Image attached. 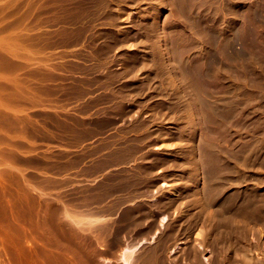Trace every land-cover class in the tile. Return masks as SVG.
I'll use <instances>...</instances> for the list:
<instances>
[{"label":"rangeland","instance_id":"obj_1","mask_svg":"<svg viewBox=\"0 0 264 264\" xmlns=\"http://www.w3.org/2000/svg\"><path fill=\"white\" fill-rule=\"evenodd\" d=\"M73 1H79L78 3H80V5L82 4H84L83 6L81 5H79L77 2H73ZM0 0V5H1V8L2 9H0V11L2 10L3 11V9L6 7V9H7V7H8V9H7V11H5V9H4V11L3 12H1L0 13V16H2V17H0L1 19H0V27H2V28H0V29H3L2 31H0V38H2V37H4V35H7V42L9 43V44H7V46L9 47V46H13V44H14V42H12V40L13 39H16V34L19 32V31H21L22 33H26V32H28L29 31V33H31V34H36V33H40L41 34V40H42V42L41 41H39L38 43H36V45H43V47L45 48V51L44 50H42V51H44V52H42L41 51V49L40 48H38L37 47V52L38 51H40L39 53L41 54H39L38 56H42V58H43V60H45V61H43L42 60V58H37V61H39V60H41V62L40 63H38V62H34L36 59H35V57H33V58H31L29 61H31L32 60V63H30L29 62V64L27 63L26 65L27 66H23L22 64L24 63V52H23V45H21V43L22 42H24V39L23 40H21V41H19V42H21L20 44H19V42H18V44L19 45H21V47L19 46V48H23L22 50L21 49H19V48H17L18 47V44L16 45V44H14V45H16L17 47V49L19 50V51H21L20 53L21 54H23V57H22V55H20L19 54V56H21V57H18L17 55H18V53H16L18 50H15V52L14 51H12V53L14 52V53H16V54H12V53H9V55H10V57L9 58H7L8 56V53H7V55H5V56H7V57H5L4 55H0L1 57H0V59H1V62H0V64H2L3 65V63L5 64V65H0V66H2V67H5L6 69H7V71L6 70H4L5 68H2V70H4V71H6V73H7V76L8 77H14L17 73H19L20 75H23L22 77H24V75H27L28 74V76H31V78H25L24 79V86H20V85H18V86H20V87H26V85H27V83H28V80H31V79H35L36 78V73H39L38 71H44L45 72V74H43L44 75V77H45V79L47 80V81H44V80H42V81H39V82H42L43 83V81H44V83L42 84V85H44V86H46L45 88L47 89V90H45L44 88H41V89H43V90H41V92L39 91V93L38 94H36V96H35V91H34V89H28V86H27V90H29V94L28 95H30V97L32 98V99H36L35 101H33L29 96V98H28V100H27V96H26V100H24L23 102L21 101V99L23 100L24 99V96H22L21 97V95H14L13 94V90L15 89V88H17L18 86H16L17 84H19V83H17L16 84V82L17 81H21V80H14V79H10V78H8L7 76H5L6 75V73H4V71H2L1 69H0V73L1 72H3L4 73V76L3 75H1V74H3V73H1L0 74V78H1V80L3 79V78H5V79H3L4 81H1L3 84V86H7L6 88L4 87L3 88V86L1 85V87L0 88H2V90H1V92L2 93H4V94H2L1 92H0V96H1V94H2V97H4V98H2V97H0V100L2 99V101H5L4 99H6L7 101L9 100H11V99H13L14 98V100L16 101H13V102H11V103H13V104H8L7 103V105H3V103H1V101H0V105L2 104L4 107H6V108H4L3 106H1L0 107V109L3 107L4 108V110L2 109V111L4 112H2V111H0V112H2V113H0L1 115H0V117L3 119V117H4V115H6L5 113L8 111L9 112V110H10V112L11 113H8V114H11V117H13L14 116V118H20V116H23V117H26L27 116V114L25 115V112H27L28 113V116L26 117V119H27V121L29 122V120H31L29 123H31L32 122V124H29V125H27L28 124V122H27V124H22V126L27 130L28 129V127L30 128V129H28L27 131L24 129V132H25V134L27 133V132H30V130L32 129V126L30 127V125H34L35 127H36V124L39 122V127L37 126L36 127V129H35V127H33V129H35L34 130V132H33V129H32V131H31V133L33 132V134L35 133L36 134V136H33L32 138H31V136H30V134L31 133H29L28 135H29V137L27 136V134L26 135H24V136H26L27 138L25 139L26 141V143H28V142H30V143H28V146L25 148L26 150L24 151V156H26V157H24V159H29V161L31 162V163H33V164H30V162L29 163H27V167L29 166L28 164H30V166L28 167L29 169V171H28V173H27V171H25V173H24V177L25 178H27L28 177V179L26 180V182L28 183L29 182V185L31 186V187H35L36 185L37 186H40V185H42L44 182H45V180H46V185L47 186H49L48 185V183L49 184H51V186H49V187H51V188H49V187H47L48 189H49V191H58V192H48V194H50L51 196H49V198L48 197H46L45 199H43V200H41V201H39V203H37L38 204V206H35V204L34 203H30L29 201H25L24 200V209H14L13 210V213L11 214V215H8L7 214V210H6V208L4 207V199H5V192H4V189H5V187H0V264H124V262H123V260H121V254L120 253H122V251L123 250H121V249H123L127 244H128V242H130L131 240V238L133 237V239H132V241L134 242H137V240H138V238H143L144 240H145V242H143L142 244H141V247L140 248H138L137 249V251L139 250L140 251V259H141V261H142V264H153V263H150V261L152 260V258L153 257H156V258H153V260L151 261V262H154V264H155V261L154 260H157V264H163V262L162 261H164V263H165V261H166V263L165 264H172L173 263V261H174V263L173 264H175L176 262H178L177 264H179V262L181 261V262H183L184 260L186 261V257H185V254H186V250H190V249H188V248H192V244H193V247H195L194 245H197L196 247H197V250L198 249H200L199 250V252H201L202 250V248H203V251L201 252L202 253V255L204 254V255H206L208 258L206 259V260H201L202 259V257L203 256H201V261H203L205 264H209L210 263V261H211V263L212 264H215V263H217V264H225L226 263V261H230V263L229 264H239L238 262H240V264H249L248 262H250V264H256L255 263V260H256V258H258L257 259V261H259V258H261L260 260H262L263 262H264V227L262 228L261 226H264V223H262V220H264V216H262V215H264V211L262 212V210L261 209H263L264 210V207H263V205H264V183L263 182H261V178L263 177V175H264V166L261 164V166H260V163L264 160L263 158H264V0H187V1H192V2H187V1H183V0H165L166 2H164V0H160V1H158L157 2V0H153V1H150L149 0V2H148V0H105V1H107L108 3H109V7L107 6V8H106V6L104 5V2L102 3V0H96V2H95V0L92 2V1H90V0H82V2H80L81 0ZM88 3H87V2ZM100 1H101V4H100ZM110 1V2H109ZM195 1V3H193ZM92 2V3H91ZM99 2V3H98ZM152 2V3H151ZM163 3V4H160V3ZM170 2V3H169ZM172 2V3H171ZM173 2L175 3V4H173ZM182 2H184L185 4H181ZM73 3H75L74 4V6H73ZM92 5H91V4ZM158 3V4H157ZM187 3H189V4H187ZM190 3L192 4V5H190ZM88 4V6H86ZM110 4L112 5V6H110ZM148 4V5H147ZM167 4H168V6H167ZM186 4L187 5H189V6H187L186 7ZM95 7V8H93V9H95V11L93 10V13H92V7ZM95 5V6H94ZM100 6V10L98 11V7ZM118 5V6H117ZM150 5V6H149ZM151 5H153V6H151ZM159 5V6H158ZM161 5V6H160ZM164 5V6H163ZM185 5V6H184ZM71 6H73V7H71ZM102 6H105V8L103 7V9L101 8ZM113 6H115V9H114V7ZM133 6H135V8L133 7ZM145 6V7H144ZM167 6V7H166ZM190 6H192L191 8H189ZM75 7V8H74ZM78 7H79V9H81V10H83V11H81V10H79L78 9ZM84 7H86V9L84 8ZM111 7H113V8H111ZM148 8V9H144V8ZM151 7V8H150ZM152 7H153V11H152ZM165 7V8H164ZM186 7V8H185ZM16 10H15V9ZM72 8V9H71ZM73 8L76 10V12H75V10H73ZM89 8H91L90 9V11H88V12H90V13H92V14H90V13H88L87 12V10ZM111 8V9H110ZM117 8H119V10H116ZM141 8H142V10H141ZM155 8V9H154ZM180 8V9H179ZM194 8V9H193ZM199 9V10H197V9ZM9 9H12V10H9ZM85 9V10H84ZM112 9H114V10H112ZM150 9V10H149ZM160 9V10H159ZM186 9V10H185ZM190 9V10H189ZM193 9V10H192ZM16 11V13L15 14H12L13 12H9V11ZM102 10V11H101ZM121 10V11H120ZM123 10V11H122ZM148 10V11H147ZM155 10H156V12H155ZM177 10V11H176ZM190 11V15L191 16H189V12L187 13L186 11ZM32 11V12H31ZM72 11H74V13H75V16H74V13H71ZM78 11V12H77ZM84 11H85V13H84ZM117 11H119V12H117ZM125 11V12H124ZM140 11V12H139ZM150 11H152V12H150ZM158 11V12H157ZM192 11V12H191ZM195 11H197L198 12V14H197V12H195ZM199 11H200V13H199ZM7 12V13H6ZM28 12H30V13H28ZM80 12H81V14H80ZM100 12H102V14L104 15H102ZM105 12V13H104ZM107 12V13H106ZM110 12H111V14H113L112 16L110 15ZM116 12H117V14L118 15H116ZM144 12V13H143ZM149 12V13H148ZM185 12V13H184ZM195 14H194V13ZM7 15V16H5V14ZM10 13L12 14L11 16H10ZM25 13V14H24ZM27 13V14H26ZM31 13H32V15H31ZM35 15H34V14ZM77 13V14H76ZM87 13H88V15H87ZM101 15H100V14ZM109 13V14H108ZM146 13H148V14H146ZM150 13H151V16H150ZM176 13V14H175ZM3 14V15H2ZM29 14V16H30V18H29V16H27ZM73 14V15H72ZM86 14V15H85ZM89 14H90V16H89ZM99 14V15H98ZM122 14V15H121ZM186 14H187V16H188V18H190V19H188L187 18V16H186ZM82 15H85V17L84 16H82ZM95 17V21H93L92 19H94V17ZM97 15H98V17H97ZM107 15V16H106ZM117 17H116V16ZM155 15V16H154ZM193 15H194V17H193ZM196 15V16H195ZM24 16H27V17H25L24 18ZM33 16V17H32ZM78 16H80V17H78ZM87 16V17H86ZM111 16V17H110ZM120 16V19H118V17ZM126 16L128 17V19L126 18ZM141 16H142V18H141ZM75 19H74V18ZM81 17H84V18H86V19H84V18H81ZM102 17V18H101ZM121 17H122V19H121ZM197 17H200V18H197ZM23 18H24V20H23ZM27 18V19H26ZM29 18V19H28ZM34 18V19H33ZM87 18H89V19H87ZM106 18L107 20H105L104 22H103V20ZM108 18H110L109 20L111 21V20H113V21H116V18H117V20L118 21H116V22H118V24L116 25V26H114V28L115 29H113V27H111L110 28V23H112V22H110L109 20H108ZM113 18V19H112ZM154 18V19H153ZM186 18V19H185ZM191 18H193V19H191ZM25 19H26V21H25ZM80 19H81V21H80ZM97 19H99V20H97ZM145 19V20H144ZM154 20L153 21V23L154 24H165L164 26H165V28L168 30V38H169V43L172 45V47L171 48H173L172 49V52H173V50H175L177 47V50L176 51H178V53H179V50L180 49H182V51H181V53H176V52H173V53H171L172 55V59H174L173 61L175 62L176 61V64L178 65L179 64V67H180V69L182 68V72H183V68H185V66L183 67V65H184V63H185V60H186V63H185V65H186V67H187V65L190 67H187V68H185V69H187L186 71H187V73H186V71H185V69H184V73L182 74L183 75V77L184 76H186L187 78V83H186V81L184 80V84H180V85H178V87L179 86H181V88H179V89H177L176 87H174L173 88V86H175V85H172V88H171V86L169 87L166 83H164V82H162L163 80H162V78H160L161 76H162V73H163V68H161V66H159V64H157V66L155 65V64H151V62L149 63V65H148V63H146L145 64V61L147 60V58L146 57H148L149 59L147 60V61H150L151 60V58H152V56L155 54L156 55V53H153V52H155L157 49H158V51H156L157 53H158V55L157 56H153V58L155 57V59L157 58L158 59V57H159V59H160V55H163V53H161V52H159V46H157L156 47V45H155V43L153 44L152 42H150L151 40H148V39H150L148 36L150 35V32L147 30L148 29V21L149 20ZM194 19H196L195 21H194ZM198 19H199V21L201 20L202 22H203V24H202V22H198ZM6 20H8L9 22H7ZM28 20H31L30 22H32V20H33V24L35 23V26L32 24V23H30ZM35 20V21H34ZM77 20V21H76ZM88 23V22H92V23H89V26H88V24L85 22V21ZM87 20H89V21H87ZM92 20V21H91ZM132 20H134V22H132ZM138 20V21H137ZM160 21V23H158L159 21ZM168 20H169V22H168ZM186 22H185V21ZM190 21V22H188V21ZM79 21L81 22L80 23V25H79V27H77L78 26V24H79ZM83 21V22H82ZM99 21V22H98ZM100 21H101V23L103 22V24H101L100 23ZM107 21V22H106ZM136 21V22H135ZM144 21H146L147 22V24H146V22L144 23ZM194 21V22H193ZM215 21V22H214ZM7 22V23H6ZM25 22L26 23H28V24H32V26L31 25H29V26H31L30 28H27V27H29L27 24H25ZM74 24H73V23ZM77 22V23H76ZM84 22L86 23V24H84ZM97 23V24H95V23ZM106 22V23H105ZM109 22V23H108ZM129 22V23H128ZM166 22H168L167 24H166ZM172 22V23H171ZM175 24H174V23ZM199 23V24H195V23ZM3 23V24H2ZM4 23H6V24H4ZM11 23V25L10 26H14L13 28L12 27H10V26H8L9 24ZM13 23V24H12ZM76 23V24H75ZM94 23V24H93ZM107 23L109 24V25H107ZM120 23H122V24H120ZM137 23V24H136ZM142 23V24H141ZM144 23V24H143ZM170 23V24H169ZM186 23H188V24H186ZM193 23L195 24V28H194V30L193 29H191V25H193ZM206 23H207V25H206ZM93 24V26H91ZM106 24V25H105ZM120 24V25H119ZM128 24V25H127ZM132 24H133V26H132ZM162 24V25H163ZM187 25V26H185V25ZM200 24H202V25H200ZM211 24H213V25H211ZM215 24V25H214ZM82 25H84L83 26V28L82 27H80V26H82ZM85 25L86 26H88V27H85ZM95 25V26H94ZM130 25V26H129ZM135 25H137V26H135ZM147 25V26H146ZM166 25H168V26H166ZM172 25H173V27H172ZM196 25L198 26V25H200V26H198V27H196ZM4 26V27H3ZM7 26V27H6ZM26 28H25V27ZM34 26V27H33ZM36 26H37V28H36ZM75 26L77 27V28H75ZM105 27V28H103V27ZM107 26H109V27H107ZM140 26V27H139ZM146 26V27H145ZM171 26V27H170ZM190 28H189V27ZM204 26H207V27H204ZM213 26L215 27V28H213ZM8 27H9V29H8ZM34 28V29H31V28ZM102 27V28H101ZM128 27H129V29H128ZM130 27H131V29H130ZM136 27H139V28H136ZM183 27V28H182ZM189 29H188V28ZM204 29V31H203V29ZM75 28V30H73ZM87 28H89V29H87ZM121 28V29H120ZM193 28V27H192ZM196 28H197V30H199L198 32H197V30H196ZM199 28V29H198ZM200 28L202 29L201 31H200ZM212 28V29H211ZM7 29V30H6ZM13 29V30H12ZM31 29V30H30ZM79 30V29H84V30H79V31H81V32H79L78 31V33H77V30ZM110 29V30H109ZM118 29V30H117ZM128 29V30H127ZM133 29V30H132ZM135 29H137V30H135ZM211 29V30H210ZM214 29V30H213ZM8 30L10 31L9 33L10 34H8ZM24 30H26V32H23ZM106 30V31H105ZM126 30V31H125ZM169 30H170V32H169ZM217 30V31H216ZM225 30V31H224ZM6 31V32H5ZM12 31V32H11ZM75 31V32H74ZM85 33H84V32ZM96 31H97V34H96ZM103 31V32H102ZM113 31V32H112ZM120 33H119V32ZM123 31V32H122ZM130 31V32H129ZM143 31H145V32H143ZM171 31H172V33H171ZM206 31L208 32V33H206ZM93 32H95V33H93ZM102 32V33H101ZM104 32H105V34H104ZM108 34H107V33ZM133 32V33H132ZM135 32V33H134ZM138 32V33H137ZM192 32V33H191ZM202 32V33H201ZM214 32V34H212ZM216 32V33H215ZM218 32H219V34L221 33V36L219 37V34H218ZM222 32H224V33H228V35H226V34H224V33H222ZM20 33V32H19ZM78 34V36H76L77 34ZM84 33V34H83ZM110 33V34H109ZM127 33V34H126ZM137 33V34H136ZM142 33H144V34H142ZM147 35H146V34ZM170 33V34H169ZM196 33H198V35L196 34ZM201 33V34H200ZM206 33V34H205ZM73 34H75V35H73ZM80 34V35H79ZM83 36H82V35ZM92 34V35H91ZM95 34V35H94ZM98 34H100V35H98ZM116 34V35H115ZM139 34V35H138ZM185 34V35H184ZM204 34H205V36L207 35L208 36V38H207V36L205 37L204 36ZM217 34V35H216ZM23 35V34H22ZM96 35H98L97 37H96ZM106 35V36H105ZM118 35V36H117ZM125 35H127L126 37H125ZM130 35V36H129ZM146 36V39L147 40H145V36ZM173 35V36H172ZM174 35H176L175 37H174ZM199 35H200V37H199ZM201 35H202V39H201ZM230 35V36H229ZM38 36V35H37ZM75 38H74V37ZM81 36V37H80ZM86 38H85V37ZM101 38H100V37ZM108 36H110V37H108ZM114 37V40L115 41H112L113 40V37ZM142 36V37H141ZM144 36V37H143ZM180 36H183V37H185L186 36V38H185V41L187 42H185V41H183L182 40V38L183 37H181V39H179V37ZM191 36V37H190ZM217 36V37H216ZM78 37V38H77ZM79 37L81 38V39H79ZM105 38V40H104V38ZM106 37H107V39H106ZM112 37V38H111ZM122 37H124V38H122ZM127 37H128V39H127ZM132 37H135V38H132ZM148 37V38H147ZM173 38V40L171 41V39ZM188 37L189 38H191V40H189L188 39ZM212 37H214V38H217L218 39V42H217V39H215L214 41H212L213 40V38ZM78 39V42H77V39ZM96 38V39H95ZM103 38V39H102ZM108 38L109 39H111V41L110 40H108ZM124 40V41H122V39ZM141 38H143L142 40L146 43V45L145 44H143L142 43V40H141ZM171 38V39H170ZM174 38H175V40H174ZM176 38H177V40H176ZM196 38V40H195V43H194V39ZM204 38L206 39L205 41H204ZM75 39V41H73ZM119 39H121V40H119ZM135 41H134V40ZM141 40V43H138V46H136V48H135V45H137L136 43L139 41L140 42V40ZM179 39V40H178ZM184 39V38H183ZM199 39V40H198ZM212 39V40H211ZM219 39H220V41H219ZM227 39V40H226ZM10 40H11V42L13 43V44H10ZM102 40V41H101ZM117 40V41H116ZM128 40V41H127ZM129 40H130V42H129ZM189 40V41H188ZM228 40H229V43H227L228 42ZM230 40H231V42H230ZM109 41V42H108ZM123 43H122V42ZM127 41V42H126ZM149 41V43L147 44V42ZM178 41V42H177ZM181 41V42H180ZM199 41H201L202 42V44H201V42H199ZM225 41V42H224ZM6 42V41H5ZM17 42V41H16ZM77 42V43H76ZM98 42H102L103 44H101V43H98ZM105 42V43H104ZM107 42V43H106ZM116 42H118V43H116ZM119 42H121V44L123 45L124 43L125 44H127V46H123L122 48H121V44L119 43ZM173 42H174V44H173ZM182 42H185V43H182ZM218 43V45H216L217 43ZM220 42V43H219ZM194 43V44H193ZM196 43H199L198 45L199 46H197V44ZM207 43V44H206ZM210 43V44H209ZM222 43V44H221ZM4 44L5 43H3V44H0V45H2L0 48V50H2V49H6V48H8L6 45L4 46ZM46 44V45H45ZM101 44V45H100ZM110 45L111 44V46H107V45ZM114 44H115V48L116 49H113L114 47H112V45L114 46ZM120 44V48H118L119 45ZM143 44V46H141ZM153 44V45H152ZM175 44H176V46H175ZM179 44H182V46L180 45V46H178ZM187 44V46H183V45H186ZM190 44V45H189ZM196 44V45H195ZM226 44H227V46H226ZM228 44H232V48L230 49L229 48V46H231V45H228ZM98 45H100V47L97 46ZM106 47H105V46ZM134 45V46H133ZM155 45V46H154ZM170 45V46H171ZM191 45H193L192 47H191ZM208 47H207V46ZM213 47H212V46ZM46 46V47H45ZM148 46H150V47H148ZM195 46H197V47H195ZM202 46V47H201ZM210 46V47H209ZM215 46H217L216 48H215ZM222 46V47H221ZM94 47H95V49H94ZM112 47V48H111ZM124 47H127V48H129V49H126V48H124ZM146 47V48H145ZM179 47H182V48H180L179 49ZM188 47H191L190 49L188 48ZM204 47H206V48H204ZM218 47H219V49H218ZM223 47H225V48H223ZM228 47V48H227ZM13 48H15V46H13ZM43 48V49H44ZM104 48H106V49H104ZM110 48V49H109ZM131 48H134V49H131ZM139 48H141L140 50H139ZM151 49V53H150V49ZM175 48V49H174ZM183 48H184V50H183ZM193 48V49H192ZM213 48V49H212ZM214 48H215V50H214ZM220 48H221V50H220ZM223 48V49H222ZM8 49H10V48H8ZM36 49V48H35ZM93 49V50H92ZM112 49V50H111ZM118 49H120V50H118ZM142 49L144 50V51H142ZM145 49H146V51H145ZM149 51H148V50ZM155 49V50H154ZM190 50V52H189V50ZM199 49H201V50H199ZM202 49H204V50H202ZM219 51H218V50ZM228 49V50H227ZM7 50V49H6ZM97 50H98V52H102V54H100V53H98L97 52ZM100 50V51H99ZM108 50H111V51H109L108 52ZM114 50V51H113ZM115 50H116V52H115ZM118 50V51H117ZM125 50V51H124ZM130 50V51H129ZM153 50V51H152ZM185 50H186V52H185ZM196 50V51H195ZM208 50V51H207ZM234 50V51H233ZM236 50H241V52H238V51H236ZM243 50V51H242ZM47 51V52H46ZM90 51V52H89ZM94 51V52H93ZM96 51V52H95ZM104 51H105V54L107 55H104ZM124 51V52H123ZM183 51L185 52V54H183ZM210 51V53L209 54H207L208 55V57H206L207 55H206V53H208ZM216 51H218V52H215ZM244 51H246V55H247V53H248V55L247 56H244ZM42 52V53H41ZM81 52V53H80ZM85 52V53H84ZM112 54H111V53ZM115 52V53H114ZM123 52V53H122ZM129 52V54H127ZM144 52V53H143ZM146 52V53H145ZM201 52V53H200ZM205 52V53H204ZM212 52H214L217 56H218V58L216 57V55L214 54V53H212ZM226 52V53H225ZM48 53V54H47ZM85 55H84V54ZM87 53V54H86ZM95 53V54H94ZM97 53V54H96ZM108 53V54H107ZM111 55H110V54ZM114 53V54H113ZM119 53H120V55H119ZM127 55H125V54ZM132 53V54H131ZM135 53H137V54H135ZM150 53V54H149ZM153 53V54H152ZM160 53V54H159ZM221 53H224V54H221ZM230 53V54H229ZM235 53H237V54H235ZM242 53V54H241ZM12 54V55H11ZM47 55L48 56V58L50 57V59L49 60H46L45 58L47 57V56H45V58L43 57V55ZM78 54V55H77ZM80 54V55H79ZM82 54V55H81ZM88 54H90V56L88 55ZM99 54V55H98ZM117 54V55H116ZM147 54V55H146ZM176 54H178V55H181V56H179V57H177L178 55H176ZM188 54H189V56H188ZM195 54H196V56H195ZM198 54V55H197ZM203 54V55H202ZM204 54H205V56H204ZM211 54L213 55L212 57H211ZM220 56H219V55ZM229 55V56H227V55ZM239 54V55H238ZM241 54V55H240ZM17 57V58H15V56ZM88 55V56H87ZM105 56V57H103V59L101 60L100 59V57H98V56ZM109 55V56H108ZM115 55V56H114ZM122 55V56H121ZM131 55V56H130ZM132 55H134V56H136V57H133ZM145 55V56H144ZM176 55V59H178V60H180L181 58H183V59H181L180 61H184L183 63H182V65H181V63H180V61H178V60H175V57L174 56ZM184 55H187V56H184ZM223 55V56H222ZM226 55V56H225ZM243 55V56H242ZM5 58H4V57ZM12 56H14L13 58H14V60H13V58H11ZM79 56V57H78ZM119 56H120V59H119ZM126 56V57H125ZM130 56V57H129ZM143 58H141V57ZM198 56V57H197ZM226 58H225V57ZM238 56H240L241 58H239ZM248 56H249V58H248ZM3 57V58H2ZM84 57V58H83ZM92 57H95V58H92ZM107 57V58H106ZM117 58L116 60L114 59V60H110V59H112V58ZM125 57V58H124ZM138 57V58H137ZM163 56H161V58H162ZM181 57V58H180ZM190 57L193 59V60H191L190 62H189V60H190ZM195 57H197V58H195ZM221 57V58H220ZM229 57V58H228ZM13 60H11V59ZM79 60H78V59ZM86 58H89V60L90 61H87L88 59H86ZM90 58H92V59H94L93 61H91V59ZM97 58V59H96ZM98 58H99V60L100 61H98ZM102 58V57H101ZM127 58V59H126ZM128 58H130V59H128ZM133 58V59H132ZM145 58V59H144ZM152 58V59H153ZM186 58V59H185ZM194 58L196 59V60H194ZM205 60H204V59ZM230 58H231V60H230ZM239 58V59H238ZM244 58V59H243ZM3 59V60H2ZM21 59H22V61H21ZM39 59V60H38ZM96 59V60H95ZM107 59V60H106ZM136 59H138V61L136 60ZM187 59H188V61H187ZM203 59V60H202ZM227 59V60H226ZM236 59V60H235ZM9 61V62H7V61ZM12 61V63H11V61ZM106 60V63L107 64H105V62L104 61ZM108 60H109V62H108ZM120 60H125V62L124 61H122V64H121V61ZM135 60V62H136V67L137 68H135V70L137 71V69H138V71L136 72V71H134V69L132 68H130L131 66V63H132V61H134ZM142 60H143V62H144V66L146 65V67H145V70H144V66H142V68L143 69H141V65H143V62H142ZM200 60H202V62H204L203 64H201V61ZM217 60V61H216ZM220 60V64H219V61ZM250 60V61H249ZM4 61V62H3ZM14 61H19V63H20V65H19V68H20V66H21V68L19 69L18 68V66H16V64H14L15 62ZM21 61V62H20ZM78 61V62H77ZM101 61H103V62H101ZM118 63H117V62ZM127 61V62H126ZM131 61V62H130ZM193 61V62H192ZM222 61V62H221ZM8 63V65H9V63H11L9 66H7V64L6 63ZM98 62L99 63H101V64H105V66L104 65H102L101 66V64H99L100 66H95V64H98ZM114 63L113 65L111 64V63ZM116 62V63H115ZM179 62V63H178ZM188 62H189V64H188ZM192 62V63H191ZM198 62V63H197ZM199 62H200V64H199ZM213 62V63H212ZM216 62L218 63V64H216ZM225 63V65H222V64H224ZM229 62V63H228ZM239 62H241V63H239ZM38 63V64H37ZM77 63V64H76ZM78 63H80V65L78 64ZM94 63V64H93ZM125 63V64H124ZM141 63V64H140ZM190 63H191V65H190ZM211 63V64H210ZM215 63V64H214ZM249 63V64H248ZM91 64V65H90ZM93 64V65H92ZM115 64H116V66H115ZM119 64V65H118ZM121 64V65H120ZM123 64L125 65V66H123ZM129 66V67H127V65ZM194 64V65H193ZM198 64V66H196ZM14 65V68L12 67ZM77 65V66H76ZM108 65V66H107ZM112 65V66H111ZM138 65V66H137ZM150 65H153V66H150ZM200 65L202 66H205V67H200ZM208 65V66H207ZM227 65V66H226ZM242 65H244V66H242ZM249 65V66H248ZM76 66V67H75ZM89 66H90V68H89ZM92 66H95L94 68L92 67ZM119 66H120V68H119ZM122 66V67H121ZM148 66H149V68H148ZM155 66H156V68H155ZM160 68H159V67ZM194 66V67H193ZM196 66V67H195ZM213 66V67H212ZM242 66V67H241ZM9 67H10V69H9ZM17 67V68H16ZM29 69H28V68ZM78 67V68H77ZM96 67H97V69H96ZM124 67V68H123ZM139 67V68H138ZM153 67V68H152ZM199 69H198V68ZM209 67V68H208ZM245 67V68H244ZM1 68V67H0ZM12 68H13V71H12ZM22 68H24L23 70H25L26 68V71H29L30 73H28L27 72V74H25L24 72L25 71H23L22 70ZM114 68H116V70H118V71H116V70H114ZM121 68H123V69H121ZM129 68V69H128ZM150 68H152V69H150ZM155 68V69H154ZM188 68H189V71H188ZM191 68H192V70L193 71H196V73L197 72H200V73H198V74H196V73H193V72H191L190 70H191ZM194 68V69H193ZM196 68V69H195ZM203 68V69H202ZM244 68V69H243ZM247 68H249V70L247 69ZM20 70V71H17V70ZM92 69H94V70H92ZM111 69H113V70H111ZM121 69V70H120ZM125 69H128V71H126ZM130 69H131V72H132V74H131V72H130ZM147 69V70H146ZM150 69V70H149ZM158 71H157V70ZM198 69V70H197ZM204 70V71H202V70ZM219 69H220V72H219ZM229 69H231L230 71L231 72H229L228 73V71H229ZM247 69V70H246ZM109 70H111V71H109ZM123 70V71H122ZM125 70V71H124ZM161 70H163V71H161ZM226 70H227V72H226ZM243 70V71H242ZM14 71H15V73H14ZM56 72V78L54 79V77L52 78L51 77V75H52V72ZM116 72L115 74H114V72ZM121 71V72H120ZM140 71H142V72H140ZM149 71V72H148ZM151 71V72H150ZM223 71H225V72H223ZM22 72H23V74H22ZM43 72V73H44ZM51 72V73H50ZM107 72V73H106ZM112 73V75H110V73ZM117 72H119V73H117ZM123 72H124V74H123ZM127 72V73H126ZM129 72V73H128ZM133 72H136V73H133ZM152 72H154V73H152ZM156 72L160 75V72H161V76L159 77L158 76V74H157V76H158V80H156L157 78H156ZM195 74L193 77H192V74ZM204 72V73H203ZM233 72V73H232ZM10 73V75H8ZM33 75H32V74ZM139 73H141V74H139ZM146 73H147V76H146ZM190 73V74H189ZM208 73V74H207ZM216 73H218V75L216 74ZM226 73V74H225ZM245 73V75H243V74ZM12 74V75H11ZM18 74V75H19ZM49 74H51V75H49ZM108 74H109V76H108ZM117 74H119V75H117ZM123 74V76H121ZM125 74H126V76H125ZM127 74H128V76H127ZM129 74H130V76H132L133 74V77L131 78L130 77V79H127V78H129ZM135 74H136V77H135ZM152 74V75H151ZM187 74V75H186ZM202 75L201 77H200V75ZM205 74V75H204ZM206 74L208 75L207 77H205L206 76ZM46 75V76H45ZM47 75H49V76H47ZM58 75H60L61 77H62V75H63V80L60 82V80H58L59 78H60V76H58ZM103 75V76H102ZM107 76V78H109V80L106 78V81L108 82V83H110V84H113V85H111L110 86V84H106V81H105V77ZM115 75V76H114ZM140 75V76H139ZM148 75H150V76H148ZM190 75V76H189ZM196 75L197 76H199V78L197 77L196 78ZM209 75H214V76H216L215 78H217V79H215L214 78V76H212L214 79H212L211 78V76L209 77ZM244 77V78H242V76ZM3 76V77H2ZM57 76H58V78H57ZM93 76H95L94 78H96V82H95V79L93 78ZM102 76V77H101ZM105 76V77H104ZM111 76H113V77H115V78H113V77H111ZM118 76H120V77H118ZM143 78H142V77ZM189 76V77H188ZM204 76V77H203ZM218 76V77H217ZM19 77H21V76H19ZM51 77V78H50ZM67 77V78H66ZM74 77H76V79H74ZM79 77V78H78ZM90 77H91V80H90ZM98 77H100V79L98 78ZM110 77H111V79H110ZM124 77V78H123ZM146 77H148L147 79H146ZM152 77V78H151ZM154 77V78H153ZM208 77H209V79H208ZM219 77H220V79H219ZM8 78V79H7ZM64 78H65V80H64ZM70 78V79H69ZM78 78V79H77ZM118 78V79H117ZM120 78H121V81H120ZM133 78H134V80H133ZM137 80H136V79ZM192 78H193V83H194V79H195V82L197 81V83L196 84H201V85H199L200 87H201V89L199 88V86H196V85H194L193 83H192ZM201 78V79H200ZM202 78H203V81H202ZM211 78V79H210ZM12 81H10V80ZM54 79V80H53ZM59 81H57V80ZM66 79H67V81H66ZM73 79V80H72ZM93 79H94V81H93ZM103 81H105V82H103ZM116 80L115 82L113 81V80ZM133 81H132V80ZM152 79V80H151ZM184 79H185V77H184ZM207 79V80H206ZM220 80V81H216L215 82V80ZM49 80H51V81H49ZM75 80L76 81H78V82H75ZM83 82H85L86 83V86H84V84L81 82V81ZM88 81V82H86V81ZM99 80H101V82L100 83H102L103 82V84L100 86V88H101V90H100V88L99 89H96V88H98L99 87V82L98 81ZM111 80V82H109ZM125 80V81H124ZM127 80V81H126ZM131 80V81H130ZM135 80H136V82H135ZM153 80H156L155 82L153 81ZM161 80V81H160ZM204 80H206V81H204ZM211 80V81H210ZM213 80H214V82L215 83H213ZM246 80V81H245ZM50 82V84H49V82ZM70 82V81H74L73 83H68L69 85V87H67V84H66V82ZM113 81V82H112ZM123 81V82H122ZM149 81H151V83L153 82V85H152V87H150L149 88V85L151 84ZM172 81V80H171ZM189 81V82H188ZM210 82V83H208V82ZM13 82H15V83H13ZM23 82V81H22ZM27 82V83H26ZM46 82H48V84L46 83ZM53 82V83H52ZM60 83V85L58 84V83ZM92 82V83H91ZM95 83V85H94V83ZM118 82V83H117ZM120 82H122L121 84L123 85H120L119 83ZM135 82V83H134ZM147 82V85L145 84ZM149 82V83H148ZM160 82H162V83H160ZM199 82H201V83H199ZM202 82L205 84H203L202 85ZM57 83V84H56ZM63 83H64V85H65V88L64 87H62L63 86ZM74 83H78V84H74ZM89 83H90V85H89ZM96 83H97V85H96ZM131 83V84H130ZM195 86V88H194V86L192 85V84ZM208 83V84H207ZM218 85H217V84ZM4 84H6V85H4ZM40 84V83H39ZM62 84V85H61ZM74 84V85H73ZM115 84V85H114ZM125 84H126V87H125ZM145 84V85H144ZM155 84H157L158 86L160 85V87H158L157 85H155ZM185 84L187 85L188 84V87L190 88V89H193V90H191L190 91V89H188V87L187 86H185ZM190 84H191V87H190ZM216 86H214V85ZM41 85V86H42ZM48 85H50V86H53V85H56L59 89L58 90H60L61 88H63L62 89V91H56L57 90V87L55 86H53V87H49ZM59 85V86H58ZM92 85V87H90ZM94 85V86H93ZM105 85V86H104ZM106 85H108V86H106ZM121 87H120V86ZM143 85V86H142ZM164 87H162V86ZM168 86V87H166V86ZM207 85V86H206ZM72 86V87H71ZM78 86V87H77ZM79 86H84L83 88L82 87H79ZM97 86V87H96ZM110 86V87H109ZM130 86H132V88H129ZM134 86H135V88H134ZM141 86V88L140 89H142V91L139 89V87ZM145 86L148 88H146V91H145ZM154 86H155V88H157L156 90H154L155 88H154ZM177 86V85H176ZM183 86V87H182ZM184 86H185V88H184ZM206 86V87H205ZM15 87V88H14ZM43 87V86H42ZM48 87V88H47ZM67 87V88H66ZM75 89H77V92H75L76 90H74V88ZM89 87L90 88H92V90H88L89 89ZM94 87H96V88H94ZM103 87V88H102ZM108 87V88H107ZM113 87V88H112ZM118 87H120V88H118ZM143 87V88H142ZM161 87H162V89H161ZM193 87V88H192ZM204 87V88H203ZM14 88V89H13ZM50 88V90H48ZM53 88H56V89H53ZM110 88H112V89H114V90H112V89H110ZM121 88H123V90L121 89ZM129 88V89H128ZM137 88V89H136ZM165 88H169V89H165ZM198 88V89H197ZM205 88H207V89H205ZM4 89L5 90H7V91H4ZM8 89L11 91L10 92V96L12 97H10V96H7V95H9V93H8ZM51 89H53V92L51 91ZM74 90V92H73V90ZM80 89H82V90H80ZM83 89H85V90H87V91H84L83 92ZM118 89V90H117ZM120 89H121V91H120ZM125 89H127V91L125 90ZM150 89V90H149ZM153 89V90H152ZM159 89V90H158ZM181 89H183V90H181ZM188 91H187V90ZM195 89V90H194ZM202 91H200V90ZM213 89V90H212ZM26 90V91H27ZM46 91V93H48V94H46L45 92H44V97H43V95H39L40 93L41 94H43L42 92L43 91ZM65 90H67V92L65 91ZM70 90V91H69ZM71 90H72V92H71ZM103 90V91H102ZM129 90H131V91H129ZM134 90H136V92L134 91ZM152 90V91H151ZM160 90H161V94H160ZM165 90V91H164ZM167 90H168V92L170 91V93H168L167 92ZM176 90H178V92L176 91ZM205 90V91H204ZM208 90V91H207ZM26 91H25V93H26ZM48 91V92H47ZM51 91V92H50ZM65 93H64V92ZM69 91V92H68ZM80 91H82L81 92V94H79L80 93ZM93 91V92H92ZM95 91V92H94ZM112 91H114V92H112ZM123 91H125V92H123ZM138 91H140V92H138ZM171 91H172V93H171ZM176 93H175V92ZM181 91V92H180ZM185 91V92H187V93H183V92ZM192 91H194L193 93H192ZM198 91V92H197ZM210 91V92H209ZM213 91V92H212ZM8 94H7V93ZM14 92H15V90H14ZM61 92H63V93H61ZM79 92V93H78ZM107 92H109V94L107 93ZM116 92V93H115ZM117 92H119V94L117 93ZM132 92H134V93H132ZM145 92V93H144ZM165 92V93H164ZM192 93L193 95H191V96H189V94L190 93ZM195 92H197L196 94H194ZM200 92V93H199ZM205 93V94H202V93ZM206 92H207V94H206ZM210 94H209V93ZM215 92V93H214ZM50 93H52L51 95H50ZM60 94V96H58L59 94ZM76 93H77V95H76ZM101 93V94H100ZM103 93H106L107 94V97L105 96L104 97V95H106V94H103ZM111 93H114V94H111ZM123 93V94H122ZM125 93H127V95L125 94ZM129 93H131V96H129L130 94ZM139 93V94H138ZM143 93V94H142ZM147 93H149V95L147 94ZM159 93V94H158ZM181 94V97H180V94ZM182 93L185 95H183L182 96ZM212 93L214 94V95H212ZM75 94V95H74ZM79 94V95H78ZM102 94H103V96H102ZM111 94V95H110ZM118 94V95H117ZM142 94V95H141ZM145 94H146V96H145ZM165 94V95H164ZM167 94V95H166ZM175 94V95H174ZM208 94H209V96H208ZM62 95V96H61ZM95 95V96H94ZM118 97H116V96ZM120 95V96H119ZM124 95V96H123ZM138 95V96H137ZM139 95L141 96V97H139ZM145 96V98L144 97H142V96ZM152 95V96H151ZM154 95H156V96H154ZM160 95L162 96V98L160 97ZM171 95V96H170ZM174 95V96H173ZM177 95V96H176ZM198 95L201 97V98H203V99H205V98H207V99H205V100H203V101H201L202 99H200V97L198 98V104L199 105H201L200 106V109H201V112H200V116H199V118H198V124H199V129H198V136L195 138V139H193V136H191V135H193V133H194V131L193 132H188L189 130V128L188 127H186L187 126V123L189 122V113H188V105L191 103V101L193 100V97L195 96H197L198 97ZM202 95V96H201ZM205 95H206V97H205ZM14 96V97H13ZM18 96V99L17 98H15V97H17ZM35 96V97H34ZM38 96H40L41 97V99L42 100H44V101H42L41 99H39V98H37ZM78 96V98H76ZM101 98H100V97ZM109 96V97H108ZM111 96H114V98L116 99V101L115 100H113L114 98L113 97H111ZM127 98H126V97ZM134 96V97H133ZM136 96V97H135ZM164 96H165V98H164ZM166 96L168 97L169 96V98L167 99L166 98ZM179 96V97H178ZM189 98H188V97ZM205 98H204V97ZM214 96H215V98H214ZM7 97V98H6ZM11 99H10V98ZM21 97V98H20ZM34 97V98H33ZM44 99H43V98ZM93 97H95V98H93ZM121 97V98H120ZM130 97H133L132 99H130ZM148 97V98H147ZM150 97V98H149ZM151 97H152V100H150L151 99ZM185 99H184V98ZM213 97V98H212ZM216 97L218 98L217 99V102H221V103H224V105L226 104V107L222 104L221 105V103L220 104H217V102H216ZM64 98V99H63ZM91 98H92V100H91ZM102 98H104L103 100L104 101H102L101 99ZM106 98V99H105ZM112 98V99H111ZM122 98H126V100H124V99H122ZM140 98V99H139ZM174 100H173V99ZM179 100H178V99ZM186 98H188L189 99V104H187L188 103V101H186V100H188V99H186ZM220 98V99H219ZM20 99V100H19ZM29 99H31V102H35L36 103V101H37V103L36 104H32L31 102H29ZM40 100V102L38 103V100ZM49 99V100H48ZM99 101H98V100ZM108 99V100H107ZM111 99V100H110ZM122 99V100H121ZM138 99V100H137ZM147 99V100H146ZM171 99V100H170ZM183 101H182V100ZM192 99V100H191ZM89 100H91V101H94V103L95 104H98V105H94V103L93 102H89ZM107 102H106V101ZM118 105V107H117V105L116 104H114V102ZM117 100H119V101H117ZM127 100H130L129 102L127 101ZM154 100V101H153ZM165 100V101H164ZM170 102H169V101ZM173 100V102H171ZM176 100H178V101H176ZM191 100V101H190ZM208 100V101H207ZM213 102H211V101ZM6 101V102H7ZM19 101H21V103H23V104H21V103H19ZM98 101V102H97ZM102 101V102H101ZM110 101V102H109ZM111 101H112V104H113V106L111 107V106H109L110 104H111ZM121 101H123V102H121ZM132 101V102H131ZM150 101L152 102V103H150ZM156 101V102H155ZM161 101V102H160ZM163 101V102H162ZM182 103H180V102ZM214 101L216 102V103H214ZM223 101V102H222ZM15 102V103H14ZM25 102L28 104V103H30V106H29V104L27 105L26 104V106H24L25 105ZM42 102V103H41ZM97 102V103H96ZM103 102H104V104H103ZM127 102V103H126ZM132 104H131V103ZM135 102V103H134ZM136 102H138V103H136ZM141 102V104H139ZM142 102H143V104H142ZM147 102L149 103L148 105H151L150 107L147 105ZM159 102V103H158ZM168 104H167V103ZM184 102H185V104H184ZM204 103V104H206V105H208V108L210 109H208V108H206L207 106L205 105H203V104H200V103ZM207 102V103H206ZM210 102V103H209ZM21 104V105H19V104ZM86 103V104H85ZM99 103H101V104H99ZM120 103V104H119ZM146 103V104H145ZM161 103V104H160ZM163 103V104H162ZM171 103V104H170ZM192 103H193V101H192ZM33 106H32V105ZM39 104V105H38ZM82 104H85L86 106L85 107H83L82 106ZM91 104H92V106L94 105V107L92 108V106H91ZM103 104V105H102ZM126 104H128V105H126ZM135 104H136V106H135ZM146 106H145V105ZM158 104V105H157ZM162 105V106H160V105ZM174 104H176V106L174 105ZM179 104V105H178ZM214 106V105H217V106H214V107H212V105ZM229 104V105H228ZM10 105H12V106H10ZM13 105H16V106H13ZM19 105V106H18ZM87 105H88V107H87ZM122 106V107H120V106ZM155 105V106H154ZM167 107H166V106ZM168 105H169V107H168ZM171 105V106H170ZM173 105V106H172ZM222 107H221V106ZM21 106V107H20ZM90 106V107H89ZM96 106V107H95ZM101 106H103V107H101ZM107 106L109 107V110H108V108H107ZM116 106V107H115ZM125 106V107H124ZM129 106V107H128ZM148 106V107H147ZM157 106V108H155ZM165 106V107H164ZM175 106V107H174ZM180 106V107H179ZM188 106V107H187ZM203 106L206 108V109H204L203 108ZM209 106H211L213 109L211 110V107H209ZM220 106V107H219ZM230 108H229V107ZM13 107V108H12ZM26 107V108H25ZM28 107V108H27ZM38 109H37V108ZM81 107H83L84 108V110H83V108H81ZM99 108V110L98 109H96V108ZM128 107V108H127ZM135 107V108H134ZM138 107V108H137ZM152 107V108H151ZM154 107V108H153ZM159 107V108H158ZM164 107V108H163ZM170 107H172V108H170ZM184 109V111L185 112H183L182 110V108ZM185 107H187L186 109H185ZM219 107V108H218ZM227 107H228V111H227ZM10 108V109H9ZM12 108V109H11ZM21 111V110H23L22 112L24 113L23 115H21L22 114V112H20L18 109ZM20 108H22V109H20ZM35 108V110H33ZM88 108H89V110H88ZM91 108V109H90ZM96 110H95V109ZM102 108V114H101V111H100V109ZM105 110H104V109ZM112 108V109H111ZM113 108H114V110H113ZM116 108V109H115ZM125 108V109H124ZM160 108H162L163 110H161ZM169 108V109H168ZM180 108V109H179ZM202 108L204 109L203 111H202ZM215 108V109H214ZM223 110H222V109ZM224 108H225V110H224ZM7 109V110H6ZM9 109V110H8ZM15 109H17L18 111H16L15 110V112H14V110ZM40 109V110H39ZM45 110L44 112L42 111V110ZM81 109H82V111H81ZM86 109V110H85ZM111 109V110H110ZM117 109H119L120 110V112H119V110H117ZM128 109V110H127ZM130 109H131V111H130ZM134 109H135V111H134ZM158 109H160V110H158ZM164 109H165V111H164ZM5 110H6V112H5ZM30 110V111H29ZM32 110V111H31ZM39 110V111H38ZM99 112H98V111ZM117 110V111H116ZM158 111V113L157 112H155V111ZM171 110V111H170ZM181 110V111H180ZM208 110V111H207ZM13 111V112H12ZM35 111V112H34ZM94 111V112H93ZM95 111L96 112H98V114L97 113H95ZM106 111V112H105ZM107 111H110V113H108ZM126 111V112H125ZM129 111V112H128ZM164 112L163 113V116L164 115H166V113L170 116H172L173 118H171V121H170V119L169 120H167V115L166 116H164L165 118H163V120L161 121V117L162 116H160L159 118H158V116L156 115V114H161L162 115V112ZM205 111H207V113H204ZM210 111V112H209ZM218 111V112H217ZM219 111H220V113H221V115H218L217 113H219ZM18 112H20L21 114L19 115V113ZM92 112V113H91ZM117 112V113H116ZM122 112V113H121ZM166 112V113H165ZM170 112H172V113H170ZM176 112V113H175ZM181 112L183 113V114H181ZM186 112L188 113V114H186ZM217 112V113H216ZM222 112H226V113H224V114H222ZM228 112V113H227ZM37 113L39 114H42L41 115V117H39V115H37ZM44 113H45V115H47L48 113L49 114H51V115H47L48 117H45V116H43L44 115ZM90 113V114H89ZM96 115L95 116V118L96 119H98L99 117L101 118V120H100V118L98 119V120H96L95 118H94V116L92 117V115H94V114ZM104 113V114H103ZM107 113V114H106ZM112 113V114H111ZM123 113H124V115H123ZM130 113V114H129ZM177 113H178V115H177ZM216 113V114H215ZM8 114L6 115V117H10V116H8ZM14 114H18L17 116L16 115H14ZM29 114H30V118H29ZM114 114H116V115H114ZM121 114H122V116H121ZM127 115V117H126V115ZM153 114V115H152ZM211 114V115H210ZM213 114V115H212ZM225 114H227V115H225ZM32 115V116H31ZM35 115H37V117L35 116ZM108 117H106V116ZM129 115V116H128ZM133 115H135V116H133ZM174 115L177 117V118H175L174 117ZM182 115H183V117H182ZM186 115V116H185ZM188 115V116H187ZM216 115V116H215ZM223 115H225V117L223 116ZM16 116V117H15ZM35 116V117H34ZM87 116H89V117H87ZM111 116H112V118H111ZM113 116H114V118H113ZM117 118H116V117ZM150 116H153V117H150ZM155 116H157V117H155ZM212 116H214L213 118H212ZM218 116V117H217ZM6 117H4V118H6ZM34 118V122L32 121V118ZM107 119H106V118ZM119 117V118H118ZM155 117V118H154ZM182 117V118H181ZM216 117V118H215ZM220 117V118H219ZM224 117V118H223ZM77 118H78V120H77ZM93 118L95 119V120H93ZM123 118H124V120H123ZM150 118V119H149ZM152 118H153V120H152ZM157 118V120L158 119H160V120H158V121H155V119ZM169 118V117H168ZM178 118H180V119H178ZM187 119L188 118V121L187 120H183V119ZM203 118H205V119H203ZM223 118V119H222ZM2 119H0V122H1V130L0 131H2L1 132V134L0 135H5L4 136V138L3 139H5L6 138V140L8 139V136L10 135V134H12L11 133V131H12V129H9V127H7V128H5L6 127V122H7V119L8 118H6V121H5V119H3L4 120V122H3V120ZM29 119V120H28ZM35 119H37L36 121H35ZM54 121H53V120ZM61 119H63L65 122V124L63 123V121H61ZM70 119V120H69ZM75 119V120H74ZM91 119V120H90ZM110 119V120H109ZM115 119H118V120H116V123H115ZM147 119H149V120H147ZM165 119V120H164ZM174 121H173V120ZM177 119V120H176ZM201 119H203V120H201ZM225 119V120H224ZM226 119H228V120H226ZM230 119V120H229ZM232 119V120H231ZM51 120L53 121V123L52 124H50L51 123ZM57 120V121H56ZM73 120V121H72ZM77 120V121H76ZM94 122H93V121ZM104 120H106V121H104ZM109 120V121H108ZM111 120H114V121H111ZM142 120H143V122H142ZM147 120V121H146ZM151 120V121H150ZM175 120H176V122H175ZM183 120V121H182ZM202 122H201V121ZM207 120H209V122L207 123ZM225 121V123L226 124H224V121ZM9 121V120H8ZM97 121H98V123H97ZM119 121V122H118ZM144 121H146L145 123H144ZM149 121V123L148 124H150L151 126H149L148 124H147V122ZM152 121H154L153 123H152ZM164 121H165V123H164ZM168 121H170V122H168ZM182 123H181V122ZM184 121H186V122H184ZM205 121V122H204ZM220 121V122H219ZM56 122V123H55ZM58 122V123H57ZM60 122V123H59ZM63 123V125H61L62 123ZM66 122H68V125L66 124ZM70 122H72L73 124H74V122H75V124H74V126H73V124L71 125V124H69ZM82 122H84V124H82ZM104 122H106V123H104ZM107 122H108V124H107ZM113 122V123H112ZM141 122V123H140ZM160 122H162V123H160ZM212 124H211V123ZM214 122H215V124H214ZM218 122L220 123V124H218ZM227 122H228V124L230 125H228L227 124ZM230 122V123H229ZM79 123H81L82 125L80 126V124ZM87 123V124H86ZM99 123H101V124H99ZM104 123V124H103ZM111 123V124H110ZM118 123V124H117ZM135 124V127H134V124ZM143 123V124H142ZM152 123V124H151ZM155 123V124H154ZM156 123H159V124H156ZM176 123H178V124H176ZM203 123H205L207 126H204L205 124H203ZM217 123V124H216ZM222 123V124H221ZM4 124V125H3ZM44 124V125H43ZM46 124V125H45ZM55 124V125H54ZM56 124H57V126H56ZM58 124H60V125H58ZM106 124V125H105ZM114 124H115V126H114ZM119 125V126H117V125ZM145 124V125H144ZM154 124V125H153ZM175 124V125H174ZM183 124V125H182ZM184 124H186V125H184ZM213 124H214V126H216L215 128H213ZM224 124V125H223ZM3 125V126H2ZM18 125H21V124H18ZM38 125V124H37ZM79 125V126H78ZM84 125V126H83ZM88 125L90 126V127H92V129H95V130H91V128L89 127L88 128ZM111 125V126H110ZM130 125V126H129ZM131 125H133V128H132V126ZM204 126L203 128H202V126ZM211 125H212V127H211ZM5 126V127H4ZM28 126V127H27ZM46 126L47 127H49V129L47 128L46 130H44L45 128H46ZM52 126V127H51ZM59 126V127H58ZM61 126V127H60ZM82 126H83V129H82ZM86 126V127H85ZM98 126H99V128H98ZM106 126V127H105ZM117 126V127H116ZM146 127L147 128V126H148V129L146 130V128H144V127ZM164 126V127H163ZM19 127H21V126H19ZM54 127H55V129H54ZM58 127V128H57ZM65 127H66V129H65ZM69 127V128H68ZM77 127V128H76ZM84 127L86 128V129H84ZM104 127V128H103ZM120 127V128H119ZM171 127V128H170ZM182 127V128H181ZM184 127V128H183ZM209 127V128H208ZM4 128V129H3ZM40 128V129H39ZM74 128H75V130H74ZM103 128V129H102ZM117 128V129H116ZM123 128V129H122ZM128 128H129V130H128ZM130 128H132V129H130ZM134 128H135V130H134ZM149 128H151V129H149ZM165 128V129H164ZM168 128V129H167ZM180 128V129H179ZM186 128V129H185ZM213 128V129H212ZM3 129V130H2ZM37 129L40 131L41 129L43 130H41L40 131V133L41 134H39V132H37L36 133V131H37ZM81 131V133L79 134V130ZM88 129V130H87ZM101 130V132L100 131H98V130ZM118 129H121V130H118ZM152 129H154V130H152ZM172 131H171V130ZM174 129V130H173ZM210 130V132H209V130ZM216 129H217V131H216ZM220 129H221V131H220ZM4 130H5V134L3 133L4 132ZM7 130H9L10 132H8L9 133V135H6V133H7ZM47 130H49V131H47ZM56 130V131H55ZM73 130V131H72ZM77 130V131H76ZM87 130V131H86ZM89 130H91L90 131V133H93L94 132V135L93 134H90L89 133ZM116 130H118L117 132H116ZM134 130V131H133ZM144 130H146V132L144 131ZM149 130V131H148ZM161 130V131H160ZM177 130V131H176ZM179 130V131H178ZM181 130L183 131V132H181ZM203 130H205L206 131V134L204 133L205 131H202ZM50 131H51V133H50ZM79 131V132H78ZM119 131H120V133H119ZM124 131V132H123ZM126 131V132H125ZM156 133H155V132ZM159 131V132H158ZM165 131V132H164ZM167 131V132H166ZM216 131V134L214 133ZM219 131V132H218ZM43 132V133H42ZM46 132H48V133H46ZM61 132V133H60ZM66 132L69 134V137H66L68 134H66ZM70 132V133H69ZM72 132H76V133H73V135H72ZM99 132V133H98ZM118 133L119 135H117V134H115V133ZM145 132V133H144ZM153 134L152 136H151V134ZM153 132V133H152ZM162 132H164V134L162 133ZM171 132V133H170ZM173 132V133H172ZM174 132H176V133H178L177 135H176V133H174ZM180 132V133H179ZM211 133V134H209V133ZM221 132V133H220ZM79 135H78V134ZM155 133V134H154ZM160 133V134H159ZM162 133V134H161ZM182 133H185L184 135L182 134ZM192 133V134H191ZM200 133V134H199ZM204 133V134H203ZM216 135H214V134ZM219 133V134H218ZM44 134V135H43ZM59 134V135H58ZM71 134V135H70ZM77 136H80L81 134V140H80V137H77ZM83 134H85V135H83ZM115 134V135H114ZM123 136H122V135ZM146 134H147V136H146ZM150 134V135H149ZM166 134V135H165ZM173 134H175V135H173ZM180 134H182L181 136H182V138H181V136H180ZM186 134H188V135H186ZM207 134H209V135H207ZM32 135V134H31ZM37 135L39 136V137H37ZM86 135H87V138H84L83 139V137H86ZM113 135H114V137H113ZM132 135H134L133 136V138H131L132 137ZM150 136V138H151V140H149V136ZM154 135H156V136H158V137H154ZM163 135V136H162ZM204 136V139H201V138H203V136ZM212 135V136H211ZM213 135L215 136V137H217L218 135H219V137H217V138H213ZM220 135H222V136H220ZM40 136L42 137V139L44 140H42L41 142L42 143H40L39 142V140H40ZM47 136H49L50 138H48ZM56 136H57V138H56ZM60 136V137H59ZM115 136H116V138H115ZM118 136V137H117ZM145 136L148 138L147 139V141H146V138H145ZM160 136H162V139H165V142H163L162 141V139H161V137ZM166 136V137H165ZM169 136V137H168ZM173 136H174V138H176V139H174L173 138ZM200 136H202V137H200ZM210 137V139H209V137ZM1 137V136H0ZM10 137V136H9ZM36 137V138H35ZM64 137V138H63ZM141 138L142 137V139H139V138ZM165 137V138H164ZM170 137H172V138H170ZM186 139H185V138ZM199 137H200V141H202V142H206L205 144H207V143H211V141L212 142H214V140L216 141V143L217 144H220V146H218V148L217 147H215V146H217V144H215V142H214V145H213V143H211L210 145H212L213 146V148L210 146V145H206L205 146V144L203 145L202 143H200V141H199ZM208 137V138H207ZM30 138V139H29ZM53 138V139H52ZM59 138V139H58ZM67 139V141L65 140V141H60V140H64V139ZM71 140H70V139ZM108 138V139H107ZM117 138H120L119 140L117 139ZM144 138V139H143ZM155 138V139H154ZM169 138V139H168ZM178 138V139H177ZM191 138V139H190ZM198 138V139H197ZM212 138L214 139V140H212ZM29 139V141L27 142V140ZM33 139H36V140H33ZM39 139V140H38ZM52 139V140H51ZM55 139H58L59 141H55ZM79 139V140H78ZM105 139H106V142H105ZM110 139V140H109ZM115 139V140H114ZM153 139V140H152ZM157 139V140H156ZM159 139V140H158ZM171 139V140H170ZM208 140L209 142H207L206 140ZM217 139V140H216ZM222 139V140H221ZM0 140H1V138H0ZM6 140H3L4 142L6 141ZM34 143V142H37L35 145L33 144V149L31 148V146H32V144H31V141ZM48 140H50V141H48ZM54 140V141H53ZM73 140H75V141H73ZM76 140H77V142L81 145H78V144H74V143H77L76 142ZM113 140H114V144L112 145V144H110V143H113ZM139 141V142H137V141ZM141 140V141H140ZM149 140V141H148ZM162 142H161V141ZM183 140V141H182ZM192 140V141H191ZM205 140V141H204ZM220 140V141H219ZM47 143H46V142ZM101 141V142H100ZM108 141H110L109 143H108ZM118 141H120L119 143H118ZM133 141V142H132ZM135 141V142H134ZM143 141V142H142ZM153 141V142H152ZM198 141H199V143L200 144H202V147H201V145L198 143ZM1 142H2V140L0 141V144H1ZM6 142H8V140L6 141ZM5 142V143H6ZM71 142H74V143H71ZM103 142H104V144L105 143H107V144H105V145H103ZM131 142V143H130ZM141 142V143H140ZM144 142H146V143H148V144H144ZM170 142V143H169ZM187 143V145L186 144H184V143ZM189 142H191V144L189 143ZM48 143H50V144H48ZM122 143V144H121ZM128 143V144H127ZM132 143H134V144H132ZM143 143V144H142ZM151 143V144H150ZM164 143H167L166 145L164 144ZM182 143V144H181ZM196 143L198 144V145H196ZM2 144L4 145V143L2 142ZM29 144H31L30 146H29ZM38 144V145H37ZM119 144V145H118ZM129 144H131V145H129ZM137 144H140V145H138L137 146ZM170 144V145H169ZM195 144V145H194ZM36 145H37V148H36ZM55 145H57V146H55ZM59 145H60V147H59ZM65 147H64V146ZM77 145H78V148H82L81 149V151L77 148ZM83 145V146H82ZM104 147H103V146ZM107 145V146H106ZM121 145V146H120ZM129 145V147L126 149V146H128ZM143 145H144V147H143ZM146 145H147V147H146ZM194 146V148H193V146ZM225 146L224 148H223V146ZM35 146V147H34ZM74 146H76V147H74ZM80 146V147H79ZM86 148H85V147ZM123 146V147H122ZM183 146V147H182ZM209 146L214 150V152H215V149L214 148H216V152L218 151V149L220 148V149H222V152H221V150L219 149V153H216L215 152V154H219L218 156H219V158H221V159H218V156L217 155H215V156H217V158L213 155L214 153H213V150L211 149V148H209ZM29 147V148H28ZM62 147H64V148H62ZM84 147V148H83ZM100 147V148H99ZM109 147V148H108ZM133 147V148H132ZM143 147V148H142ZM200 147H201V149H200ZM204 147V148H203ZM258 147H260V148H258ZM77 148V149H76ZM102 148V149H101ZM104 148V149H103ZM115 148V149H114ZM139 148H141L140 150H138ZM187 148V149H186ZM190 148V149H189ZM199 148V149H198ZM228 150H227V149ZM42 149H44V150H42ZM96 149H100V150H96ZM116 150L115 152H113L114 150ZM132 152H130L129 150ZM134 149H136V151L134 150ZM189 149V150H188ZM197 149V150H196ZM204 149H205V154L206 153H208V154H210V151H212L211 152V154L212 155H210V156H208V154H207V156H208V158H206L207 156L203 153L204 152ZM209 149V150H208ZM211 149V150H210ZM225 150V152H224V150ZM38 150H40V151H38ZM50 150V151H49ZM88 150V151H87ZM94 150L96 151V152H94ZM113 150V151H112ZM127 150V152H124V151H126ZM133 150V151H132ZM187 150V151H186ZM191 150V151H190ZM194 150H195V153H194ZM200 150H202V151H200ZM226 150L229 152V154H228V152H226ZM74 151V152H73ZM75 151L77 152V153H79L80 152V154L79 155H77V153L75 154ZM83 151V152H82ZM91 151V152H90ZM112 151V152H111ZM118 151H120L119 153H118ZM189 151V152H188ZM208 151V152H207ZM28 152V153H27ZM67 152V153H66ZM87 152H88V155H90V156H88V155H86L87 154ZM135 152H136V154H135ZM137 152H138V155H137ZM154 152V153H153ZM179 152V153H178ZM182 154H181V153ZM185 152H187V153H185ZM192 152H193V154H192ZM198 152V153H197ZM83 153H85V154H83ZM108 153V154H107ZM117 153H118V155H120V156H118L117 155ZM122 153H124L126 156L124 157V155H121ZM127 153H128V155H127ZM131 153V154H130ZM144 153H146L145 155H143ZM154 155H153V154ZM187 154V155H184V154ZM201 153H203V154H201ZM224 153V154H223ZM225 153H226V155H225ZM29 154V156H27ZM73 154H75V155H73ZM83 154V155H82ZM106 154V155H105ZM113 155V157H112V155ZM114 154H116V155H114ZM189 154V155H188ZM195 154V156H193ZM232 154V155H231ZM32 155V156H31ZM41 155V157H39ZM93 155V156H92ZM98 155H100L101 156V158L98 156ZM104 157H103V156ZM111 155V156H110ZM132 155V156H131ZM158 155V156H157ZM178 155V156H177ZM182 155V156H181ZM191 155V156H190ZM203 155L204 156H206V157H203ZM221 155V156H220ZM222 155H225V156H222ZM227 155H229L228 156V158H227ZM230 155H231V157H230ZM246 155L249 157V160H248V157H247V159H245V157H246ZM33 156H35V158L33 157ZM43 156V157H42ZM50 156H52L51 158H50ZM73 156H75V160L76 161H78V162H76L75 160H73L74 159V157ZM79 156V157H78ZM81 156V157H80ZM83 156H85L84 158H86V159H84L85 160V162L83 161V163H82V160H80V158L81 159H83ZM96 156V157H95ZM105 156H107V157H105ZM130 156V157H129ZM136 156V157H135ZM139 156H142V158H140ZM144 156H146V158H144ZM148 156V157H147ZM151 156L153 157L152 159H151ZM154 156H155V158H154ZM189 156V157H188ZM193 156V157H192ZM205 158L206 160L207 159H209V160H211V158H212V160L210 161V162H208V160H207V164H210L211 162H213V163H211L210 164V166L211 167H215L214 168V170L212 171V169L213 168H211L209 165H206V160L205 159H203V160H205L204 162H203V160H201L202 158ZM212 156H214V157H212ZM233 156V157H232ZM39 157V158H38ZM52 160H50L49 158ZM59 157H60V159H59ZM89 157V158H88ZM95 157V159H92V158H94ZM103 157V158H102ZM115 157V158H114ZM117 157H119V160H118V158ZM129 157V158H128ZM156 157H158V158H156ZM165 157H166V159H165ZM191 157H192V159H191ZM201 159H200V158ZM244 158V160L242 161V159ZM31 158H34V161H36V163H37V165H36V163L35 162H33V159H31ZM73 158V159H72ZM98 158V159H97ZM105 158V159H104ZM110 158V159H109ZM112 158V159H111ZM121 158V159H120ZM122 158H126V159H123L122 160ZM137 158H140L139 159V161L137 160ZM151 159V161H149L148 159ZM162 158V159H161ZM169 158V159H168ZM187 158V159H186ZM199 159V161L200 162H197V164H196V161H198V159ZM228 160H227V159ZM61 159H63V160H61ZM65 159H67L66 160V162H68V163H65ZM71 159V161H72V163H74L75 164V162H76V164L78 165H76L75 164V168H76V170H75V168H73L74 167V165L71 163V162H69V160ZM91 161H89V160ZM105 161H104V160ZM113 159H114V161H113ZM117 160V162H119V163H117L116 162V160ZM145 159V160H144ZM153 159L154 160H159V161H153ZM174 159V160H173ZM197 159V160H196ZM223 159V160H222ZM43 161L44 160V162H40V161ZM48 160H50L51 162H53V163H51L50 161H48ZM53 160H56V161H53ZM58 160V161H57ZM60 160V161H59ZM80 160V161H79ZM87 160V161H86ZM95 160V161H94ZM101 160V161H100ZM109 160V161H108ZM124 160H126V161H124ZM129 160V161H128ZM162 160V161H161ZM166 160V161H165ZM169 161V165H168V161ZM188 160V161H187ZM190 160H192L193 161V163L190 161ZM214 160V161H213ZM223 161V162H220L219 163V161ZM225 160H227V161H225ZM260 160H261V162H260ZM45 161H47V162H45ZM61 161H62V166L60 165L61 164ZM74 161V162H73ZM99 161H100V163H99ZM103 161V162H102ZM123 161V162H122ZM136 161V162H135ZM148 161V162H147ZM164 161V162H163ZM177 161V162H176ZM180 163H179V162ZM186 161H187V163H186ZM248 161H249V164H247L248 166H245L246 165V163H248ZM59 162V163H58ZM64 162V163H63ZM86 162L88 163V164H86ZM96 162V163H95ZM112 162H114V163H112ZM140 164H139V163ZM166 162H167V164H166ZM202 162V164L200 165V163ZM229 162H230V164H229ZM264 162V161H263ZM262 162V163H263ZM41 163H47L46 165H44V164H42L41 166H40V164ZM58 163V164H57ZM70 163H71V165H73V166H71L70 165ZM92 163H94V164H92ZM102 163V164H101ZM105 163V164H104ZM112 163V164H111ZM153 164V165H150V164ZM161 163V164H160ZM170 163H172L171 165L172 166H170ZM173 163H174V167L176 166L177 167V169L179 170H183V169H185V170H179V171H177V169L176 168H172L173 167ZM176 163V164H175ZM177 163H179V167H178V164ZM182 163L184 164V166H182ZM192 165H191V164ZM203 163H205V165L206 166H204L203 165ZM217 163V164H216ZM224 164V165H222V164ZM259 163V164H258ZM49 164H51V166H49ZM53 164L55 165V170L58 172V175H59V179H58V177H56V176H58L57 175V172L56 171H54L55 172V174H54V172L52 171V170H54V168L52 169V167H54L53 166ZM64 164H65V166H64ZM83 166H82V165ZM95 164L97 165H99V166H96L95 167ZM111 165V166H109V167H106V166H108V165ZM115 164V165H114ZM136 164H138V165H136ZM142 164H144V165H142ZM149 165V167H148V165ZM154 164H155V166H154ZM157 164V165H156ZM181 164V165H180ZM185 164H186V167H185ZM189 164V165H188ZM195 164V165H194ZM199 164V165H198ZM212 164H213V166H212ZM222 166H221V165ZM236 164V165H235ZM264 164V163H263ZM33 165L38 169V170H40L41 171V173H40V176H38V177H40V180H38L37 181V179H39L37 176L34 178V179H32L33 177H34V172H35V175H38L39 173H37L36 174V172H38L37 170L35 171H32L31 169H35V167H33ZM58 165H60V166H58ZM66 165H67V167H66ZM69 165V166H68ZM80 165V166H79ZM89 165V166H88ZM93 166L91 169H92V171H91V169H90V167L91 166ZM133 165H135V167L133 166ZM141 165V166H140ZM167 165H168V167H167ZM191 165V166H190ZM194 165V167L192 168V166ZM198 165V166H197ZM218 167H217V166ZM230 165V166H229ZM234 167H233V166ZM38 166H40V167H38ZM43 166V168H41ZM45 166V167H44ZM49 166V167H48ZM56 166H57V168H56ZM86 166V168H84ZM88 166V167H87ZM102 166V167H101ZM136 166H138V167H136ZM153 166V167H152ZM181 166V167H180ZM188 166V167H187ZM197 166V168H195ZM202 166H204V167H202ZM229 167L228 169H227V167ZM231 166H232V168H231ZM237 168H236V167ZM238 166H240V168L238 167ZM263 166V167H262ZM24 167H25V170H27V167H26V163H24ZM32 167V168H31ZM63 167H65V169L67 168V170H65V172H64V168ZM68 167H70L71 169H68ZM94 167H95V169H94ZM98 167H99V169H98ZM131 167V168H130ZM132 167H133V170H132ZM146 167V168H145ZM155 167V168H154ZM183 167H185V168H183ZM205 167H209V168H211V171L213 172H211L209 169H207V168H205ZM219 167H221L220 168V171H219ZM222 167H225L224 169H222ZM245 167H247V168H245ZM40 168V169H39ZM59 168V169H58ZM142 168V170L143 171H145L144 173V175H145V179H144V175H143V171L141 170L140 171V169ZM187 168V169H186ZM192 168V169H191ZM202 168L204 169V170H206V171H204L203 172V170H202ZM218 168V169H217ZM234 168V169H233ZM241 170L240 172H237V170ZM248 168H250V169H248ZM261 168V169H260ZM44 169H46V170H44ZM51 170V172L54 174V176L53 175H51V172H50V170ZM58 169V170H57ZM72 169H73V171L74 172H76V173H74L73 171H72ZM80 171H78V170ZM81 169H84V173H83V170H81ZM88 169V170H87ZM89 169H90V172H89ZM94 169V170H93ZM102 169H103V171H102ZM126 169H128L127 171H125ZM139 169V170H138ZM150 169V171H152L151 173L148 171V170ZM154 169V170H153ZM176 169V170H175ZM227 169V170H226ZM230 169V171H231V169H233V170H235L234 172H230L229 171V173H224V171L225 172H227L228 170ZM257 169V170H256ZM31 170V171H30ZM68 170H69V172H70V175L69 174H67V173H69L68 172ZM98 170H100L101 171V173H100V171H98ZM105 170V171H104ZM122 170H124L125 171V173L126 174H128L129 175V173L128 172H130V175L129 176H127L126 174H124L123 175V173H124V171H122ZM131 170V171H130ZM193 170H194V172L195 173H193ZM215 170H217V171H219V172H215ZM224 170V171H223ZM243 170H244V172H243ZM49 172V173H47V172ZM63 171V172H62ZM67 171V172H66ZM77 171H78V173H77ZM94 171V172H93ZM95 171H97V174H96V172ZM120 171H122L121 173H118V172ZM135 171V172H134ZM140 173H139V172ZM154 171H155V173H154ZM174 171V172H173ZM189 171V172H188ZM198 171V172H197ZM209 171V172H208ZM33 173V175H26V174H32ZM44 172V173H43ZM47 174H46V173ZM59 172H62V173H59ZM73 172V173H72ZM89 172V173H88ZM92 172H93V174L94 175H92ZM101 174V175H99V173ZM105 172H107L106 174H108V176H106V174H104ZM116 172V173H115ZM132 172V173H131ZM138 172V173H137ZM187 172V173H186ZM200 172V173H199ZM223 172V173H222ZM241 172H242V174H241ZM247 172V173H246ZM44 174V175H46V176H43V175H41V174ZM63 173H64V175H63ZM80 173H83V174H80ZM85 173H87V174H85ZM115 173V175H113ZM135 173V174H134ZM173 173V174H172ZM178 174V175H175V174ZM196 173H198L199 174V176H200V184H201V187H203V186H205L206 187V185L208 184L209 185V183L211 182V179H212V177L214 178L215 177V174L217 175V177H215L214 179H212V181L213 180H215L216 181V178L217 179H220V178H222V177H226V175H228L226 178H222L221 180H217L216 182L215 181H213V183L215 182L216 184H210L209 186L207 185V188L209 187V188H211L212 186L211 185H213L214 187H220L221 188V185L223 184V186L225 187V188H228L227 186L229 185V186H231V188L229 187V189H225V190H227V191H225V190H223V189H221V192H222V190H223V198H222V196H220V194L222 195V193H220L219 195H218V193L220 192V190H218L217 188H214V187H212L210 190H208V191H211L213 188V190L212 191H215V190H218V191H216V192H212L211 191V195L209 194V193H206V192H208V191H206L205 192V194L206 195H209L211 198H212V200L214 199V201H215V207L216 208H219V207H221V209H219V210H217L216 209V211H219L220 212V210H222V212L221 213H223L224 211H226V212H224V213H227V214H222L221 215V217H218L219 219H223L224 217V221H222V220H217V223L215 222V224L213 223V224H211V225H206L207 226V229H209L208 231H206L207 232V234H204V232H205V225L203 224V223H198L196 226H194L193 228H194V231H193V228L191 229V231H185L184 229H186V227H187V225H189V223L191 224L192 223V221L194 220V218H199V216L200 215H203L201 212H197V209H196V207L194 206V205H192V204H190V202L188 203L187 202V192H185V191H181V187H184V186H186V187H189V186H191L190 184H189V180L186 178L187 177V175H189V174H196ZM206 173V175H208L209 176V178L207 179V177H205L203 174H205ZM210 173H212V174H210ZM215 173V174H214ZM224 174V176L222 175V174ZM234 175H233V174ZM238 173H239V175H238ZM250 173V174H249ZM252 173V174H251ZM259 173H262V174H259ZM48 174H50V175H48ZM72 174H73V176H72ZM74 174H76V175H79L78 177H79V181H78V177L76 176V180L79 182H77V181H75V179L73 178L74 177ZM91 174V175H90ZM104 174V175H103ZM120 175L119 177L117 176V175ZM132 174H134V175H132ZM139 174V175H138ZM142 176H141V175ZM148 174V175H147ZM156 174V175H155ZM168 174V175H167ZM184 174V175H183ZM48 175V176H47ZM63 175V176H62ZM67 175H69L68 177H67ZM82 175H84V177L82 176ZM88 175V176H87ZM110 175V176H109ZM124 176V178H123V176ZM155 177H154V176ZM159 175V176H158ZM161 175V176H160ZM165 176L164 178L166 179H163V176ZM167 175V176H166ZM182 175V176H181ZM213 175V176H212ZM219 175H220V177H219ZM241 175V176H240ZM243 175V176H242ZM247 175H250V176H247ZM33 176V177H32ZM43 176V178H47V179H49V176H50V178L51 179H49V180H47V179H42V181L44 180V182H42L41 181V177ZM91 176H93V177H91ZM98 176V177H97ZM100 176V177H99ZM102 176H103V179H102ZM112 176V177H111ZM127 176V177H126ZM138 176H140V177H138ZM150 176V177H149ZM174 176V177H173ZM183 176H184V178H183ZM186 176V177H185ZM204 176V177H203ZM210 176H212V177H210ZM237 176H239V177H237ZM245 176V177H244ZM254 176H257L256 178L254 177ZM53 177V178H52ZM63 177V178H62ZM105 177V178H104ZM132 177V179H130ZM133 177H134V179H133ZM135 177H137V178H135ZM144 179V181L142 180V178ZM157 177H159V178H157ZM161 177V178H160ZM219 177V178H218ZM229 177H230V179H232V180H230L229 179ZM244 177V178H243ZM29 178L32 180L31 182H30V180H29ZM37 178V179H36ZM57 178V179H56ZM72 178H73V180H72ZM85 178H86V181H84L85 180ZM110 178V179H109ZM114 179V181L115 182H112L113 181V179ZM118 178V179H117ZM120 178V179H119ZM128 178L130 179V181H128ZM148 178H149V180L151 181H149L148 182ZM152 178V179H151ZM155 178V179H154ZM203 178H205V180H209L210 178V181H208V182H206ZM236 178H238V179H236ZM246 178V179H245ZM257 178H259V180L257 179ZM60 179H62V180H60ZM80 179H84V180H80ZM88 179V180H87ZM96 179H97V181H96ZM100 181H99V180ZM135 179H137L136 181H135ZM140 179V180H139ZM147 179V180H146ZM158 179V180H157ZM182 179V180H181ZM186 179V180H185ZM203 179V180H202ZM230 180V182H229V180ZM235 179V183L233 182V180ZM240 179V182L241 181H243V182H239L238 180ZM243 179V180H242ZM250 179V180H249ZM253 179V180H252ZM29 180V181H28ZM52 180V182H53V185H52V183H50V181ZM57 180V182L54 184V181H56ZM60 182H59V181ZM103 180H105V181H103ZM107 180H110V181H108L109 183H107ZM119 180H120V183H119ZM121 180H123V182H121ZM126 180H127V182H126ZM165 180V181H164ZM169 180V181H168ZM226 180V181H225ZM228 180V181H227ZM236 180H237V182H239L237 185H236ZM249 180V181H248ZM253 182H252V181ZM257 180V181H256ZM262 180L264 181V177L262 178ZM85 183H88V184H86L85 186H88V187H84V189H85V191H86V189H88V188H90L91 190L93 189V187H94V190H92V191H94V194H93V192L92 191H89V189H88V191H86V192H84L83 190V186H84V184H83V182ZM99 181V182H98ZM101 181H103L102 183H100ZM133 182L134 183V185H133V183H131V184H129V182ZM142 183H141V182ZM158 181V182H157ZM187 181V182H186ZM193 181L195 182L196 180L195 179H193ZM218 181H220V184H219V182ZM233 183H232V182ZM258 181H260V182H258ZM34 182V183H33ZM39 182V183H38ZM41 182V183H40ZM105 182V184H103ZM112 182V186L114 187V190H113V187H111V183ZM125 182H126V184H125ZM145 182V183H144ZM154 183V185H151V184H153ZM163 182H165V184L163 183ZM182 183V184H180V183ZM197 182V181H196ZM195 182V183H196ZM252 182V183H251ZM59 183V184H58ZM75 183V184H74ZM89 183H91V184H89ZM97 183H99V184H97ZM121 183H123L122 185H125V190H123L124 189V186H121ZM147 183V184H146ZM148 183H149V185H148ZM177 183H178V185H177ZM187 185H186V184ZM203 183V184H202ZM206 183V184H205ZM243 183V184H242ZM258 183V184H257ZM261 183V184H260ZM36 184V185H35ZM77 184H79V185H77ZM93 184V185H92ZM95 184V185H94ZM106 184H107V186H110L109 188H110V190H112V191H114L113 193H112V191H111V194L108 192V187L106 186ZM108 184H110V185H108ZM118 184H120V185H118ZM129 184V185H128ZM137 184H138V188L141 190H137V187H135L134 188V186H137ZM141 184V186H139ZM143 184V185H142ZM180 184V185H179ZM226 184V185H225ZM235 184V185H234ZM44 185H45V183H44ZM75 185V186H74ZM81 185V186H80ZM89 185H92L93 187H91V186H89ZM101 186V187H97V186ZM131 185V186H130ZM148 185V186H147ZM216 185V186H215ZM219 185V186H218ZM234 185V186H233ZM254 185V186H253ZM260 185H262V186H260ZM77 186V187H76ZM79 186V187H78ZM102 186H104V187H102ZM119 186H121V189H120V187ZM133 186V187H132ZM150 186H152V187H150ZM161 186V188H159ZM181 186V187H180ZM246 186H247V188H246ZM249 186V187H248ZM252 186V187H251ZM256 186H258V187H260V189L258 188V187H256ZM52 187H54V189L52 188ZM74 187H76V188H74ZM82 187V188H81ZM97 187V188H96ZM106 187H107V189H106ZM117 187V190L115 189ZM127 187H129V188H127ZM144 187V188H143ZM149 187V188H148ZM161 190V192H160V190L158 189V188ZM169 187H171V189H169ZM179 189H178V188ZM193 187V186H192ZM253 187H255V188H253ZM103 189V190H100V189ZM104 188L106 189V190H104ZM119 188V189H118ZM126 188L127 189H129L131 192H128L129 190H127L126 191ZM131 188V189H130ZM143 189V192H142V189ZM147 188V189H146ZM154 188V189H153ZM206 188V189H207ZM257 188V189H256ZM68 189H69V191H68ZM74 189V190H73ZM81 189V190H80ZM95 189H99L98 191H95ZM136 189V190H135ZM149 189L151 190V189H153V191H150L149 192ZM157 189V190H156ZM175 189V190H174ZM176 189H178V190H176ZM238 189H239V191H238ZM241 189V190H240ZM253 189H254V191H253ZM256 189V190H255ZM61 190V191H60ZM78 192H77V191ZM80 190V191H79ZM119 190V191H118ZM121 190V191H120ZM144 190H145V192H144ZM147 190V191H146ZM163 190V191H162ZM165 190V191H164ZM171 190V191H170ZM242 190H243V192H242ZM247 190V191H246ZM73 191V192H72ZM77 193V195L78 194H80L79 195V197H77V195H76V193ZM104 191V193H103V195H105V193L107 194V195H105V196H102L101 195V193ZM124 191V192H123ZM140 191V192H139ZM167 191V192H166ZM241 191V192H240ZM60 192V193H59ZM79 192H81V193H79ZM92 193L91 194V200L92 201H94V202H92L91 200H89L90 199V194L89 193ZM97 193V196H96V193ZM120 192V193H119ZM129 193L130 195L131 194H133L131 197L130 196H128L129 194H126L125 195V193ZM137 192V194H136V196L134 195L135 193ZM139 192V193H138ZM158 193V194H156V193ZM165 192V193H164ZM227 192V193H226ZM233 192V193H232ZM238 193V195H237V193ZM246 192H248V193H246ZM254 192V193H253ZM263 194H262V193ZM54 195H53V194ZM57 193L59 194V195H57ZM85 193L87 194L88 193V196L87 195H85ZM146 193V194H145ZM148 193V194H147ZM150 193H151V195H150ZM154 193V194H153ZM178 193H179V196H178ZM182 193V194H181ZM229 193H231V195L233 194L234 195V197L235 198H233ZM257 193V194H256ZM261 193V194H260ZM83 194L86 196H84V197H82L83 196ZM141 194L143 195V197H141ZM164 194V195H163ZM172 194V195H171ZM212 194L213 195H218L217 197L215 196V197H212ZM248 194H250V196L248 195ZM253 194V195H252ZM258 194H259V196H258ZM52 195H53V198H52ZM56 195L57 196H59L60 197V199L59 198H56ZM75 195V196H74ZM94 195V196H93ZM102 197H101V196ZM139 195H140V198H139ZM156 195H158V196H156ZM168 195V196H167ZM175 195V196H174ZM186 196V197H184V196ZM227 195V196H226ZM230 195V196H229ZM243 195H244V197L246 196V198L247 197H249V198H244L243 197ZM256 196L257 195V198H255V197H253V196ZM62 196V197H61ZM66 196H68V197H66ZM70 196H72V198L70 197ZM124 196H126L127 197V199H126V197H125V199H123V197ZM135 196V197H134ZM138 196V197H137ZM178 196V197H177ZM236 196H238V197H236ZM80 197H82L81 199H79ZM94 197V198H93ZM137 197V198H136ZM175 197V198H174ZM240 197V198H239ZM259 197V198H258ZM55 198H56V200H55ZM64 200H63V199ZM65 198H67L68 200H65ZM74 198V199H73ZM78 198V199H77ZM83 198H85V199H83ZM86 198H88L87 200H86ZM102 199V200H99V199ZM131 198H132V200H131ZM134 198V199H133ZM159 198H160V200H159ZM173 200H172V199ZM178 200H177V199ZM183 198H184V200H183ZM210 198V199H211ZM215 198L217 199V200H215ZM242 198V199H241ZM252 198V199H251ZM260 198H261V200H260ZM51 199H53V200H55V201H53V200H51ZM73 199V200H72ZM75 199H77V200H75ZM94 199V200H93ZM95 199H96V201L98 202H95ZM104 199V200H103ZM117 199H118V201H117ZM155 199V200H154ZM158 199V200H157ZM165 199V200H164ZM180 199V200H179ZM225 199H227L226 200V202H225ZM230 199H232V200H234V201H232L231 202V200L229 201ZM235 199H237V200H235ZM244 199V200H243ZM248 199H249V201H248ZM252 201H251V200ZM255 199V200H254ZM59 200H63V202H59ZM69 200H70V202H69ZM83 200H85V204L84 205H82L81 203L79 204L78 203V201H81V202H84ZM99 200V201H98ZM138 200V201H137ZM142 200V202H144V203H140V201ZM154 200V201H153ZM175 200V201H174ZM185 200H186V203H184L183 204V202H185ZM242 202H241V201ZM65 201H67L66 202V204L64 203ZM73 201V202H72ZM77 202V204H76V202ZM117 201V202H116ZM162 201V203H160ZM165 201V202H164ZM171 201V202H170ZM177 201V202H176ZM180 201H181V203H180ZM219 201V202H218ZM228 201V202H227ZM237 201V202H236ZM243 201H245V202H243ZM253 201H254V204H253ZM258 201H260V202H262L263 201V205L260 203V210H257L259 207L257 206L256 207V205H255V203L256 202H258ZM91 203L92 204V206L89 204L88 205V203ZM100 202V203H99ZM140 204H139V203ZM156 203V205L155 206H153V204L152 203ZM164 202V203H163ZM179 202V203H178ZM239 202L241 203V204H239ZM64 203V204H63ZM68 203V204H67ZM75 203V205H73ZM87 203V204H86ZM93 203H95L96 205H98V206H96V208L94 207L95 206V204H93ZM149 203L150 204H152L151 206H149ZM178 204V208H177V204ZM220 205H219V204ZM222 203V204H221ZM226 204V206H228L227 208H229L228 210H227V208H225V204ZM232 203V204H231ZM235 203V204H234ZM236 203H237V205H236ZM246 203V204H245ZM248 203V204H247ZM61 204V205H60ZM63 204V205H62ZM70 204V205H69ZM72 204V205H71ZM99 204L101 205V207L99 206ZM144 204V205H143ZM158 204H162L161 205V207H159L160 205H158ZM168 204H169V206H171V207H169L168 206ZM181 204V205H180ZM182 204H183V206L185 205V207H183L182 206ZM224 204V205H223ZM229 204H230V206H229ZM238 204L239 205H241L240 207L238 206ZM245 204V205H244ZM29 205H31V206H29ZM64 205L68 208V209H66V207H64ZM78 205V206H77ZM79 205H81L80 207H79ZM88 206V207H86V208H84L83 209V206L85 207V206ZM94 205V206H93ZM103 205L105 206V209H102V208H104L103 207ZM144 207H143V206ZM147 205V206H146ZM165 205H166V208H165ZM172 205H173V208H172ZM189 205V206H188ZM224 207H223V206ZM243 205V206H242ZM251 205H255L254 207H252ZM257 205H259V203H257ZM59 207V206H61V207H59L60 209H61V211H60V209L58 208L57 209V207ZM63 206V207H62ZM69 206L70 207H73V210H74V212L76 213V223L78 222V220H83L84 222H85V226L82 224V226H83V228H82V226L80 227V223L79 222H82V223H84L83 221H79L77 224L75 223V217H74V219H73V217L72 216H74V215H72L71 216V213L70 212H72V208H69ZM131 208H130V207ZM134 206V207H133ZM139 206H141V208L139 207ZM182 206V207H181ZM187 206V207H186ZM190 206H194L193 207V209H192V207H190ZM234 206H235V208H234ZM237 206V207H236ZM247 206H248V209H247ZM76 207V208H75ZM77 207H79L81 210L80 211H82V210H84L83 212H81L82 213V215L81 214H79V216H77V213H78V211H79V208H77ZM91 207H94V208H91ZM107 207V208H106ZM140 209H139V208ZM149 207V208H148ZM152 207V208H151ZM176 207V208H175ZM223 207V208H222ZM231 207H233V210L231 209ZM239 207V208H238ZM246 209H245V208ZM250 207H251V209H250ZM63 208H64V211H63ZM75 208V209H74ZM91 208V209H90ZM101 208V210H102V212L103 213H101V212H96V211H101V210H99ZM108 208H111L110 210L108 209ZM133 208V209H132ZM139 210H138V209ZM157 208V209H156ZM159 208V209H158ZM161 208V209H160ZM168 208V209H167ZM174 209V210H171V209ZM190 210H189V209ZM214 207H212V209H213ZM240 208H241V210H240ZM242 208H243V210L246 212V213H248V214H245V212L244 211H242ZM254 208V209H253ZM70 209V210H69ZM95 209H97V210H95ZM123 209H126V210H123ZM135 209V210H134ZM151 209V210H150ZM156 209V210H155ZM164 209H167L166 211L164 210ZM173 212H171L170 210ZM178 209H179V211H178ZM181 209V210H180ZM185 211H183V210ZM226 209V210H225ZM231 209V210H230ZM238 209V211H235V210H237ZM256 209V211H254ZM59 210V211H58ZM68 211V213L66 214L65 213V211ZM88 210V213H89V210H90V213L89 214H86L87 211ZM92 210L94 211L93 213L94 214H92V216H91V213H92ZM104 210V211H103ZM106 210V211H105ZM129 210V211H128ZM138 210V211H137ZM145 210V211H144ZM155 210V211H154ZM160 210V211H159ZM161 210H164V211H161ZM169 210V211H168ZM224 210V211H223ZM230 210V211H229ZM249 212H248V211ZM250 210L251 211H253V213L252 212H250ZM63 211V214H64V216H63V214L61 213ZM66 211V212H67ZM70 211V212H69ZM80 211H79V213H80ZM126 211V214H124V212ZM134 211V212H133ZM140 211H141V213L142 212H146V214L145 213H140ZM148 211V212H147ZM186 211H188V212H186ZM215 211V210H214ZM229 211V212H228ZM233 211H235V212H233ZM241 211L243 212V213H241ZM261 211V212H260ZM56 212H58V213H56ZM60 212V213H59ZM73 212V213H74ZM130 212V215L128 214ZM156 212V213H155ZM166 214V215H168L167 216V219H168V221H166V223L164 222V223H162V224H160V216H161V214ZM171 212V214H169ZM180 212V213H179ZM192 212L194 213V214H192ZM231 212V213H230ZM232 212H233V214H232ZM237 212V213H236ZM240 212V213H239ZM258 212V213H257ZM72 213V214H73ZM97 213V215H96V217L99 219L100 218V216L104 219H102V221H101V223L102 224H104L105 223V220H107V226L106 227H104L105 226V224H104V226H102V224H100L99 222L100 221H97L98 219L97 218H95V214ZM101 213V215L99 216V214ZM152 213V214H151ZM155 213V214H154ZM158 213V214H157ZM161 213V214H160ZM182 213V214H181ZM198 213H200V215H198ZM229 213V214H228ZM236 215H235V214ZM240 214V215H242L243 214V216H238L237 217V214ZM253 214V216H254V218H256V219H253L252 218V214ZM254 213H255V215H254ZM259 213L261 214V213H263V214H261L260 216H259ZM83 214H86V215H88L87 216V218H89V219H93L94 218V220H93V222H89L88 224L86 223V221L85 220H87V219H83ZM121 214H124L123 216H121ZM133 214V215H132ZM139 215V214H141V215H139V216H142V219L143 218H145V221H144V219L142 220V221H144V222H141L142 223V225L140 224V221H141V217H139V216H136V215ZM145 214V215H144ZM150 214V216H149V219L147 218L148 217V215ZM176 214H177V217H176ZM179 214H181V215H179ZM195 214L197 215L196 217H193V216H195ZM216 214V213H215ZM251 214V215H250ZM256 214H257V216H256ZM65 215H67V217H65ZM85 215V216H86ZM144 215V216H143ZM152 215V216H151ZM193 215V216H192ZM224 215V216H223ZM228 215H233V217H234V219H233V217H231L233 220H231V221H229V219H231L230 217H229V219L227 218V221H226V216ZM62 218H61V217ZM80 216L82 217V219H80ZM130 216V217H129ZM134 216V217H133ZM146 216V217H145ZM183 216V217H182ZM189 216V217H188ZM223 216V217H222ZM237 218H236V217ZM248 216H251V217H249L248 218ZM69 217L72 219H69ZM122 217V218H121ZM123 217H124V220H126V221H123L122 219H123ZM126 217H127V219H126ZM129 217V218H128ZM137 217V218H136ZM153 217V219H151ZM191 217V218H190ZM193 217V218H192ZM204 218V215L203 216H201V218ZM247 218V219H249V221L246 219H243V218ZM257 217H258V220H257ZM260 217H262V218H260ZM86 218V217H85ZM121 218V219H120ZM133 218V219H132ZM147 218V219H146ZM155 218H156V220L158 221H155ZM182 218V219H181ZM188 218L190 219L189 221L190 222H188ZM253 220H252V219ZM259 218H260V220H259ZM101 219V218H100ZM99 219V220H100ZM117 219V220H116ZM130 219V220H129ZM151 219V221H149ZM175 219V220H174ZM181 221H180V220ZM238 219V220H237ZM241 219V220H240ZM251 219V220H250ZM72 221V223H71V221ZM109 220V221H108ZM130 221V222H128V221ZM135 221V223H134V221ZM173 222H172V221ZM183 220H185V222L183 221ZM186 220H187V222H186ZM192 220V221H191ZM200 220H203V219H200ZM236 221V223L234 224L232 221ZM244 221V224H243V221ZM10 221H12V222H10ZM88 221V220H87ZM111 221V222H110ZM131 221H133V222H131ZM234 221V222H235ZM239 223H238V222ZM242 221V222H241ZM246 221V222H245ZM252 223H251V222ZM255 223H254V222ZM96 222H98L97 224H98V226L96 227H94V228H96L95 230H97V231H93V229L92 228H89V226L91 227L92 226V224L94 225ZM108 222H110V223H114L115 222V224H113V226H112V224H109ZM120 222H122L124 225H123V228L124 227H126V228H124V231L126 232H124L123 231V229H122V227H120V225L118 224V223H120ZM149 222V223H148ZM154 222H157V224L156 223H154ZM173 223V224H171V223ZM175 222V223H174ZM179 222V223H178ZM181 222L183 223V224H181ZM222 222V223H221ZM225 222H232L233 223V225H235L236 227H239L240 226V223H241V226L240 227H242V229L239 227L238 229H237V231H236V227H232V223L230 224H225ZM256 222H258V223H256ZM264 222V221H263ZM116 223H117V225H116ZM122 223H120V224H122ZM128 224L127 226H126V224ZM132 223H134V225L132 224ZM136 223H138V224H136ZM144 223V224H143ZM152 223H154V224H152ZM158 223H159V225L161 226L160 228H161V231H160V228H159V225H158ZM220 223V224H219ZM247 223H249V225L250 226H254L255 228L253 229V230H251L252 232H251V234H250V230H248V232H247V230H245V227H246V229H250V226L247 224V226H246V224ZM73 224H75V225H73ZM79 224V227L77 226ZM130 224V225H129ZM150 224H152V225H154L153 226V229H152V225H150ZM165 226H164V225ZM169 224V225H168ZM179 224H181V226L178 225ZM186 224V225H185ZM201 224H203L201 227H200V225ZM217 224V225H216ZM218 224H219V227H218ZM221 224H224L226 227H224V225H221ZM242 224L244 225V226H242ZM254 224V225H253ZM100 225V226H99ZM116 225V226H115ZM141 225V226H140ZM147 225H149V227L147 226ZM163 225V226H162ZM168 225V226H167ZM176 225H177V227H176ZM184 225V226H183ZM231 225V226H230ZM88 226V227H87ZM101 226L102 227H104V228H101ZM122 226V225H121ZM131 226V228H133V226L135 227V228H133L132 230H131V228H129V227ZM144 226H146V227H144ZM158 226V227H157ZM167 226V227H166ZM221 226V227H220ZM258 226V227H257ZM74 227L75 228H78V229H74ZM85 227V228H84ZM110 227H111V229H110ZM116 227H119V228H116ZM163 227H164V229H163ZM166 227V228H165ZM176 227V228H175ZM179 227H180V229H179ZM211 227V228H210ZM212 227H214V228H212ZM216 227V228H215ZM221 228L222 230L223 229H225V234L223 233L224 232V230H223V234L221 233V230L220 229H218V228ZM230 227H232V229H233V231H235L236 232V234H237V237H236V234H235V232H233V231H229L230 230ZM244 227V228H243ZM122 230H121V229ZM138 228V229H137ZM149 228H151V230L149 229ZM157 228V229H156ZM171 228V229H170ZM197 230H196V229ZM84 229V230H83ZM86 229H88V231H86ZM90 229H91V231H90ZM105 229V230H104ZM109 229H110V231H109ZM117 229V230H116ZM129 229V230H128ZM139 229H141L140 231H138ZM147 229H149V230H147ZM166 229L168 230V231H170V233L168 232V231H166ZM174 229V230H173ZM175 229H177V230H175ZM214 229V230H213ZM231 229V230H232ZM239 229H241L240 231L241 232H239ZM244 229V230H243ZM252 229V228H251ZM256 229L258 230V229H260V231L259 232H257L256 231ZM80 230V231H79ZM82 230V231H81ZM100 230H101V232H102V230L104 231L103 232V234L105 235V237H107V235H108V237L107 238H104L103 236V234L100 232ZM108 232H107V231ZM113 230H115V232L113 231ZM118 230H120V231H118ZM135 230H136V232H135ZM147 230V231H146ZM152 230H156V231H152ZM158 230V231H157ZM179 230V231H178ZM212 230V231H211ZM216 230H218V233H217V231ZM228 230V231H227ZM79 231V232H78ZM90 231V232H89ZM113 231V232H112ZM118 233H117V232ZM121 231H122V233H121ZM129 231H130V233H129ZM133 231V232H132ZM145 231V232H144ZM148 231H149V235H148ZM152 231V232H151ZM165 231V232H164ZM176 231V232H175ZM183 232V233H185V235L183 234V235H181L182 233L181 232ZM200 231H202L203 232V235H202V233H200ZM244 231V237H246L248 234L250 235V236H248V237H250L251 239V241H249L248 240V238L246 237L245 238V240H244V237L242 236V235H240V234H243L242 232ZM246 231V232H245ZM26 232H29V234L30 235H32V237L31 238H29V239H24V234L26 233ZM77 232V233H76ZM82 232V233H81ZM87 233L88 234V232L90 233V235H91V233L93 234V235H87V234H84V233ZM99 232V233H98ZM111 232H112V234H111ZM152 234H151V233ZM155 232H159L158 234L156 233L155 234V236H154V238H152L153 237V234L155 233ZM164 232V233H163ZM178 232H180V233H178ZM197 232H199L201 235H198L199 236V238H198V240H197V238L195 239L194 237H198L196 234H197ZM205 232V233H206ZM209 232L211 233V235L213 236H211L210 234H209ZM214 232V233H213ZM231 232V233H230ZM234 234H233V233ZM238 232V233H237ZM79 233V234H78ZM95 233H96V235H95ZM98 233V234H97ZM101 233V235H103L102 237L104 238H101V235H99ZM111 235V236H109V234ZM121 233V234H120ZM131 233H134V234H131ZM140 233V234H139ZM141 233H143V235H141ZM144 233H146V235H144ZM167 233V234H166ZM173 233V234H172ZM178 233V234H177ZM192 233H193V236H192ZM195 233V234H194ZM198 233V234H199ZM216 233V234H215ZM221 235H220V234ZM229 233L231 234V235H229ZM240 233V234H239ZM260 234V236H259V234ZM84 234V235H83ZM123 234V235H122ZM127 234H129V235H127ZM138 236H137V235ZM161 234H163V235H161ZM166 234V235H165ZM169 234H170V236H169ZM189 234V235H188ZM191 234V235H190ZM214 234L217 236V239L219 240V237L218 236H223V237H221L220 239H222V240H216V237L214 236ZM219 234V235H218ZM240 236H239V235ZM256 235V237H255V235ZM82 235V236H81ZM96 236V237H93V236ZM114 235H117V236H114ZM119 235H121L122 236V238L120 237L119 238ZM131 235V237H129ZM137 236V238L135 237V236ZM139 235H140V237H139ZM150 235H152V236H150ZM161 235V236H160ZM181 235V236H180ZM262 235V236H261ZM83 236H84V238H87V240L86 239H84L83 238ZM87 236V237H86ZM88 236L89 237H91V238H89L88 239ZM99 236H100V238H99ZM114 236V237H113ZM141 236H143V237H141ZM157 236V237H156ZM165 236V237H164ZM167 236V237H166ZM168 236H169V239H168ZM172 236V237H171ZM174 236H176V237H174ZM179 236V237H178ZM192 236V237H191ZM202 236V237H201ZM206 236V239H204V237ZM210 236V237H209ZM232 236V237H231ZM242 236V237H241ZM254 236V237H253ZM258 236H259V238L260 239H258ZM109 237H112V241L114 242V245H115V243H116V245L115 246H113L112 244H113V242H112V244H111V239L109 238ZM125 237V238H124ZM127 237H129V238H127ZM134 237H135V239H134ZM160 237H162V238H160ZM166 239L165 241H164V238ZM170 237L172 238L171 240H170ZM174 237V238H173ZM183 237L185 238V240L183 239ZM188 237V238H187ZM214 237H215V242H214V240H212L214 243H216L217 245H215L218 249H216V247L214 246L213 248H212V246L214 245L213 244V242L211 241V239L213 238L214 239ZM224 237H226L227 238V240L225 239L224 240ZM96 238V239H95ZM97 238H99L98 240H97ZM116 238H117V240H116ZM146 238V239H145ZM162 239V241L161 240H158V239ZM179 238V239H178ZM181 238V239H180ZM200 238H203V239H200ZM228 238H232V239H234L235 241H236V238H237V241L236 242H239L240 244H238V243H235L236 245H234L232 248H230V247H227L228 246V243L227 242H229V239ZM239 238V239H238ZM242 240H241V239ZM257 238V239H256ZM262 238V239H261ZM95 239V240H94ZM114 239V240H113ZM121 239H123V240H121ZM125 239V240H124ZM153 239H155V240H153ZM176 239V240H175ZM199 239L201 240V241H199ZM247 239V240H246ZM87 242H86V241ZM90 241V243H88L89 241ZM92 240H94V242H92ZM103 240V243H101V241ZM107 241V247L109 248H107V247H104L103 248V246H105V244H106V241ZM110 240V241H109ZM118 240H120V241H118ZM127 240V241H126ZM147 240V241H146ZM179 240V241H178ZM190 242H189V241ZM191 240H196L195 241V243L197 242V244H194V241H192L191 242ZM202 240L207 244V243H209L210 241L212 242H210L209 244H207L206 246H204L205 245V243H202ZM209 240V241H208ZM223 240L225 241V243H226V245L224 246H222L221 245V247H223V248H220V247H218V246H220V244L218 243V242H220V243H223ZM240 240V241H239ZM259 240V241H258ZM99 241V242H98ZM110 243H109V242ZM117 241V242H116ZM122 241H125V242H122ZM139 241H140V239H139ZM153 241H156L155 243H153ZM167 241H169V242H167ZM171 241H173V242H171ZM178 242V244L180 243V249L178 248L177 249V251L176 250H174V248L176 247V245H177V243L176 242ZM188 241V242H187ZM199 241V242H198ZM242 241V242H241ZM247 241H249V242H251V243H249V242H247ZM91 242H92V245H91V247H90V244H91ZM119 242V243H118ZM158 242V243H157ZM162 242V246H163V248L161 247V246H159L160 245V243ZM171 242V243H170ZM184 242V243H183ZM246 242V243H245ZM256 242V243H255ZM258 242V243H257ZM260 242V243H259ZM88 243V244H87ZM97 243V244H96ZM99 243V244H98ZM103 245H101V244ZM109 243V244H108ZM117 243L118 244H120V245H117ZM126 243V244H125ZM170 243V244H169ZM173 243V244H172ZM190 243H192V244H190ZM200 243H201V246H200ZM224 243V244H225ZM248 243V244H247ZM255 243V244H254ZM96 244V245H95ZM112 245V246H109V245ZM157 244V245H156ZM164 244H166V245H164ZM190 244V245H189ZM204 244V245H203ZM211 244H213V245H211ZM219 244V245H218ZM244 244V246L245 247H242V245ZM252 244V245H251ZM258 244V245H257ZM86 245H87V247H86ZM88 245H89V247H88ZM156 245V246H155ZM168 245H169V248H168ZM185 245H186V247H185ZM187 245H189L190 247H188ZM203 245V246H202ZM254 245V246H253ZM256 245V246H255ZM117 246H119V249H118V247ZM144 246V247H143ZM149 246H150V248H149ZM153 246V247H152ZM160 248H158V247ZM165 246V247H164ZM200 246V247H199ZM97 247H101L100 249H102V250H100L99 251V249H97ZM113 247V248H112ZM121 247V248H120ZM145 249L146 248V250H147V252H146V250H144L143 248ZM155 247V248H154ZM188 247V248H187ZM211 247V248H210ZM227 248V250H225L226 248ZM236 247H239L238 249L236 248ZM246 247H248L247 249H246ZM90 249V251L92 250L93 251V253H92V251H91V253H90V251H88L89 249ZM93 248V249H92ZM111 248V249H110ZM114 248H115V250H114ZM142 248V249H141ZM148 248V249H147ZM152 248H154V249H152ZM156 248H158V249H156ZM166 248H167V250H166ZM172 248V249H171ZM207 248H208V251H206L207 250ZM228 248H230V249H228ZM240 248H241V250H240ZM243 248V249H242ZM96 249L100 252V253H98V251H96ZM116 249H117V253L118 254H116L115 252H116ZM169 249V250H168ZM183 249H185V254H184V251H183ZM204 249H206L205 251H204ZM211 249V250H210ZM218 251H216V250ZM220 249H222V250H220ZM223 249H224V251L226 252H223ZM249 249V250H248ZM253 249V250H252ZM105 250H106V252H105ZM108 250H110V251H112L113 250V254L111 253L110 254V252H107ZM142 250V251H141ZM152 251V253H154L153 255L151 254V251ZM158 250V251H157ZM162 250V251H161ZM181 250H182V253H179V252H181ZM192 251H194L195 250V248H192L191 249ZM230 250V251H229ZM234 252H233V251ZM237 250H240L239 252H240V254H244L243 255V257H242V255L238 258V257H236L237 255L239 256L240 254H238L239 252L237 251ZM244 250V251H243ZM94 251H96V252H94ZM103 251V252H102ZM138 251V252H139ZM143 251H145V254L143 253ZM154 251V252H153ZM160 251V252H159ZM172 251H173V253H172ZM178 252L179 254V256L178 255H176L177 253L176 252ZM213 251V252H212ZM214 251H215V253H217V254H214ZM222 252V255H221V252ZM228 251V252H227ZM237 253H236V252ZM245 251H247V252H245ZM250 251V253H248ZM105 252V253H104ZM162 252H166L165 253V255H164V253H162ZM169 252V255L167 254ZM171 252V253H170ZM207 252V253H206ZM233 254H232V253ZM88 253H89V255H91V256H89L88 255ZM96 253V254H95ZM98 253V254H97ZM150 253V254H149ZM162 253V254H161ZM176 253V254H175ZM213 254V256H211L212 257V259L211 258H209L210 256H208V254ZM220 253V254H219ZM246 253V254H245ZM143 254V255H142ZM146 254H147V256L149 255V257H147L146 256ZM161 254V255H160ZM171 254H172V256H174L173 258L171 257ZM175 254V255H174ZM180 254H182V256L180 255ZM228 254H230L229 256H228ZM236 254V255H235ZM248 254V255H247ZM94 255H97V257H95ZM155 255V256H154ZM157 255V256H156ZM166 255H167V257H166ZM215 255V256H214ZM219 255H221V257L219 256ZM144 258H143V257ZM160 256V257H159ZM161 256H163V257H165L164 259L161 257ZM170 256V257H169ZM217 256V258L215 259V257ZM222 256H225V258H226V256H227V260L223 257V259L221 260V258H222ZM236 258H235V257ZM248 258L249 256H250V259H251V257H252V259L251 260H253L252 262H251V260H249V259H246V257ZM90 257V258H89ZM92 257V258H91ZM93 257H95V258H93ZM147 257V258H146ZM150 257H152V258H150ZM169 257V258H168ZM213 257H214V259H213ZM232 257H234L233 258V260L231 259ZM158 258L161 260H159L158 261ZM168 258V259H167ZM179 258H180V260H179ZM181 258L183 259V260H181ZM241 258H243L242 260H241ZM255 258V259H254ZM93 259H95V260H93ZM140 259H139V262H141L140 261ZM143 259V260H142ZM148 259V260H147ZM150 259V260H149ZM166 259V260H165ZM171 259V260H170ZM209 259V260H208ZM220 259V260H219ZM245 259L247 260L246 262H244L245 261ZM89 260L91 261V260H93V261H91V262H94V263H91V262H89ZM146 260V261H145ZM176 260V261H175ZM208 260V261H207ZM214 260V261H213ZM217 262H216V261ZM226 260V261H225ZM236 260H238V261H236ZM244 260V261H243ZM169 261H171V262H169ZM185 261H184V263L183 264H186L187 263V261H186V263H185ZM200 261V264H204V263H202ZM220 261H222V262H220ZM235 261V263H232V262H234ZM243 261V262H242ZM261 261V262H262ZM138 262V264H141V263H139ZM143 262H145V263H143ZM146 262H148V263H146ZM159 262V263H158ZM214 262V263H213ZM219 262V263H218ZM225 262V263H224ZM228 262L226 263V264H228ZM261 262L259 261L258 263L259 264H261ZM262 262V264H264ZM257 263V264H258ZM181 264V263H180ZM188 264V263H187ZM196 264H197V262H196Z\"/></svg>","mask_w":264,"mask_h":264},{"label":"bare ground","instance_id":"obj_2","mask_svg":"<svg viewBox=\"0 0 264 264\" xmlns=\"http://www.w3.org/2000/svg\"><path fill=\"white\" fill-rule=\"evenodd\" d=\"M72 1H73V0H72ZM84 1H85V0H84ZM90 1H92V0H90ZM93 1H94V0H93ZM93 1H92V2H93ZM98 1H99V0H98ZM107 1H108V0H107ZM107 1L102 0V3L104 2V5L106 6V8H107V6L109 7V3H108ZM133 1H134V0H133ZM150 1H153V0H150ZM158 1H160V0H157V2H158ZM161 1H162V0H161ZM168 1H169V0H168ZM172 1H173V0H172ZM183 1H184V0H183ZM185 1H187V0H185ZM185 1H184V2H185ZM195 1H196V0H195ZM195 1H194L193 3H195ZM73 2H77V1H73ZM78 2H79V1H78ZM78 2H77V3H78ZM80 2H82V0H81ZM86 2H87V1H86ZM88 2H89V1H88ZM88 2H87V3H88ZM92 2H91V3H92ZM95 2H96V0H95ZM109 2H110V1H109ZM148 2H149V0H148ZM164 2H166V1L164 0ZM184 2H182L181 4H185ZM187 2H192V1H187ZM91 3H90V4H91ZM93 3H94V2H93ZM96 3H97V2H96ZM98 3H99V2H98ZM149 3H150V2H149ZM151 3H152V2H151ZM159 3H160V2H159ZM169 3H170V2H169ZM171 3H172V2H171ZM175 3H176V2H175ZM175 3L173 2V4H175ZM193 3H192V4H193ZM74 4H75V3H73V6H74ZM78 4L80 5V3H78ZM100 4H101V1H100ZM157 4H158V3H157ZM160 4H163V3H160ZM187 4H189V3H187ZM187 4H186V7L189 6V5H187ZM192 4L190 3V5H192ZM75 5H76V4H75ZM81 5H82V4H81ZM81 5H80V6H81ZM83 5H84V4H83ZM83 5H82V6H83ZM91 5H92V4H91ZM91 5H90V6H91ZM101 5H102V4H101ZM147 5H148V4H147ZM4 6H5V5H4ZM4 6H3V7H4ZM73 6H71V7H73ZM76 6H77V5H76ZM86 6H88V4H87ZM94 6H95V5H94ZM98 6H99V5H98ZM105 6H102L101 8L103 9V7L105 8ZM110 6H112V5L110 4ZM117 6H118V5H117ZM149 6H150V5H149ZM151 6H153V5H151ZM158 6H159V5H158ZM160 6H161V5H160ZM163 6H164V5H163ZM167 6H168V4H167ZM167 6H166V7H167ZM184 6H185V5H184ZM3 7H2V8H3ZM91 7H92V6H91ZM95 7H96V6H95ZM95 7H92V10H91L92 13H93V10L95 11V9H93V8H95ZM113 7H114V9H115V6H113ZM113 7H111V8H113ZM133 7L135 8V6H133ZM144 7H145V6H144ZM144 7H143V8H144ZM186 7H185V8H186ZM191 7H192V6H190L189 8H191ZM2 8H1V5H0V9H2ZM74 8H75V7H74ZM74 8H73V10H75ZM84 8L86 9V7H84ZM111 8H110V9H111ZM150 8H151V7H150ZM164 8H165V7H164ZM4 9H5V11H7L8 7H7V9H6V7H5ZM4 9H3V11H4ZM14 9H15V8H14ZM71 9H72V8H71ZM78 9H79V7H78ZM81 9H82V8H81ZM81 9H79V10H81ZM85 9H84V10H85ZM87 9H88V8H87ZM90 9H91V8H89V9L87 10V12L90 11ZM97 9H98V11H99V10H100V6H99ZM114 9H112V10H114ZM144 9H148V8H144ZM154 9H155V8H154ZM179 9H180V8H179ZM193 9H194V8H193ZM193 9H192V10H193ZM196 9H197V8H196ZM9 10H12V9H9ZM9 10H8V11H9ZM15 10H16V9H15ZM103 10H104V9H103ZM116 10H119V8H117ZM141 10H142V8H141ZM149 10H150V9H149ZM159 10H160V9H159ZM185 10H186V9H185ZM189 10H190V9H189ZM197 10H199V9H197ZM3 11L1 10L0 13L3 12ZM5 11H4V12H5ZM81 11H83V10H81ZM101 11H102V10H101ZM120 11H121V10H120ZM122 11H123V10H122ZM147 11H148V10H147ZM152 11H153V7H152ZM152 11H150V12H152ZM176 11H177V10H176ZM9 12H13V11H9ZM14 12L16 13V11H14ZM14 12H13L12 14H15ZM31 12H32V11H31ZM75 12H76V10H75ZM77 12H78V11H77ZM117 12H119V11H117ZM117 12H116V15H118ZM124 12H125V11H124ZM139 12H140V11H139ZM155 12H156V10H155ZM157 12H158V11H157ZM186 12H187V13L189 12L188 14H189V16H191V15H190V11L187 10ZM191 12H192V11H191ZM195 12H197V11H195ZM6 13H7V12H6ZM28 13H30V12H28ZM71 13H74V11H72ZM84 13H85V11H84ZM88 13H90V12H88ZM88 13H87V15H88ZM92 13H90V14H92ZM100 13L102 14V12H100ZM100 13H99V14H100ZM104 13H105V12H104ZM106 13H107V12H106ZM119 13H120V12H119ZM143 13H144V12H143ZM148 13H149V12H148ZM148 13H146V14H148ZM152 13H153V12H152ZM184 13H185V12H184ZM193 13H194V12H193ZM199 13H200V11H199ZM4 14H5V13H4ZM12 14L10 13V16H11ZM24 14H25V13H24ZM26 14H27V13H26ZM33 14H34V13H33ZM76 14H77V13H76ZM80 14H81V12H80ZM90 14H89V16H90ZM99 14H98V15H99ZM101 14H100V15H101ZM108 14H109V13H108ZM175 14H176V13H175ZM194 14H195V13H194ZM197 14H198V12H197ZM2 15H3V14H2ZM7 15H8V14H7ZM7 15L5 14V16H7ZM31 15H32V13H31ZM31 15H30V16H31ZM34 15H35V14H34ZM72 15H73V14H72ZM85 15H86V14H85ZM85 15H82V16L85 17ZM98 15H97V17H98ZM102 15H103V14H102ZM110 15L112 16L113 14H111V12H110ZM116 15H115V16H116ZM121 15H122V14H121ZM8 16H9V15H8ZM27 16H29V14H28ZM27 16H24V18L27 17ZM30 16H29V18H30ZM74 16H75V13H74ZM92 16H93V15H92ZM103 16H104V15H103ZM106 16H107V15H106ZM111 16H110V17H111ZM150 16H151V13H150ZM154 16H155V15H154ZM186 16H187V14H186ZM195 16H196V15H195ZM0 17H2V16H0ZM32 17H33V16H32ZM78 17H80V16H78ZM84 17H81V18H84ZM86 17H87V16H86ZM93 17H94V16H93ZM112 17H113V16H112ZM116 17H117V16H116ZM193 17H194V15H193ZM24 18H23V20H24ZM29 18H28V19H29ZM73 18H74V17H73ZM101 18H102V17H101ZM126 18L128 19L127 16H126ZM141 18H142V16H141ZM187 18H188V16H187ZM197 18H200V17H197ZM0 19H1V18H0ZM26 19H27V18H26ZM26 19H25V21H26ZM33 19H34V18H33ZM74 19H75V18H74ZM84 19H86V18H84ZM87 19H89V18H87ZM103 19H104V18H103ZM109 19H110V18H108V20H109ZM112 19H113V18H112ZM118 19H120V16L118 17ZM121 19H122V17H121ZM153 19H154V18H153ZM185 19H186V18H185ZM188 19H190V18H188ZM191 19H193V18H191ZM200 19H201V18H200ZM92 20L95 21V20H96L95 17H94V19H92ZM92 20H91V21H92ZM97 20H99V19H97ZM105 20H107V19L105 18V19L103 20V22H104ZM144 20H145V19H144ZM195 20H196V19H194V21H195ZM6 21L9 22L8 20H6ZM28 21L30 22L31 20H28ZM34 21H35V20H34ZM76 21H77V20H76ZM80 21H81V19H80ZM80 21H79V24H78L77 27H79V25H80V23H81ZM84 21H85V20H84ZM87 21H89V20H87ZM109 21H110V20H109ZM112 21H113V20H111L110 22H112ZM116 21H118L117 18H116ZM116 21H113L112 23H110V28L113 27V29H115V28L117 27L116 25L118 24V22H116ZM137 21H138V20H137ZM153 21H154V20H151V19L148 21V29H147V30L150 32V35L148 36L150 39H148V40H151L150 42H152L153 44L155 43L156 47L159 46V52L163 53V55H160V59H159V57H158V59H157V58L155 59V57L153 58V56L155 55V54H154V55L152 56L153 59L151 58L150 61H147L149 58L146 57L147 60L145 61V64L148 63V65H149L150 62H151V64L153 63V64H155L156 66H157V64H159V66H161V68H163L164 71L161 70V71H163L162 76H161V72H160V75L156 72V74H155V75H156V78H157L156 80H158V76H159V77L161 76L160 78H162V80H163L162 82L166 83L169 87L171 86V88H172V85H175V86H173V88H174V87L177 88L178 85H180V84L182 85V84L185 83L184 80L186 81V80L188 79L186 76H184V77H185V79H184V77H183L182 74L184 73V69L187 68V67H189V66L187 65V67H186V65H185L186 60H185V63H184V65H183V67L185 66V68H183V72H182V68L180 69L179 64L177 65V64H176V61H175V62L173 61L174 59H172V56H171L172 54H171V53H173V52L178 53V51H176L178 47H177L176 49L174 48L175 50H173V52H172V49H173V48H171L172 45H171V44L169 43V41H168V40H169V38H168V36H167V35H168V30L165 28V26H164L165 24L162 23L163 25H162V24H157V25H156V24L153 23ZM158 21H159V20H158ZM184 21H185V20H184ZM187 21H188V20H187ZM194 21H193V22H194ZM7 22H6V23H7ZM82 22H83V21H82ZM85 22H86V21H85ZM85 22H84V24L87 23V22H86V23H85ZM98 22H99V21H98ZM103 22L101 23V21H100L101 24H103ZM106 22H107V21H106ZM106 22H105V23H106ZM132 22H134V20H132ZM135 22H136V21H135ZM145 22H146V21H144V23H145ZM154 22H155V21H154ZM168 22H169V20H168ZM168 22H166V24H167ZM185 22H186V21H185ZM188 22H190V21H188ZM198 22H202V21H201V20L199 21V19H198ZM214 22H215V21H214ZM6 23H4V24H6ZM30 23L33 24V20H32V22H30ZM35 23H36V22H35ZM35 23L33 24L34 26H35ZM72 23H73V22H72ZM76 23H77V22H76ZM76 23H75V24H76ZM89 23H92V22H88V23H87L88 26H89ZM94 23H95V22H94ZM94 23H93V24H94ZM108 23H109V22H108ZM108 23H107V25H109ZM128 23H129V22H128ZM144 23H143V24H144ZM158 23H160V21H159ZM171 23H172V22H171ZM173 23H174V22H173ZM2 24H3V23H2ZM8 24H9V23H8ZM12 24H13V23H12ZM25 24H27L28 26H29V25L32 26V24H28V23H26V22H25ZM73 24H74V23H73ZM93 24H92L91 26H93ZM95 24H97V23H95ZM120 24H122V23H120ZM120 24H119V25H120ZM136 24H137V23H136ZM141 24H142V23H141ZM146 24H147V22H146ZM169 24H170V23H169ZM174 24H175V23H174ZM186 24H188V23H186ZM195 24H199V23L196 22ZM195 24L193 23V25H191V26L193 27V28L191 27V29L194 30V28H195V27H194ZM202 24H203V22H202ZM202 24H200V25H202ZM10 25H11V23H10L8 26H10ZM105 25H106V24H105ZM127 25H128V24H127ZM184 25H185V24H184ZM200 25H198V26H200ZM206 25H207V23H206ZM211 25H213V24H211ZM214 25H215V24H214ZM31 26H29V27L26 26V27H27V28H30ZM34 26H33V27H34ZM83 26H84V25H82V26H80V27L83 28ZM88 26L85 25V27H88ZM94 26H95V25H94ZM114 26H116V27L114 28ZM129 26H130V25H129ZM132 26H133V24H132ZM135 26H137V25H135ZM146 26H147V25H146ZM146 26H145V27H146ZM166 26H168V25H166ZM185 26H187V25H185ZM198 26L196 25V27H198ZM3 27H4V26H3ZM6 27H7V26H6ZM10 27H12V26H10ZM13 27H14V26H13ZM13 27H12V28H13ZM24 27H25V26H24ZM26 27H25V28H26ZM33 27H32L31 29H34ZM77 27L75 26V28H77ZM102 27H103V26H102ZM102 27H101V28H102ZM107 27H109V26H107ZM139 27H140V26H139ZM139 27H136V28H139ZM170 27H171V26H170ZM172 27H173V25H172ZM188 27H189V26H188ZM188 27H187V28H188ZM204 27H207V26H204ZM204 27H203V28H204ZM0 28H2V27H0ZM36 28H37V26H36ZM75 28H74L73 30H75ZM103 28H105V27H103ZM117 28H118V27H117ZM182 28H183V27H182ZM189 28H190V27H189ZM189 28H188V29H189ZM201 28H202V27H201ZM201 28H200V31L203 29V28H202V29H201ZM213 28H215V27L213 26ZM3 29H4V28H3ZM3 29H0V31H2ZM8 29H9V27H8ZM13 29H14V28H13ZM13 29H12V30H13ZM31 29H30V30H31ZM87 29H89V28H87ZM120 29H121V28H120ZM128 29H129V27H128ZM128 29H127V30H128ZM130 29H131V27H130ZM198 29H199V28H198ZM211 29H212V28H211ZM211 29H210V30H211ZM4 30H5V29H4ZM6 30H7V29H6ZM76 30H77V29H76ZM79 30H84V29H79ZM79 30H77V33H78ZM109 30H110V29H109ZM117 30H118V29H117ZM132 30H133V29H132ZM135 30H137V29H135ZM196 30H197V28H196ZM213 30H214V29H213ZM22 31H23V30H22ZM105 31H106V30H105ZM125 31H126V30H125ZM194 31H195V30H194ZM198 31H199V30H197V32H198ZM203 31H204V29H203ZM216 31H217V30H216ZM224 31H225V30H224ZM5 32H6V31H5ZM9 32H10V31L8 30V34H10ZM11 32H12V31H11ZM19 32H20V33H19ZM19 32L16 34V39H13L12 42H14V44H16V43L18 44L19 41H21V40L24 39V42H22V43L19 42V44L21 43V45L24 44V45H23V46H24V47H23L24 49H23V48H19V46L21 47V45H19V44H18V47L16 46L17 44L14 45V44L11 42V40H10V44H13V46H15V48H13V46H9V47H8L7 44H9V43H8L7 40H6V39H7V35H4V37L0 38V44L5 43L4 46L6 45V46H7L8 48H10V49L6 48L7 50H6V49H2V50H0V55H1V56H2V55L5 56V55H7V53H8V55H7L8 57H7V56H5V57L9 58V57H10L9 53H12V51L15 52V50H18L17 48H19V49H21V50L23 49L24 57H23V54H21V53H22L21 51L18 50L16 53L19 52L17 56H18V57H21V56H19V54H20V55H22V57L24 58V63L22 64L23 66H24V65L27 66L26 64H27V63L29 64V62L32 63V60H31V61H29V60H30L31 58H33V57H35V59H36L34 62H38V63H40L41 60L38 59V60L40 61V62H39V61H37V58H39V57L42 58V56H38V55L40 54V53H39L40 51L37 52V47L40 48L41 51H42V50L45 51V48L43 47L44 44H43V45H36V43H38L39 41L42 42V40H41V38H42V37H41V34H40V33L31 34V33H29V31L26 32V30L23 31V32H26L25 34L22 33L21 31H19ZM74 32H75V31H74ZM79 32H81V31H79ZM83 32H84V31H83ZM102 32H103V31H102ZM102 32H101V33H102ZM112 32H113V31H112ZM118 32H119V31H118ZM122 32H123V31H122ZM129 32H130V31H129ZM143 32H145V31H143ZM169 32H170V30H169ZM77 33H76V34H77ZM84 33H85V32H84ZM84 33H83V34H84ZM93 33H95V32H93ZM106 33H107V32H106ZM119 33H120V32H119ZM132 33H133V32H132ZM134 33H135V32H134ZM137 33H138V32H137ZM137 33H136V34H137ZM171 33H172V31H171ZM191 33H192V32H191ZM201 33H202V32H201ZM201 33H200V34H201ZM206 33H208V32L206 31ZM206 33H205V34H206ZM215 33H216V32H215ZM222 33H224V32H222ZM22 34H23V35H22ZM96 34H97V31H96ZM104 34H105V32H104ZM107 34H108V33H107ZM109 34H110V33H109ZM126 34H127V33H126ZM142 34H144V33H142ZM145 34H146V33H145ZM169 34H170V33H169ZM196 34L198 35V33H196ZM205 34H204V36H205ZM212 34H214V32H213ZM218 34H219V32H218ZM224 34H226V33H224ZM37 35H38V36H37ZM73 35H75V34H73ZM79 35H80V34H79ZM81 35H82V34H81ZM91 35H92V34H91ZM94 35H95V34H94ZM98 35H100V34H98ZM98 35H96V37H97ZM115 35H116V34H115ZM138 35H139V34H138ZM146 35H147V34H146ZM184 35H185V34H184ZM216 35H217V34H216ZM226 35H228V33H227ZM76 36H78V34H77ZM76 36H75V37H76ZM82 36H83V35H82ZM105 36H106V35H105ZM117 36H118V35H117ZM126 36H127V35H125V37H126ZM129 36H130V35H129ZM144 36H145V35H144ZM144 36H143V37H144ZM172 36H173V35H172ZM175 36H176V35H174V37H175ZM206 36H207V35H206ZM206 36H205V37H206ZM220 36H221V33L219 34V37H220ZM229 36H230V35H229ZM73 37H74V36H73ZM75 37H74V38H75ZM80 37H81V36H80ZM80 37H79V39H81ZM84 37H85V36H84ZM99 37H100V36H99ZM108 37H110V36H108ZM112 37H113V36H112ZM112 37H111V38H112ZM114 37H115V36H114ZM114 37H113V40H112V41H115V40H114ZM141 37H142V36H141ZM148 37H147V38H148ZM181 37H183V36H180L179 39H181ZM190 37H191V36H190ZM199 37H200V35H199ZM216 37H217V36H216ZM77 38H78V37H77ZM77 38H76V39H77ZM85 38H86V37H85ZM100 38H101V37H100ZM103 38H104V37H103ZM103 38H102V39H103ZM122 38H124V37H122ZM122 38H121V39H122ZM132 38H135V37H132ZM144 38H145V40H147V39H146V36H145ZM171 38H172V37H171ZM171 38H170V39H171ZM183 38H184V39H183ZM183 38H182V40L185 41L186 36L183 37ZM207 38H208V36H207ZM212 38H213V40L211 39L212 41H214L215 39H217V38H214V37H212ZM95 39H96V38H95ZM106 39H107V37H106ZM121 39H119V40H121ZM127 39H128V37H127ZM142 39H143V38H141V40H142ZM179 39H178V40H179ZM188 39L191 40V38H189V37H188ZM201 39H202V35H201ZM104 40H105V38H104ZM108 40L111 41V39H109V38H108ZM133 40H134V39H133ZM139 40H140V39H139ZM141 40H140V42L138 41V42L136 43L137 45H135V48H136V46H138V43H141ZM172 40H173V38L171 39V41H172ZM174 40H175V38H174ZM176 40H177V38H176ZM189 40H188V41H189ZM195 40H196V38L193 40L194 43H195ZM198 40H199V39H198ZM205 40H206V39L204 38V41H205ZM226 40H227V39H226ZM5 41H6V42H5ZM16 41H17V42H16ZM73 41H75V39H74ZM101 41H102V40H101ZM116 41H117V40H116ZM122 41H124V40L122 39ZM122 41H121V42H122ZM127 41H128V40H127ZM127 41H126V42H127ZM134 41H135V40H134ZM219 41H220V39H219ZM77 42H78V39H77ZM77 42H76V43H77ZM108 42H109V41H108ZM121 42H119V43L121 44ZM129 42H130V40H129ZM177 42H178V41H177ZM180 42H181V41H180ZM185 42H186V41H185ZM185 42H182V43H185ZM199 42H201V41H199ZM217 42H218V39H217ZM217 42H216V43H217ZM220 42H221V41H220ZM220 42H219V43H220ZM224 42H225V41H224ZM230 42H231V40H230ZM6 43H7V44H6ZM98 43L103 44L102 42H98ZM104 43H105V42H104ZM106 43H107V42H106ZM116 43H118V42H116ZM122 43H123V42H122ZM142 43L146 45V43H145L143 40H142ZM148 43H149V41L147 42V44H148ZM186 43H187V42H186ZM194 43H193V44H194ZM227 43H229V40H228ZM101 44H100V45H101ZM120 44L118 45V46H119L118 48H120ZM127 44H128V43H127ZM127 44H125V43H124L123 45L121 44V48H122L123 46H127ZM143 44H142L141 46H143ZM153 44H152V45H153ZM173 44H174V42H173ZM196 44H197V46L200 45L199 43H196ZM196 44H195V45H196ZM198 44H199V45H198ZM201 44H202V42H201ZM206 44H207V43H206ZM209 44H210V43H209ZM221 44H222V43H221ZM45 45H46V44H45ZM100 45H98V46L100 47ZM106 45H107V44H106ZM155 45H154V46H155ZM170 45H171V46H170ZM180 45L182 46V44H179L178 46H180ZM189 45H190V44H189ZM216 45H218V43H217ZM228 45H231V46H229V48L231 49V48H232V44H228ZM1 46H2V45H0V47H1ZM96 46H97V45H96ZM98 46H97V47H98ZM104 46H105V45H104ZM107 46H111V44H110V45H107ZM133 46H134V45H133ZM175 46H176V44H175ZM183 46L185 47V46H187V44H186V45H183ZM192 46H193V45H191V47H192ZM197 46H195V47H197ZM206 46H207V45H206ZM211 46H212V45H211ZM226 46H227V44H226ZM16 47H17V48H16ZM45 47H46V46H45ZM105 47H106V46H105ZM112 47H114L113 49H116V48H115V44H114V46L112 45ZM112 47H111V48H112ZM143 47H144V46H143ZM148 47H150V46H148ZM191 47H188V48L190 49ZM193 47H194V46H193ZM201 47H202V46H201ZM207 47H208V46H207ZM209 47H210V46H209ZM212 47H213V46H212ZM216 47H217V46H215V48H216ZM221 47H222V46H221ZM35 48H36V49H35ZM43 48H44V49H43ZM121 48H120V49H121ZM124 48L129 49V48H127V47H124ZM145 48H146V47H145ZM180 48H182V47H179V49H180ZM204 48H206V47H204ZM215 48H214V50H215ZM223 48H225V47H223ZM223 48H222V49H223ZM227 48H228V47H227ZM0 49H1V48H0ZM94 49H95V47H94ZM104 49H106V48H104ZM109 49H110V48H109ZM120 49H118V50H120ZM122 49H123V48H122ZM131 49H134V48H131ZM140 49H141V48H139V50H140ZM149 49H150V48H149ZM189 49H188V50H189ZM192 49H193V48H192ZM212 49H213V48H212ZM218 49H219V47H218ZM218 49H217V50H218ZM92 50H93V49H92ZM106 50H107V49H106ZM111 50H112V49H111ZM111 50H108V52L111 51ZM118 50H117V51H118ZM147 50H148V49H147ZM154 50H155V49H154ZM180 50L182 51V49H180ZM180 50H179V53H181ZM183 50H184V48H183ZM190 50H191V49H190ZM190 50H189V52H190ZM199 50H201V49H199ZM202 50H204V49H202ZM220 50H221V48H220ZM227 50H228V49H227ZM44 51H42V52H44ZM99 51H100V50H99ZM113 51H114V50H113ZM120 51H121V50H120ZM124 51H125V50H124ZM124 51H123V52H124ZM129 51H130V50H129ZM142 51H144V50L142 49ZM145 51H146V49H145ZM148 51H149V50H148ZM152 51H153V50H152ZM156 51H158V49H157ZM156 51L153 52V53H156L155 56L158 55V53H157ZM195 51H196V50H195ZM204 51H205V50H204ZM207 51H208V50H207ZM218 51H219V50H218ZM218 51H216V52H218ZM221 51H222V50H221ZM233 51H234V50H233ZM236 51L241 52V50H236ZM242 51H243V50H242ZM14 52H13V53H14ZM20 52H21V53H20ZM42 52H41V53H42ZM46 52H47V51H46ZM89 52H90V51H89ZM93 52H94V51H93ZM95 52H96V51H95ZM97 52H98V50H97ZM115 52H116V50H115ZM115 52H114V53H115ZM123 52H122V53H123ZM185 52H186V50H185ZM185 52L183 51V54H185ZM214 52H215V51H214ZM214 52H212V53H214ZM216 52H215V53H216ZM13 53H12V54H13ZM16 53H14V54H16ZM80 53H81V52H80ZM84 53H85V52H84ZM84 53H83V54H84ZM98 53H100V52H98ZM110 53H111V52H110ZM110 53H109V54H110ZM114 53H113V54H114ZM143 53H144V52H143ZM145 53H146V52H145ZM150 53H151V49H150ZM150 53H149V54H150ZM153 53H152V54H153ZM179 53H178V54H179ZM200 53H201V52H200ZM204 53H205V52H204ZM209 53H210V51H209L208 53H206V55L209 54ZM215 53H214V54H215ZM225 53H226V52H225ZM12 54H11V55H12ZM47 54H48V53H47ZM86 54H87V53H86ZM94 54H95V53H94ZM96 54H97V53H96ZM100 54H102V52H101ZM107 54H108V53H107ZM111 54H112V53H111ZM111 54H110V55H111ZM124 54H125V53H124ZM127 54H129V52H128ZM131 54H132V53H131ZM135 54H137V53H135ZM159 54H160V53H159ZM178 54H176V55H178ZM214 54H213V55H214ZM216 54H217V53H216ZM216 54H215V55H216ZM221 54H224V53H221ZM229 54H230V53H229ZM235 54H237V53H235ZM241 54H242V53H241ZM241 54H240V55H241ZM40 55H41V54H40ZM77 55H78V54H77ZM79 55H80V54H79ZM81 55H82V54H81ZM84 55H85V54H84ZM88 55L90 56V54H88ZM88 55H87V56H88ZM98 55H99V54H98ZM104 55H106V54H105V51H104ZM104 55H103V56L100 55V56H98V57H100V59L102 60L103 57H105ZM116 55H117V54H116ZM119 55H120V53H119ZM125 55H126V54H125ZM146 55H147V54H146ZM176 55H175V56L173 55V56L175 57V60H178V59H176ZM197 55H198V54H197ZM202 55H203V54H202ZM213 55L211 54V57H212ZM218 55H219V54H218ZM226 55H227V54H226ZM226 55H225V56H226ZM238 55H239V54H238ZM247 55H248V53H247ZM247 55H246V51H244V56H247ZM1 56H0V57H1ZM4 56H3V57H4ZM14 56H15V55H14ZM14 56H12L11 58H13ZM32 56H33V57H32ZM45 56H47V55L44 54L43 57L45 58ZM106 56H107V55H106ZM108 56H109V55H108ZM114 56H115V55H114ZM121 56H122V55H121ZM126 56H127V55H126ZM126 56H125V57H126ZM130 56H131V55H130ZM130 56H129V57H130ZM132 56H133V57H136V56H134V55H132ZM144 56H145V55H144ZM161 56H163V57L161 58ZM179 56H181V55H178L177 57H179ZM184 56H187V55H184ZM188 56H189V54H188ZM188 56H187V57H188ZM195 56H196V54H195ZM204 56H205V54H204ZM219 56H220V55H219ZM222 56H223V55H222ZM225 56H224V57H225ZM227 56H229V55H227ZM242 56H243V55H242ZM3 57H2V58H3ZM5 57H4V58H5ZM78 57H79V56H78ZM101 57H102V58H101ZM125 57H124V58H125ZM140 57H141V56H140ZM197 57H198V56H197ZM197 57H195V58H197ZM206 57H208V55H207ZM216 57L218 58L217 55H216ZM238 57L241 58L240 56H238ZM11 58H10V59H11ZM15 58H17V57L15 56ZM83 58H84V57H83ZM92 58H95V57H92ZM92 58H90L91 61L94 60V59H92ZM106 58H107V57H106ZM111 58H112V57H111ZM117 58H118V57H117ZM117 58H116V59H117ZM137 58H138V57H137ZM141 58H142V57H141ZM180 58H181V57H180ZM195 58H194V60H196ZM220 58H221V57H220ZM225 58H226V57H225ZM228 58H229V57H228ZM239 58H238V59H239ZM248 58H249V56H248ZM33 59H34V58H33ZM45 59H46V60H49L50 57L48 58V56H47ZM77 59H78V58H77ZM86 59H88L87 61H90L89 58H86ZM96 59H97V58H96ZM96 59H95V60H96ZM114 59H115V58H112V59H110V60H114ZM116 59H115V60H116ZM119 59H120V56H119ZM126 59H127V58H126ZM128 59H130V58H128ZM132 59H133V58H132ZM142 59H143V58H142ZM144 59H145V58H144ZM181 59H183V58H181ZM181 59H180V60H181ZM185 59H186V58H185ZM203 59H204V58H203ZM203 59H202V60H203ZM218 59H219V58H218ZM243 59H244V58H243ZM249 59H250V58H249ZM2 60H3V59H2ZM11 60H12V59H11ZM11 60H10V61H11ZM13 60H14V58H13ZM13 60H12V61H13ZM42 60H43V58H42ZM78 60H79V59H78ZM106 60H107V59H106ZM106 60H105V61L103 60V61L105 62V64H107V63H106ZM117 60H118V59H117ZM136 60L138 61V59H136ZM180 60H178V61H180ZM183 60H184V59H183ZM191 60H193V59L190 57L189 62H190ZM202 60H200V61H201V64L204 63V62H202ZM204 60H205V59H204ZM226 60H227V59H226ZM230 60H231V58H230ZM235 60H236V59H235ZM6 61H7V60H6ZM12 61H11V63H12ZM21 61H22V59H21ZM21 61H20V62H21ZM43 61H45V60H43ZM98 61H100L99 58H98ZM103 61H101V62H103ZM118 61H119V60H118ZM120 61H121V64H122V61L125 62V60H120ZM187 61H188V59H187ZM216 61H217V60H216ZM231 61H232V60H231ZM249 61H250V60H249ZM0 62H1V59H0ZM3 62H4V61H3ZM7 62H9V61H7ZM14 62H15L14 64H16V66H18V68H19V65H20L19 61H14ZM22 62H23V61H22ZM77 62H78V61H77ZM108 62H109V60H108ZM116 62H117V61H116ZM116 62H115V63H116ZM126 62H127V61H126ZM130 62H131V61H130ZM138 62H139V61H138ZM142 62H143V60H142ZM181 62H182V61H180V63H181ZM183 62H184V61H183ZM183 62H182V63H183ZM189 62H188V64H189ZM192 62H193V61H192ZM192 62H191V63H192ZM218 62H219V64H220V60H219ZM221 62H222V61H221ZM5 63H6V62H5ZM11 63H9V65H10ZM38 63H37V64H38ZM109 63H110V62H109ZM117 63H118V62H117ZM178 63H179V62H178ZM182 63H181V65H182ZM191 63H190V65H191ZM197 63H198V62H197ZM212 63H213V62H212ZM223 63H224V62H223ZM228 63H229V62H228ZM239 63H241V62H239ZM6 64H7V66H9L8 63H6ZM12 64H13V63H12ZM76 64H77V63H76ZM78 64L80 65V63H78ZM93 64H94V63H93ZM93 64H92V65H93ZM99 64H101V63L98 62V64H95V66H97V65L100 66ZM105 64H101V66H102V65L105 66ZM111 64L113 65L114 63L112 62ZM121 64H120V65H121ZM124 64H125V63H124ZM124 64H123V66H125ZM140 64H141V63H140ZM186 64H187V63H186ZM199 64H200V62H199ZM210 64H211V63H210ZM214 64H215V63H214ZM216 64H218V63L216 62ZM248 64H249V63H248ZM0 65H2V64H0ZM3 65H5V64L3 63ZM3 65H2V66H3ZM90 65H91V64H90ZM112 65H111V66H112ZM118 65H119V64H118ZM126 65H127V64H126ZM146 65H147V64H146ZM146 65L144 66V62H143V65H141V69L144 68V70H145ZM193 65H194V64H193ZM222 65H225V63L222 64ZM2 66H0V67H1V68H0L1 70H2V68H5V67H6V66H5V67H2ZM76 66H77V65H76ZM76 66H75V67H76ZM95 66H92V67L94 68ZM98 66H97V67H98ZM101 66H100V67H101ZM107 66H108V65H107ZM115 66H116V64H115ZM130 66H131V67H130L131 69L133 68L134 71H136L135 68H137V67H136V62H135V60L132 61V63H131ZM137 66H138V65H137ZM142 66H144V67L142 68ZM150 66H153V65H150ZM156 66H155V68H156ZM159 66H158V67H159ZM196 66H198V64H197ZM196 66H195V67H196ZM207 66H208V65H207ZM226 66H227V65H226ZM242 66H244V65H242ZM242 66H241V67H242ZM248 66H249V65H248ZM12 67L14 68V65H13ZM97 67H96V69H97ZM102 67H103V66H102ZM121 67H122V66H121ZM127 67H129V66L127 65ZM193 67H194V66H193ZM200 67H205V66H203V65L201 66V65H200ZM212 67H213V66H212ZM13 68H12V71H13ZM16 68H17V67H16ZM20 68H21V66H20ZM20 68H19V69H20ZM27 68H28V67H27ZM27 68H26V69H27ZM77 68H78V67H77ZM89 68H90V66H89ZM98 68H99V67H98ZM119 68H120V66H119ZM123 68H124V67H123ZM123 68H121V69H123ZM138 68H139V67H138ZM148 68H149V66H148ZM152 68H153V67H152ZM152 68H150V69H152ZM155 68H154V69H155ZM159 68H160V67H159ZM189 68H190V67H189ZM189 68H188V71H189ZM197 68H198V67H197ZM208 68H209V67H208ZM244 68H245V67H244ZM244 68H243V69H244ZM7 69H8V68H7ZM7 69L5 68L4 70L7 71ZM9 69H10V67H9ZM14 69H15V68H14ZM19 69H18L17 71H20ZM23 69H24V68H22V70H23ZM26 69L23 70V71H25L24 73H25V74H27V72L30 73L29 71H26ZM28 69H29V68H28ZM121 69H120V70H121ZM128 69H129V68H128ZM128 69H125V70L128 71ZM131 69H130V72H131ZM150 69H149V70H150ZM193 69H194V68H193ZM195 69H196V68H195ZM198 69H199V68H198ZM198 69H197V70H198ZM202 69H203V68H202ZM202 69H201V70H202ZM247 69L249 70V68H247ZM247 69H246V70H247ZM4 70H2V71H4ZM92 70H94V69H92ZM111 70H113V69H111ZM111 70H109V71H111ZM114 70H116V68H114ZM125 70H124V71H125ZM146 70H147V69H146ZM156 70H157V69H156ZM158 70H159V69H158ZM158 70H157V71H158ZM186 70H187V69H185V71H186ZM230 70H231V69H229L228 73L231 72ZM6 71H4V73H6ZM8 71H9V70H8ZM8 71H7V72H8ZM116 71H118V70H116ZM122 71H123V70H122ZM137 71H138V69H137ZM137 71H136V72H137ZM159 71H160V70H159ZM190 71L193 72V73H196V71H193L192 68H191ZM202 71H204V70H202ZM242 71H243V70H242ZM9 72H10V71H9ZM38 72H39V73H36V74H35V75H36V78H35V79L28 80V83L26 82V83H27L26 87H23V88L20 87V86H24V79H25V78H31V76H28V74H27V75H24V77H22L23 75H20L21 73L19 72L20 74L17 73L14 77H12V76H11V77H8V76H7V73H6L5 76H7L8 78H10L11 80H12V79H14V80H15V79H16V80H21L20 82H19V81L16 82V84L19 83V84H17L16 86H18V85H20V86H18L17 88L14 87L15 89H14V88H13V89L15 90V92H14V90H13L12 92H13L14 95H21V97L24 96V99H23V100L21 99L22 102H23L24 100H26V99H25L26 96H27V100H28V98L30 97V95H28L30 89H34V91H35V93H34L35 96H36V94L39 93V91L41 92V90H43V89H41V88H44L45 90H47V89L45 88L46 86H44L45 84L42 85V84L44 83V81H47V80L45 79L44 75H43V74H45V72H44V71H43L44 73H43L42 71H41V72L38 71ZM51 72H52V71H51ZM51 72H50V73H51ZM111 72H112V71H111ZM113 72H114V71H113ZM120 72H121V71H120ZM136 72H133V73H136ZM138 72H139V71H138ZM140 72H142V71H140ZM148 72H149V71H148ZM150 72H151V71H150ZM191 72H190V73H191ZM200 72H201V71H200ZM200 72H197L196 74H198V73H200ZM219 72H220V69H219ZM223 72H225V71H223ZM226 72H227V70H226ZM1 73H3V72H1ZM1 73H0V74H1ZM4 73L1 74V75L4 76ZM14 73H15V71H14ZM106 73H107V72H106ZM109 73H110V72H109ZM115 73H116V72H114V74H115ZM117 73H119V72H117ZM126 73H127V72H126ZM128 73H129V72H128ZM152 73H154V72H152ZM186 73H187V71H186ZM190 73H189V74H190ZM201 73H202V72H201ZM203 73H204V72H203ZM232 73H233V72H232ZM18 74H19V75H18ZM22 74H23V72H22ZM31 74H32V73H31ZM53 74L55 75L56 72H52V75H51V74H49V75H51V77H52V78L54 77V79H55V78H56V77H55L56 75L54 76ZM123 74H124V72H123ZM123 74H122L121 76H123ZM131 74H132V72H131ZM139 74H141V73H139ZM157 74H158V76H157ZM191 74H192V73H191ZM207 74H208V73H207ZM207 74H206L205 77L208 76ZM216 74L218 75V73H216ZM225 74H226V73H225ZM242 74H243V73H242ZM8 75H10V73H9ZM11 75H12V74H11ZM32 75H33V74H32ZM49 75H47V76H49ZM110 75H112V73H110ZM117 75H119V74H117ZM133 75H134V74H133ZM133 75L130 76V74H129V78H127V79H130V77L132 78ZM151 75H152V74H151ZM186 75H187V74H186ZM194 75H195V74H192V77H193ZM199 75H200V74H199ZM204 75H205V74H204ZM243 75H245V73H244ZM3 76H2V77H3ZM5 76H4V77H5ZM19 76H21V77H19ZM45 76H46V75H45ZM58 76H60V75H58ZM58 76H57V78H58ZM102 76H103V75H102ZM102 76H101V77H102ZM105 76H106V75H105ZM105 76H104V77H105ZM108 76H109V74H108ZM114 76H115V75H114ZM125 76H126V74H125ZM127 76H128V74H127ZM139 76H140V75H139ZM146 76H147V73H146ZM148 76H150V75H148ZM189 76H190V75H189ZM189 76H188V77H189ZM201 76H202V75H200V77H201ZM210 76H211V75H209V77H210ZM212 76H214V75H212ZM212 76H211L212 79H214V78L216 77V76H214V78H213ZM218 76H219V75H218ZM218 76H217V77H218ZM241 76H242V75H241ZM51 77H50V78H51ZM94 77H95V76H93V78H94ZM111 77H113V76H111ZM111 77H110V79H111ZM118 77H120V76H118ZM135 77H136V74H135ZM141 77H142V76H141ZM197 77L199 78V76L196 75V78H197ZM203 77H204V76H203ZM209 77H208V79H209ZM244 77H245V76H244ZM244 77L242 76V78H244ZM8 78H7V79H8ZM62 78H63V75H62V77L60 76V78H59L58 80H60V82H61V81L63 80ZM66 78H67V77H66ZM78 78H79V77H78ZM78 78H77V79H78ZM98 78L100 79V77H98ZM106 78H107V76L105 77V81H106ZM113 78H115V77H113ZM123 78H124V77H123ZM142 78H143V77H142ZM147 78H148V77H146V79H147ZM151 78H152V77H151ZM153 78H154V77H153ZM186 78H187V79H186ZM190 78H191V77H190ZM190 78H189V79H190ZM196 78H195V79H196ZM211 78H210V79H211ZM3 79H5V78H3ZM3 79L1 80V78H0L1 81H4ZM10 79H9V80H10ZM54 79H53V80H54ZM61 79H62V80H61ZM69 79H70V78H69ZM74 79H76V77H74ZM94 79H95V82H96V78H94ZM94 79H93V81H94ZM107 79L109 80V78H107ZM117 79H118V78H117ZM117 79H116V80H117ZM135 79H136V78H135ZM189 79H188V80H189ZM195 79H194V83H193V78H192V83H193L194 85H196V86L201 85V84H199V85L196 84L198 80L195 82ZM200 79H201V78H200ZM215 79H217V78H215ZM219 79H220V77H219ZM219 79H218V80H215V82H216V81H220L222 78H221L220 80H219ZM11 80H10V81H11ZM42 80H44L43 83H42V82H39V81H42ZM56 80H57V79H56ZM58 80H57V81H58ZM64 80H65V78H64ZM72 80H73V79H72ZM90 80H91V77H90ZM101 80H102V79H101ZM101 80H99V81L97 80V81L99 82V84H100L99 87L96 88V87H97V86H96V87H94V88H96V89H99V88H100V86L103 84V82H105V81L102 80L103 82L100 83ZM111 80H112V79H111ZM111 80H110L109 82H111ZM116 80L114 79L113 81L115 82ZM131 80H132V79H131ZM131 80H130V81H131ZM133 80H134V78H133ZM133 80H132V81H133ZM136 80H137V79H136ZM136 80H135V82H136ZM151 80H152V79H151ZM156 80H153V81L155 82ZM171 80H172V81H171ZM206 80H207V79H206ZM206 80H204V81H206ZM1 81H0V87H1V85L4 83V82L2 83ZM22 81H23V82H22ZM49 81H51V80H49ZM49 81H48V82H49ZM66 81H67V79H66ZM66 81H65V82H66ZM78 81H79V80H78ZM78 81L75 80V82H78ZM80 81H81V80H80ZM85 81H86V80H85ZM113 81H112V82H113ZM117 81H118V80H117ZM120 81H121V78H120ZM124 81H125V80H124ZM126 81H127V80H126ZM160 81H161V80H160ZM202 81H203V78H202ZM210 81H211V80H210ZM245 81H246V80H245ZM11 82H12V81H11ZM48 82H46V83L48 84ZM58 82H59V81H58ZM58 82H57V83H58ZM73 82H74V81H73ZM73 82H72V81H70V82H66L67 87H69V86H68V85H69L68 83H73ZM81 82H82V81H81ZM86 82H88V81H86ZM122 82H123V81H122ZM122 82H120L119 84L122 85V84H121ZM135 82H134V83H135ZM149 82L151 83V81H149ZM149 82H148V83H149ZM162 82H160V83H162ZM188 82H189V81H188ZM207 82H208V81H207ZM215 82H214V80H213V83H215ZM13 83H15V82H13ZM39 83H40V84H39ZM41 83H42V84H41ZM52 83H53V82H52ZM57 83H56V84H57ZM78 83H79V82H78ZM78 83H74V84H78ZM82 83L84 84L85 82L83 81ZM91 83H92V82H91ZM93 83H94V82H93ZM115 83H116V82H115ZM117 83H118V82H117ZM186 83H187V81H186ZM192 83H191V84H192ZM199 83H201V82H199ZM208 83H210V82H208ZM208 83H207V84H208ZM49 84H50V82H49ZM58 84L60 85V83H58ZM74 84H73V85H74ZM79 84H80V83H79ZM106 84H110V83H108V82L106 81ZM130 84H131V83H130ZM145 84L147 85V82H146ZM145 84H144V85H145ZM162 84H163V83H162ZM191 84H190V87H191ZM193 84H192V85H193ZM203 84H204V83L202 82V85H203ZM216 84H217V83H216ZM216 84H215V85H216ZM4 85H6V84H4ZM41 85H42L43 87H42ZM59 85H58V86H59ZM61 85H62V84H61ZM89 85H90V83H89ZM94 85H95V83H94ZM94 85H93V86H94ZM96 85H97V83H96ZM111 85H113V84H110V86H111ZM114 85H115V84H114ZM120 85H119V86H120ZM152 85H153V82L149 85V88L152 87ZM155 85H157V84H155ZM176 85H177V86H176ZM194 85H193V86H194ZM204 85H205V84H204ZM213 85H214V84H213ZM215 85H214V86H215ZM217 85H218V84H217ZM217 85H216V86H217ZM2 86H3V85H2ZM27 86H28V89H29V90H27ZM48 86H49V87H53V86L55 87L56 85H53V86L48 85ZM84 86H86V83L84 84ZM84 86H79V87H82V88H83ZM104 86H105V85H104ZM106 86H108V85H106ZM110 86H109V87H110ZM122 86H123V85H122ZM142 86H143V85H142ZM157 86H158V85H157ZM161 86H162V85H161ZM165 86H166V85H165ZM168 86H166V87H168ZM185 86L188 87V84H187V85L185 84ZM185 86H184V88H185ZM206 86H207V85H206ZM206 86H205V87H206ZM216 86H215V87H216ZM4 87L6 88L7 86H3V88H4ZM56 87H57V86H56ZM60 87H61V86H60ZM60 87H59V88H60ZM62 87L65 88L64 83H63V86H62ZM67 87H66V88H67ZM71 87H72V86H71ZM77 87H78V86H77ZM86 87H87V86H86ZM90 87H92V85H91ZM90 87H89L88 90H92V88H90ZM120 87H121V86H120ZM120 87H118V88H120ZM125 87H126V84H125ZM158 87H160V85H159ZM162 87H163V86H162ZM162 87H161V89H162ZM182 87H183V86H182ZM201 87H202V86H201ZM201 87L199 86L200 89H201ZM7 88H8V87H7ZM47 88H48V87H47ZM59 88L57 87V90H56V91H58V92H59V91H62L63 88H61L60 90H58ZM73 88H74V87H73ZM84 88H85V87H84ZM102 88H103V87H102ZM107 88H108V87H107ZM112 88H113V87H112ZM112 88H110V89H112ZM126 88H127V87H126ZM129 88H132V86H130ZM129 88H128V89H129ZM134 88H135V86H134ZM140 88H141V86L139 87V89H140ZM142 88H143V87H142ZM146 88H147V87L145 86V91H146ZM154 88H155V86H154ZM163 88H164V87H163ZM179 88H181V86H179L177 89H179ZM192 88H193V87H192ZM194 88H195V86H194ZM203 88H204V87H203ZM40 89H41V90H40ZM53 89H56V88H53ZM53 89H51L52 92H53ZM121 89L123 90V88H121ZM121 89H120V91H121ZM136 89H137V88H136ZM147 89H148V88H147ZM156 89H157V88H155L154 90H156ZM165 89H169V88H165ZM188 89H190V88L188 87ZM197 89H198V88H197ZM200 89H199V90H200ZM205 89H207V88H205ZM1 90H2V88H0V92H1ZM26 90H27V91H26ZM45 90L42 92L43 94L40 93L39 95H40V96L43 95V97H44V95H45L44 92L46 93ZM48 90H50V88H49ZM72 90H73V89H72ZM72 90H71V92H72ZM74 90H76L75 92H77V89L74 88ZM74 90H73V92H74ZM80 90H82V89H80ZM100 90H101V88H100ZM112 90H114V89H112ZM117 90H118V89H117ZM125 90L127 91V89H125ZM140 90L142 91V89H140ZM149 90H150V89H149ZM152 90H153V89H152ZM152 90H151V91H152ZM158 90H159V89H158ZM181 90H183V89H181ZM186 90H187V89H186ZM191 90H193V89H190V91H191ZM194 90H195V89H194ZM212 90H213V89H212ZM2 91H3V90H2ZM4 91H7V90L4 89ZM25 91H26V93H25ZM51 91H50V92H51ZM65 91L67 92V90H65ZM69 91H70V90H69ZM69 91H68V92H69ZM84 91H87V90L83 89V92H84ZM102 91H103V90H102ZM129 91H131V90H129ZM134 91L136 92V90H134ZM156 91H157V90H156ZM164 91H165V90H164ZM176 91L178 92V90H176ZM187 91H188V90H187ZM200 91H201V90H200ZM204 91H205V90H204ZM207 91H208V90H207ZM10 92H11V91L8 89V93H9V95H7V96H10ZM47 92H48V91H47ZM63 92H64V91H63ZM63 92H61V93H63ZM81 92H82V91H80V93H79V92H78V93L81 94ZM92 92H93V91H92ZM94 92H95V91H94ZM112 92H114V91H112ZM123 92H125V91H123ZM138 92H140V91H138ZM142 92H143V91H142ZM146 92H147V91H146ZM167 92H168V90H167ZM174 92H175V91H174ZM180 92H181V91H180ZM182 92H183V91H182ZM184 92H185V91H184ZM184 92H183V93H184ZM193 92H194V91H192V93H193ZM197 92H198V91H197ZM197 92H195L194 94H196ZM201 92H202V91H201ZM209 92H210V91H209ZM209 92H208V93H209ZM212 92H213V91H212ZM1 93H2V92H1ZM6 93H7V92H6ZM8 93H7V94H8ZM48 93H49V92H48ZM48 93H46V94H48ZM64 93H65V92H64ZM107 93L109 94V92H107ZM115 93H116V92H115ZM117 93L119 94V92H117ZM132 93H134V92H132ZM136 93H137V92H136ZM144 93H145V92H144ZM164 93H165V92H164ZM168 93H170V91H169ZM171 93H172V91H171ZM175 93H176V92H175ZM183 93H182V96L184 95ZM185 93H187V92H185ZM189 93H190V92H189ZM192 93H190L189 96L193 95ZM199 93H200V92H199ZM214 93H215V92H214ZM2 94H4V93H2ZM2 94H1L0 97H2ZM51 94H52V93H50V95H51ZM58 94H59V93H58ZM79 94H78V95H79ZM100 94H101V93H100ZM103 94H106V93H103ZM103 94H102V96H103ZM111 94H114V93H111ZM111 94H110V95H111ZM118 94H117V95H118ZM122 94H123V93H122ZM125 94L127 95V93H125ZM129 94H130L129 96H131V93H129ZM134 94H135V93H134ZM138 94H139V93H138ZM142 94H143V93H142ZM142 94H141V95H142ZM147 94L149 95V93H147ZM158 94H159V93H158ZM160 94H161V90H160ZM179 94H180V93H179ZM197 94H198V93H197ZM202 94H205V93L203 92ZM206 94H207V92H206ZM209 94H210V93H209ZM209 94H208V96H209ZM4 95H5V94H4ZM74 95H75V94H74ZM76 95H77V93H76ZM135 95H136V94H135ZM161 95H162V94H161ZM161 95H160V97L162 98ZM164 95H165V94H164ZM166 95H167V94H166ZM174 95H175V94H174ZM174 95H173V96H174ZM185 95H186V94H185ZM185 95H184V96H185ZM212 95H214V94L212 93ZM28 96H29V97H28ZM35 96H34V97H35ZM40 96H38L37 98L41 99ZM58 96H60V94H59ZM61 96H62V95H61ZM94 96H95V95H94ZM105 96L107 97V94L104 95V97H105ZM115 96H116V95H115ZM119 96H120V95H119ZM123 96H124V95H123ZM137 96H138V95H137ZM145 96H146V94H145ZM145 96L143 95L142 97L145 98ZM151 96H152V95H151ZM154 96H156V95H154ZM170 96H171V95H170ZM176 96H177V95H176ZM201 96H202V95H201ZM4 97H5V96H4ZM4 97H2V98H4ZM10 97H11V96H10ZM10 97H9V98H10ZM13 97H14V96H13ZM21 97H20V98H21ZM34 97H33V98H34ZM43 97H42V98H43ZM99 97H100V96H99ZM108 97H109V96H108ZM111 97L114 98V96H111ZM116 97H117V96H116ZM125 97H126V96H125ZM127 97H128V96H127ZM127 97H126V98H127ZM133 97H134V96H133ZM133 97H130V99H132ZM135 97H136V96H135ZM139 97H141V96L139 95ZM178 97H179V96H178ZM180 97H181V94H180ZM187 97H188V96H187ZM199 97H200L199 95H198V97H197V96H196V97L194 96V97H193V100L191 99V100L193 101V103H192V101L190 100V101H191L190 104H189V99H188L189 97L186 98V99H188V100H186V101H188L187 104H189V105H188L189 107L187 106V107H188V110H187V111H188V113H189V122H188V123H187L186 121H184V122L187 123V126H186V127L189 128V129H188V130H189L188 132H193V131H194L193 135H191V136H193V139H195V138L198 136V132H199V131H198V129H199V124H198V123H199V122H198L199 120H198V118H199V116H200L199 114H200V112H201V109H200V106H201V105L198 104V101H199L198 98H199ZM203 97H204V96H203ZM205 97H206V95H205ZM205 97H204V98H205ZM6 98H7V97H6ZM11 98H12V97H11ZM11 98H10V99H11ZM15 98L18 99V96L15 97ZM30 98H31V97H30ZM76 98H78V96H77ZM93 98H95V97H93ZM100 98H101V97H100ZM117 98H118V97H117ZM120 98H121V97H120ZM126 98H122V99L126 100ZM147 98H148V97H147ZM149 98H150V97H149ZM164 98H165V96H164ZM166 98L168 99L169 96H168V97L166 96ZM181 98H182V97H181ZM183 98H184V97H183ZM207 98H208V97H207ZM207 98H205V99H207ZM212 98H213V97H212ZM214 98H215V96H214ZM31 99H32V98H31ZM31 99H29V102H31ZM43 99H44V98H43ZM63 99H64V98H63ZM103 99H104V98H102L101 100L104 101ZM105 99H106V98H105ZM111 99H112V98H111ZM111 99H110V100H111ZM122 99H121V100H122ZM139 99H140V98H139ZM172 99H173V98H172ZM177 99H178V98H177ZM184 99H185V98H184ZM184 99H183V100H184ZM200 99H202L201 101L205 100V99H203V98H201V97H200ZM217 99H218V98L216 97V102H217ZM219 99H220V98H219ZM4 100H5V101H2V99L0 100L1 103L4 102L3 105H4V104L7 105L8 102H9L8 104H10L11 102L15 101L14 98L11 99L12 101L10 100L11 102H10L9 100L7 101L6 99H4ZM19 100H20V99H19ZM32 100L35 101L36 99H32ZM37 100H38V99H37ZM41 100H42V99H41ZM48 100H49V99H48ZM91 100H92V98H91ZM91 100H89V102H93V103H94V101H91ZM97 100H98V99H97ZM107 100H108V99H107ZM113 100L116 101L115 98H114ZM113 100H112V101H113ZM137 100H138V99H137ZM146 100H147V99H146ZM150 100H152V97H151ZM170 100H171V99H170ZM173 100H174V99H173ZM173 100H172L171 102H173ZM178 100H179V99H178ZM178 100H176V101H178ZM181 100H182V99H181ZM183 100H182V101H183ZM6 101H7V102H6ZM21 101H19V103H21ZM42 101H44V100H42ZM98 101H99V100H98ZM98 101H97V102H98ZM102 101H101V102H102ZM105 101H106V100H105ZM112 101H111V104H110L109 106H111V105L113 106ZM117 101H119V100H117ZM127 101L129 102L130 100H127ZM153 101H154V100H153ZM164 101H165V100H164ZM168 101H169V100H168ZM184 101H185V100H184ZM205 101H206V100H205ZM207 101H208V100H207ZM210 101H211V100H210ZM15 102H16V101H15ZM15 102H14V103H15ZM39 102H40V100H38V103H39ZM97 102H96V103H97ZM106 102H107V101H106ZM109 102H110V101H109ZM113 102H114V101H113ZM121 102H123V101H121ZM131 102H132V101H131ZM131 102H130V103H131ZM155 102H156V101H155ZM160 102H161V101H160ZM162 102H163V101H162ZM169 102H170V101H169ZM179 102H180V101H179ZM211 102H212V101H211ZM216 102L214 101V103H216ZM219 102H220V101H219ZM219 102H217V104H220V103H221V102H220V103H219ZM222 102H223V101H222ZM19 103H18V104H19ZM31 103H32V104H36L37 101H36V103H35V102H31ZM41 103H42V102H41ZM126 103H127V102H126ZM134 103H135V102H134ZM136 103H138V102H136ZM150 103H152V102L150 101ZM158 103H159V102H158ZM166 103H167V102H166ZM173 103H174V102H173ZM180 103H181V102H180ZM206 103H207V102H206ZM209 103H210V102H209ZM212 103H213V102H212ZM11 104H13V103H11ZM21 104H23V103H21ZM21 104H19V105H21ZM26 104H27V103L25 102V105H24V106H26ZM28 104H29V106H30V103H28ZM28 104H27V105H28ZM32 104H31V105H32ZM85 104H86V103H85ZM85 104H82V106L84 105L83 107H85V106H86ZM99 104H101V103H99ZM103 104H104V102H103ZM103 104H102V105H103ZM114 104H116V103L114 102ZM119 104H120V103H119ZM131 104H132V103H131ZM139 104H141V102H140ZM142 104H143V102H142ZM145 104H146V103H145ZM145 104H144V105H145ZM148 104H149V103L147 102V105H148ZM160 104H161V103H160ZM160 104H159V105H160ZM162 104H163V103H162ZM167 104H168V103H167ZM170 104H171V103H170ZM181 104H182V103H181ZM184 104H185V102H184ZM200 104H203L204 106L206 105V104H204L203 102L200 103ZM222 104L224 105V103H221V105H222ZM3 105L1 104L0 107L3 106ZM19 105H18V106H19ZM38 105H39V104H38ZM94 105H98V104H95V103H94ZM94 105L92 106V104H91L92 108L94 107ZM116 105H117V104H116ZM126 105H128V104H126ZM157 105H158V104H157ZM174 105L176 106V104H174ZM178 105H179V104H178ZM208 105H209V104H208ZM208 105H206V106H207L206 108H208ZM211 105H212V104H211ZM221 105H220V106H221ZM228 105H229V104H228ZM7 106H8V105H7ZM7 106H6V107H7ZM10 106H12V105H10ZM13 106H16V105H13ZM21 106H22V105H21ZM21 106H20V107H21ZM32 106H33V105H32ZM98 106H99V105H98ZM112 106H111V107H112ZM119 106H120V105H119ZM135 106H136V104H135ZM145 106H146V105H145ZM148 106L150 107L151 105H148ZM148 106H147V107H148ZM154 106H155V105H154ZM160 106H162V105H160ZM165 106H166V105H165ZM165 106H164V107H165ZM170 106H171V105H170ZM172 106H173V105H172ZM175 106H174V107H175ZM204 106H203V108L206 109ZM214 106H217V105H214ZM214 106L212 105V107H214ZM220 106H219V107H220ZM224 106L226 107V104H225ZM3 107H4V106H3ZM3 107L0 109V111H2V109L4 110V108H6V107H4V108H3ZM83 107H81V108H83ZM87 107H88V105H87ZM89 107H90V106H89ZM95 107H96V106H95ZM99 107H100V106H99ZM101 107H103V106H101ZM115 107H116V106H115ZM117 107H118V105H117ZM120 107H122V106H120ZM124 107H125V106H124ZM128 107H129V106H128ZM128 107H127V108H128ZM164 107H163V108H164ZM166 107H167V106H166ZM168 107H169V105H168ZM176 107H177V106H176ZM179 107H180V106H179ZM187 107H185V109H186ZM209 107H211V106H209ZM212 107H211V110L213 109ZM219 107H218V108H219ZM221 107H222V106H221ZM228 107H229V106H228ZM228 107H227V111H228ZM230 107H231V106H230ZM230 107H229V108H230ZM7 108H8V107H7ZM12 108H13V107H12ZM12 108H11V109H12ZM25 108H26V107H25ZM27 108H28V107H27ZM36 108H37V107H36ZM107 108H108V110H109V107H108V106H107ZM134 108H135V107H134ZM137 108H138V107H137ZM151 108H152V107H151ZM153 108H154V107H153ZM155 108H157V106H156ZM158 108H159V107H158ZM170 108H172V107H170ZM181 108H182V107H181ZM203 108H202V111L204 110ZM9 109H10V108H9ZM9 109H8V110H9ZM17 109H18V108H17ZM17 109H15V110L18 111L19 109H18V110H17ZM20 109H22V108H20ZM37 109H38V108H37ZM90 109H91V108H90ZM94 109H95V108H94ZM96 109L99 110L98 107H97ZM96 109H95V110H96ZM103 109H104V108H103ZM111 109H112V108H111ZM111 109H110V110H111ZM115 109H116V108H115ZM124 109H125V108H124ZM160 109L163 110L162 108H160ZM160 109H158V110H160ZM168 109H169V108H168ZM179 109H180V108H179ZM182 109H183V108H182ZM208 109H209V108H208ZM214 109H215V108H214ZM221 109H222V108H221ZM6 110H7V109H6ZM6 110H5V112H6ZM13 110H14V109H13ZM15 110H14V112H15ZM33 110H35V108H34ZM39 110H40V109H39ZM39 110H38V111H39ZM83 110H84V108H83ZM85 110H86V109H85ZM88 110H89V108H88ZM98 110H97V111H98ZM104 110H105V109H104ZM113 110H114V108H113ZM117 110H119V109H117ZM117 110H116V111H117ZM127 110H128V109H127ZM209 110H210V109H209ZM222 110H223V109H222ZM224 110H225V108H224ZM19 111H20V110H19ZM22 111H23V110H21L20 112H22ZM29 111H30V110H29ZM31 111H32V110H31ZM42 111L44 112L45 110L43 109ZM81 111H82V109H81ZM100 111H101V114H102V108L100 109ZM130 111H131V109H130ZM134 111H135V109H134ZM164 111H165V109H164ZM170 111H171V110H170ZM180 111H181V110H180ZM182 111L185 112L184 109H183ZM207 111H208V110H207ZM207 111H205L204 113H207ZM2 112H3V111H2ZM2 112H0V113H2ZM12 112H13V111H12ZM20 112H18L19 115L21 114ZM27 112H28V111H27ZM27 112H25V115L27 114V116H28V113H27ZM34 112H35V111H34ZM93 112H94V111H93ZM98 112H99V111H98ZM98 112L95 111V113H97V114H98ZM105 112H106V111H105ZM107 112L110 113V111H107ZM119 112H120V110H119ZM125 112H126V111H125ZM128 112H129V111H128ZM155 112L158 113L157 110H156ZM161 112H162V111H161ZM209 112H210V111H209ZM217 112H218V111H217ZM217 112H216V113H217ZM3 113H4V112H3ZM3 113H2V114H3ZM8 113H11L10 110H9V112L7 111L5 114L7 115ZM15 113H16V112H15ZM91 113H92V112H91ZM116 113H117V112H116ZM121 113H122V112H121ZM163 113H164V112H162V115H161L160 113H159V114H156V115L158 116V118H159L160 116H162V117H161L162 119L160 118L161 121L163 120V118H165L164 116L167 115V117H166L167 120L170 119V121H171V118H173V117H172L171 115L169 116V115L167 114L168 112H167V113L165 112L166 115H164V116H163ZM170 113H172V112H170ZM175 113H176V112H175ZM188 113L186 112V114H188ZM216 113H215V114H216ZM224 113H226V112H222V114H224ZM227 113H228V112H227ZM23 114H24V113L22 112L21 115H23ZM48 114H49V113H48ZM48 114H47V115H48ZM89 114H90V113H89ZM93 114H94V113H93ZM103 114H104V113H103ZM106 114H107V113H106ZM111 114H112V113H111ZM129 114H130V113H129ZM181 114H183V113L181 112ZM217 114H218V115H221L220 111H219V113H217ZM0 115H1V114H0ZM6 115H4V117H6ZM14 115L17 116L18 114H14ZM37 115H39V117H41L42 114H40V113L38 114V113H37ZM37 115H35V116L37 117ZM47 115H45V113H44L43 116L48 117ZM49 115H51V114H49ZM98 115H99V114H98ZM114 115H116V114H114ZM123 115H124V113H123ZM125 115H126V114H125ZM152 115H153V114H152ZM159 115H160V116H159ZM177 115H178V113H177ZM210 115H211V114H210ZM212 115H213V114H212ZM225 115H227V114H225ZM225 115H223V116L225 117ZM8 116H10V117H6V118H8V119H7V122H6V123H7V124H6V127H5V126H4V127H5V128L9 127V129H12V131H11L12 134L9 135L8 132H10V131L7 130L6 135H9V136H10V137L8 136V139H7L8 142H6V141H7L6 138L3 139L5 135H0V136H1V137H0L1 140H2V142L4 143V145L2 144V142H1V144H0V172H3L4 170H5V172H6V169H7V168H8V170H9L10 167L7 166V168H6V165L9 164L8 162L14 161L13 159H14V156H15V153H16V152L12 151V149L14 148V146H13V148H12L11 145H12L13 143L16 142V139H17V140L19 139L20 141L24 140V151H25V150H26L25 148L28 146V143H30V142H28L30 138L27 140L28 143H26V142H25V141H26L25 139H26L27 137H26V136H23V135H26V134H27V136L29 137L28 134L31 133L33 127H35V126H34L35 124H34V125H30V127L32 126V129L30 130V132H27V133L25 134L24 129H25L26 127L24 128L23 126H24L25 124H27V122H28L27 119H26L27 116H26V117L20 116V118H14V116L11 117V114H8ZM16 116H15V117H16ZM31 116H32V115H31ZM35 116H34V117H35ZM93 116H94V118H95L96 115L94 114V115H92V117H93ZM105 116H106V115H105ZM121 116H122V114H121ZM128 116H129V115H128ZM133 116H135V115H133ZM157 116H155V117H157ZM185 116H186V115H185ZM187 116H188V115H187ZM215 116H216V115H215ZM221 116H222V115H221ZM4 117H3V119H5V121H6V118H4ZM17 117H18V116H17ZM87 117H89V116H87ZM106 117H107V116H106ZM106 117H105V118H106ZM115 117H116V116H115ZM122 117H123V116H122ZM126 117H127V115H126ZM150 117H153V116H150ZM155 117H154V118H155ZM168 117H169V118H168ZM174 117L177 118L175 115H174ZM182 117H183V115H182ZM182 117H181V118H182ZM213 117H214V116H212V118H213ZM217 117H218V116H217ZM224 117H223V118H224ZM29 118H30V114H29ZM31 118H32V117H31ZM94 118H93V120L96 119V118H95V119H94ZM99 118H100V117H99ZM99 118H98V119H99ZM107 118H108V117H107ZM107 118H106V119H107ZM111 118H112V116H111ZM113 118H114V116H113ZM116 118H117V117H116ZM118 118H119V117H118ZM215 118H216V117H215ZM219 118H220V117H219ZM223 118H222V119H223ZM0 119H2V118L0 117ZM3 119H2V120H3ZM98 119H96V120H98ZM149 119H150V118H149ZM149 119H147V120H149ZM160 119H158V120H160ZM173 119H174V118H173ZM173 119H172V120H173ZM178 119H180V118H178ZM199 119H200V118H199ZM203 119H205V118H203ZM203 119H201V120H203ZM8 120H9V121H8ZM28 120H29V119H28ZM36 120H37V119H35V121H36ZM52 120H53V119H52ZM52 120H51V123H50V124L53 123L54 120H53V121H52ZM69 120H70V119H69ZM74 120H75V119H74ZM77 120H78V118H77ZM77 120H76V121H77ZM90 120H91V119H90ZM93 120H92V121H93ZM100 120H101V118H100ZM109 120H110V119H109ZM109 120H108V121H109ZM116 120H118V119H115V123H116ZM123 120H124V118H123ZM147 120H146V121H147ZM152 120H153V118H152ZM158 120H157V118L155 119V121H158ZM164 120H165V119H164ZM176 120H177V119H176ZM176 120H175V122H176ZM183 120H187V121H188V118H187V119L184 118ZM183 120H182V121H183ZM201 120H200V121H201ZM205 120H206V119H205ZM224 120H225V119H224ZM224 120H223V121H224ZM226 120H228V119H226ZM229 120H230V119H229ZM231 120H232V119H231ZM30 121H31V120H29V122H30ZM32 121L34 122V118H32ZM56 121H57V120H56ZM61 121H63V123L65 122L63 119H61ZM72 121H73V120H72ZM78 121H79V120H78ZM104 121H106V120H104ZM111 121H114V120H111ZM146 121H144V123H145ZM150 121H151V120H150ZM170 121H168V122H170ZM173 121H174V120H173ZM3 122H4V120H3ZM29 122H28L27 125L32 124V122H31V123H29ZM93 122H94V121H93ZM118 122H119V121H118ZM142 122H143V120H142ZM153 122H154V121H152V123H153ZM180 122H181V121H180ZM201 122H202V121H201ZM204 122H205V121H204ZM208 122H209V120H207V123H208ZM219 122H220V121H219ZM219 122H218V124H220ZM4 123H5V122H4ZM55 123H56V122H55ZM57 123H58V122H57ZM59 123H60V122H59ZM61 123H62V122H61ZM63 123H62L61 125H63ZM97 123H98V121H97ZM104 123H106V122H104ZM104 123H103V124H104ZM112 123H113V122H112ZM140 123H141V122H140ZM148 123H149V121L147 122V124H148ZM152 123H151V124H152ZM160 123H162V122H160ZM164 123H165V121H164ZM181 123H182V122H181ZM210 123H211V122H210ZM229 123H230V122H229ZM18 124H21V125H18ZM22 124H24V125L22 126ZM37 124H38V125H37ZM37 124H36V127H37V126L39 127V125H40L39 122H38ZM64 124H65V123H64ZM66 124L68 125V122H66ZM69 124L72 125L73 123L70 122ZM74 124H75V122H74ZM74 124H73V126H74ZM79 124H80V126H81L82 124H84V122H82V124H81V123H79ZM86 124H87V123H86ZM99 124H101V123H99ZM107 124H108V122H107ZM110 124H111V123H110ZM117 124H118V123H117ZM117 124H116V125H117ZM133 124H134V123H133ZM142 124H143V123H142ZM154 124H155V123H154ZM154 124H153V125H154ZM156 124H159V123H156ZM176 124H178V123H176ZM203 124H205V123H203ZM211 124H212V123H211ZM214 124H215V122H214ZM214 124H213V128L216 127V126H214ZM216 124H217V123H216ZM221 124H222V123H221ZM224 124H226L225 121H224ZM224 124H223V125H224ZM227 124H228V122H227ZM3 125H4V124H3ZM3 125H2V126H3ZM43 125H44V124H43ZM45 125H46V124H45ZM54 125H55V124H54ZM58 125H60V124H58ZM84 125H85V124H84ZM84 125H83V126H84ZM105 125H106V124H105ZM108 125H109V124H108ZM144 125H145V124H144ZM148 125L151 126L150 124H148ZM174 125H175V124H174ZM182 125H183V124H182ZM184 125H186V124H184ZM228 125H229V124H228ZM0 126H1V122H0ZM19 126H21V127H19ZM25 126H26V125H25ZM56 126H57V124H56ZM78 126H79V125H78ZM83 126H82V129H83ZM110 126H111V125H110ZM114 126H115V124H114ZM117 126H119V125H117ZM117 126H116V127H117ZM129 126H130V125H129ZM131 126H132V128H133V125H131ZM201 126H202V125H201ZM204 126H207V125L205 124ZM204 126H202V128H203ZM229 126H230V125H229ZM27 127H28V126H27ZM36 127H35V129H36ZM51 127H52V126H51ZM58 127H59V126H58ZM58 127H57V128H58ZM60 127H61V126H60ZM85 127H86V126H85ZM85 127H84V129H86ZM89 127H90V126L88 125V128H89ZM105 127H106V126H105ZM134 127H135V124H134ZM143 127H144V126H143ZM163 127H164V126H163ZM211 127H212V125H211ZM47 128L49 129V127L46 126V128H45L44 130H46ZM68 128H69V127H68ZM76 128H77V127H76ZM90 128H91V130H95V129H92V127H90ZM98 128H99V126H98ZM103 128H104V127H103ZM103 128H102V129H103ZM119 128H120V127H119ZM132 128H130V129H132ZM144 128H146V127H144ZM170 128H171V127H170ZM181 128H182V127H181ZM183 128H184V127H183ZM208 128H209V127H208ZM213 128H212V129H213ZM3 129H4V128H3ZM3 129H2V130H3ZM7 129H8V128H7ZM28 129H30V128L28 127ZM28 129H27V130H28ZM35 129H33V132H34ZM39 129H40V128H39ZM54 129H55V127H54ZM65 129H66V127H65ZM116 129H117V128H116ZM122 129H123V128H122ZM147 129H148V126H147L146 130H147ZM149 129H151V128H149ZM164 129H165V128H164ZM167 129H168V128H167ZM179 129H180V128H179ZM185 129H186V128H185ZM203 129H204V128H203ZM0 130H1V127H0ZM25 130H26V129H25ZM27 130H26V131H27ZM41 130H42V129H41ZM41 130H40V131H41ZM66 130H67V129H66ZM74 130H75V128H74ZM78 130H79V129H78ZM87 130H88V129H87ZM87 130H86V131H87ZM91 130H89V133H90ZM118 130H121V129H118ZM118 130H116V132H117ZM128 130H129V128H128ZM134 130H135V128H134ZM134 130H133V131H134ZM146 130H144V131L146 132ZM152 130H154V129H152ZM170 130H171V129H170ZM173 130H174V129H173ZM192 130H193V131H192ZM208 130H209V129H208ZM40 131L37 129L36 133L39 132V134H41ZM42 131H43V130H42ZM47 131H49V130H47ZM55 131H56V130H55ZM72 131H73V130H72ZM76 131H77V130H76ZM79 131H80V130H79ZM79 131H78V132H79ZM98 131L101 132L100 129H99ZM148 131H149V130H148ZM160 131H161V130H160ZM171 131H172V130H171ZM176 131H177V130H176ZM178 131H179V130H178ZM201 131H202V130H201ZM203 131H205V130H203ZM203 131H202V132H203ZM216 131H217V129H216ZM216 131L214 132L215 134H216ZM220 131H221V129H220ZM1 132H2V131H0V134H1ZM20 132H21V133H20ZM33 132L31 133L32 135L30 134L31 138H32L33 136H36V134H35V133L33 134ZM123 132H124V131H123ZM125 132H126V131H125ZM145 132H144V133H145ZM154 132H155V131H154ZM158 132H159V131H158ZM164 132H165V131H164ZM164 132H162V133L164 134ZM166 132H167V131H166ZM181 132H183V131L181 130ZM209 132H210V130H209ZM209 132H208V133H209ZM218 132H219V131H218ZM3 133L5 134V130H4ZM19 133H20V136H22V138L24 137V139H20L21 137L19 136ZM42 133H43V132H42ZM46 133H48V132H46ZM50 133H51V131H50ZM60 133H61V132H60ZM69 133H70V132H69ZM73 133H76V132H72V135H73ZM80 133H81V131L79 132V134H80ZM98 133H99V132H98ZM114 133H115V132H114ZM119 133H120V131H119ZM146 133H147V132H146ZM149 133H150V132H149ZM152 133H153V132H152ZM155 133H156V132H155ZM155 133H154V134H155ZM162 133H161V134H162ZM170 133H171V132H170ZM172 133H173V132H172ZM174 133H176V132H174ZM179 133H180V132H179ZM204 133L206 134V131H205ZM204 133H203V134H204ZM214 133H213V134H214ZM220 133H221V132H220ZM66 134H68V133L66 132ZM77 134H78V133H77ZM79 134H78V135H79ZM90 134H93V135H94V132H93V133H90ZM115 134L119 135L118 133H115ZM115 134H114V135H115ZM150 134H151V133H150ZM150 134H149V135H150ZM159 134H160V133H159ZM177 134H178V133H176V135H177ZM182 134L184 135L185 133H182ZM182 134H180V136H181ZM191 134H192V133H191ZM199 134H200V133H199ZM209 134H211V133H209ZM209 134H207V135H209ZM215 134H214V135H215ZM218 134H219V133H218ZM43 135H44V134H43ZM58 135H59V134H58ZM70 135H71V134H70ZM75 135H76V134H75ZM81 135H82V134H81ZM81 135H80V136H81ZM83 135H85V134H83ZM114 135H113V137H114ZM121 135H122V134H121ZM123 135H124V134H123ZM123 135H122V136H123ZM149 135H148V136H149ZM152 135H153V134H151V136H152ZM165 135H166V134H165ZM173 135H175V134H173ZM186 135H188V134H186ZM214 135H213V138H214L217 134H216L215 136H214ZM76 136H77V135H76ZM80 136H77V137H80ZM133 136H134V135H132L131 138H133ZM146 136H147V134H146ZM146 136H145V138H146V141H147L148 138H147ZM155 136H156V135H154V137H155ZM162 136H163V135H162ZM162 136H160L161 139H162ZM177 136H178V135H177ZM202 136H203V135H202ZM202 136H200V137H202ZM211 136H212V135H211ZM211 136H210V137H211ZM220 136H222V135H220ZM2 137H3V138H2ZM5 137H6V136H5ZM16 137H19V138H16ZM37 137H39V136L37 135ZM47 137L50 138L49 136H47ZM59 137H60V136H59ZM66 137H69V134H68ZM117 137H118V136H117ZM134 137H135V136H134ZM156 137H158V136H156ZM165 137H166V136H165ZM165 137H164V138H165ZM168 137H169V136H168ZM200 137H199V141H200L201 139H204V136H203V138H201V139H200ZM208 137H209V136H208ZM208 137H207V138H208ZM210 137H209V139H210ZM217 137H219V135H218ZM217 137H215V138H217ZM35 138H36V137H35ZM56 138H57V136H56ZM63 138H64V137H63ZM84 138H87V135H86V137H83V139H84ZM115 138H116V136H115ZM138 138H139V137H138ZM151 138H152V137H151ZM151 138H150V136H149V140H151ZM170 138H172V137H170ZM173 138H174V136H173ZM181 138H182V136H181ZM184 138H185V137H184ZM213 138H212V140H214ZM41 139H42V137L40 136V140L38 139L40 143H42L41 141H42L44 138H43L42 140H41ZM52 139H53V138H52ZM52 139H51V140H52ZM58 139H59V138H58ZM58 139H55V141H56V140L59 141ZM69 139H70V138H69ZM107 139H108V138H107ZM117 139L119 140L120 138H117ZM139 139H142V137L139 138ZM143 139H144V138H143ZM154 139H155V138H154ZM168 139H169V138H168ZM174 139H176V138H174ZM177 139H178V138H177ZM185 139H186V138H185ZM190 139H191V138H190ZM197 139H198V138H197ZM209 139H208V140H209ZM217 139H218V138H217ZM217 139H216V140H217ZM1 140H0V141H1ZM3 140H6V141H5L6 143H5ZM33 140H36V139H33ZM65 140L67 141L66 138H65L64 140L62 139V140H60V141H65ZM70 140H71V139H70ZM78 140H79V139H78ZM80 140H81V137H80ZM109 140H110V139H109ZM114 140H115V139H114ZM114 140H113V143H110V144L113 145V144L115 143ZM120 140H121V139H120ZM149 140H148V141H149ZM152 140H153V139H152ZM156 140H157V139H156ZM158 140H159V139H158ZM163 140H164V141H163ZM170 140H171V139H170ZM205 140H206V139H205ZM205 140H204V141H205ZM208 140H206V141L209 142L211 139H210L209 141H208ZM221 140H222V139H221ZM20 141H19V142H20ZM30 141H31V140H30ZM43 141H44V140H43ZM48 141H50V140H48ZM48 141H47V142H48ZM53 141H54V140H53ZM73 141H75V140H73ZM81 141H82V140H81ZM136 141H137V140H136ZM140 141H141V140H140ZM160 141H161V140H160ZM162 141L165 142V139H162ZM162 141H161V142H162ZM182 141H183V140H182ZM191 141H192V140H191ZM199 141H198V143H199ZM202 141H203V140H202ZM202 141H200V143L203 144L204 142H202ZM219 141H220V140H219ZM45 142H46V141H45ZM47 142H46V143H47ZM76 142H77V140H76ZM78 142H79V141H78ZM78 142H77V143L71 142V143H74V144H78V145H80ZM100 142H101V141H100ZM105 142H106V139H105ZM109 142H110V141H108V143H109ZM119 142H120V141H118V143H119ZM132 142H133V141H132ZM134 142H135V141H134ZM137 142H139V141H137ZM142 142H143V141H142ZM152 142H153V141H152ZM214 142H215V144H217L215 140H214ZM214 142L211 141V143H213V145H214ZM36 143H37V142H34V143H33V142L31 141V144H32L31 148H32V149H33V144L35 145ZM130 143H131V142H130ZM140 143H141V142H140ZM145 143H146V142H144V144H145ZM169 143H170V142H169ZM183 143H184V142H183ZM189 143L191 144V142H189ZM200 143H199V144H200ZM205 143H206V142H205ZM205 143H204V144H205ZM211 143H210V144H211ZM31 144H29V146H30ZM48 144H50V143H48ZM105 144H107V143H105ZM105 144H104V142H103V145H105ZM119 144H120V143H119ZM119 144H118V145H119ZM121 144H122V143H121ZM127 144H128V143H127ZM132 144H134V143H132ZM142 144H143V143H142ZM146 144H148V143H146ZM150 144H151V143H150ZM164 144L166 145L167 143H164ZM181 144H182V143H181ZM184 144L187 145V143H184ZM202 144H200L201 147H202ZM204 144H203V145H204ZM207 144L210 145L209 143H207ZM207 144H205V146H206ZM13 145H14V144H13ZM37 145H38V144H37ZM37 145H36V148H37ZM78 145H77V148H78ZM103 145H102V146H103ZM129 145H131V144H129ZM129 145L126 146V149L129 147ZM138 145H140V144H137V146H138ZM167 145H168V144H167ZM169 145H170V144H169ZM194 145H195V144H194ZM196 145H198V144L196 143ZM55 146H57V145H55ZM63 146H64V145H63ZM80 146H81V145H80ZM80 146H79V147H80ZM82 146H83V145H82ZM106 146H107V145H106ZM120 146H121V145H120ZM192 146H193V145H192ZM210 146L213 148L212 145H210ZM210 146H209V148H211ZM218 146H220V144H217V146H215V147L218 148ZM222 146H223V145H222ZM34 147H35V146H34ZM59 147H60V145H59ZM64 147H65V146H64ZM64 147H62V148H64ZM74 147H76V146H74ZM84 147H85V146H84ZM84 147H83V148H84ZM103 147H104V146H103ZM122 147H123V146H122ZM143 147H144V145H143ZM143 147H142V148H143ZM146 147H147V145H146ZM182 147H183V146H182ZM201 147H200V149H201ZM224 147H225V146H223V148H224ZM28 148H29V147H28ZM77 148H76V149H77ZM85 148H86V147H85ZM99 148H100V147H99ZM108 148H109V147H108ZM132 148H133V147H132ZM193 148H194V146H193ZM203 148H204V147H203ZM212 148H211V149H212ZM220 148H221V147H220ZM220 148H219V149H220ZM258 148H260V147H258ZM78 149L81 151L82 148H81V149L78 148ZM101 149H102V148H101ZM103 149H104V148H103ZM114 149H115V148H114ZM114 149H113V150H114ZM140 149H141V148H139L138 150H140ZM186 149H187V148H186ZM189 149H190V148H189ZM189 149H188V150H189ZM194 149H195V148H194ZM198 149H199V148H198ZM211 149H210V150H211ZM214 149H215V152H216V148H214ZM219 149H218V151H219ZM226 149H227V148H226ZM260 149H261V148H260ZM27 150H28V149H27ZM27 150H26V151H27ZM42 150H44V149H42ZM96 150L98 151V150H100V149H96ZM113 150H112V151H113ZM128 150H129V149H128ZM134 150L136 151V149H134ZM196 150H197V149H196ZM208 150H209V149H208ZM212 150H213V149H212ZM220 150H221V152H222V149H220ZM223 150H224V149H223ZM227 150H228V149H227ZM227 150H226V152H228ZM38 151H40V150H38ZM49 151H50V150H49ZM87 151H88V150H87ZM112 151H111V152H112ZM115 151H116V150H114L113 152H115ZM129 151H130V150H129ZM132 151H133V150H132ZM186 151H187V150H186ZM190 151H191V150H190ZM200 151H202V150H200ZM218 151H217L216 153H219ZM73 152H74V151H73ZM82 152H83V151H82ZM90 152H91V151H90ZM94 152H96V151L94 150ZM119 152H120V151H118V153H119ZM124 152H127V150L124 151ZM130 152H131V151H130ZM188 152H189V151H188ZM202 152H203V151H202ZM205 152H206V151H205V149H204V152H203V153L205 154ZM207 152H208V151H207ZM211 152H212V151H210V154L206 153L205 155L207 156V154H208V156H210V155H212L213 153H214V154H213L214 156L217 155V154H215L214 150H213V153H212V154H211ZM221 152H220V153H221ZM224 152H225V150H224ZM27 153H28V152H27ZM66 153H67V152H66ZM76 153H77V152L75 151V154H76ZM118 153H117V155H118ZM120 153H121V152H120ZM131 153H132V152H131ZM131 153H130V154H131ZM153 153H154V152H153ZM153 153H152V154H153ZM178 153H179V152H178ZM180 153H181V152H180ZM185 153H187V152H185ZM194 153H195V150H194ZM197 153H198V152H197ZM203 153H201V154H203ZM220 153H219V154H220ZM16 154H17V153H16ZM75 154H73V155H75ZM79 154H80V152L77 153V155H79ZM83 154H85V153H83ZM83 154H82V155H83ZM107 154H108V153H107ZM135 154H136V152H135ZM145 154H146V153H144L143 155H145ZM181 154H182V153H181ZM183 154H184V153H183ZM192 154H193V152H192ZM219 154H218V155H219ZM221 154H222V153H221ZM223 154H224V153H223ZM228 154H229V152H228ZM17 155H18V154H17ZM24 155H25V154H24ZM86 155H88V152H87ZM105 155H106V154H105ZM111 155H112V154H111ZM111 155H110V156H111ZM114 155H116V154H114ZM121 155H124V157L126 156L124 153H122ZM127 155H128V153H127ZM137 155H138V152H137ZM146 155H147V154H146ZM153 155H154V154H153ZM184 155H187V154H184ZM188 155H189V154H188ZM218 155H217V156H218ZM225 155H226V153H225ZM225 155H222V156H225ZM231 155H232V154H231ZM231 155H230V157H231ZM19 156H20V154H19ZM19 156H18V157H19ZM27 156H29V154H28ZM31 156H32V155H31ZM88 156H90V155H88ZM92 156H93V155H92ZM98 156L101 158L100 155H98ZM102 156H103V155H102ZM118 156H120V155H118ZM131 156H132V155H131ZM157 156H158V155H157ZM177 156H178V155H177ZM181 156H182V155H181ZM190 156H191V155H190ZM193 156H195V154H194ZM193 156H192V157H193ZM206 156L203 155V157H206ZM208 156H207L206 158H208ZM214 156H212V157H214ZM217 156H215V157L217 158ZM220 156H221V155H220ZM228 156H229V155H227V158H228ZM16 157H17V156H16ZM18 157H17V161H18V159H19ZM24 157H26V156H24ZM33 157L35 158V156H33ZM39 157H41V155H40ZM39 157H38V158H39ZM42 157H43V156H42ZM51 157H52V156H50V158H51ZM73 157H74V159H73V158H72V159L75 160V156H73ZM78 157H79V156H78ZM80 157H81V156H80ZM84 157H85V156H83V159L80 158V160H82V163H83V161L85 162L84 159H86V158H84ZM95 157H96V156H95ZM95 157L92 158V159H95ZM103 157H104V156H103ZM103 157H102V158H103ZM105 157H107V156H105ZM112 157H113V155H112ZM126 157H127V156H126ZM129 157H130V156H129ZM129 157H128V158H129ZM135 157H136V156H135ZM139 157L142 158V156H139ZM147 157H148V156H147ZM188 157H189V156H188ZM192 157H191V159H192ZM200 157H201V156H200ZM200 157H199V158H200ZM210 157H211V156H210ZM215 157H214V158H215ZM232 157H233V156H232ZM247 157H248V156L246 155L245 159H247ZM34 158H31V159H33V162L36 163V161H34ZM48 158H49V157H48ZM50 158H49V159H50ZM88 158H89V157H88ZM114 158H115V157H114ZM117 158H118V160H119V157H117ZM140 158H137V160L139 161ZM144 158H146V156H144ZM152 158H153V157L151 156V159H152ZM154 158H155V156H154ZM156 158H158V157H156ZM201 158H202V157H201ZM201 158H200V159H201ZM216 158H215V159H216ZM227 158H226V159H227ZM242 158H243V157H242ZM35 159H36V158H35ZM59 159H60V157H59ZM97 159H98V158H97ZM104 159H105V158H104ZM104 159H103V160H104ZM109 159H110V158H109ZM111 159H112V158H111ZM120 159H121V158H120ZM123 159H126V158H122V160H123ZM151 159L149 158L148 160L151 161ZM161 159H162V158H161ZM165 159H166V157H165ZM168 159H169V158H168ZM186 159H187V158H186ZM193 159H194V158H193ZM193 159H192V160H193ZM197 159H198V158H197ZM197 159H196V160H197ZM203 159H205V158H202L201 160H203ZM218 159H221V158H219V156H218ZM263 159H264V158H263ZM10 160H11V161H10ZM15 160H16V159H15ZM50 160H51V159H50ZM50 160H48V161H50ZM61 160H63V159H61ZM66 160H67V159H65V163H68V162H66ZM80 160H79V161H80ZM88 160H89V159H88ZM115 160H116V159H115ZM140 160H141V159H140ZM144 160H145V159H144ZM156 160H157V159H156ZM156 160L153 159V161H156ZM173 160H174V159H173ZM192 160H190V161L193 163ZM194 160H195V159H194ZM205 160H206V159H205ZM205 160H203V162H204ZM207 160H208V162H210V161L212 160V158H211V160H209V159H207ZM207 160H206L205 163H206V165H209V166H210V164L213 163V162H211L210 164H207ZM222 160H223V159H222ZM222 160L219 161V163H220V162H223ZM227 160H228V159H227ZM227 160H225V161H227ZM243 160H244V158L242 159V161H243ZM248 160H249V157H248ZM39 161H40V160H39ZM51 161H52V160H51ZM51 161H50V162H51ZM53 161H56V160H53ZM57 161H58V160H57ZM59 161H60V160H59ZM67 161H68V160H67ZM75 161H76V160H75ZM86 161H87V160H86ZM89 161H90V160H89ZM94 161H95V160H94ZM100 161H101V160H100ZM100 161H99V163H100ZM104 161H105V160H104ZM108 161H109V160H108ZM113 161H114V159H113ZM119 161H120V160H119ZM124 161H126V160H124ZM128 161H129V160H128ZM141 161H142V160H141ZM157 161H159V160H157ZM161 161H162V160H161ZM165 161H166V160H165ZM167 161H168V160H167ZM187 161H188V160H187ZM187 161H186V163H187ZM213 161H214V160H213ZM244 161H245V160H244ZM263 161H264V160H263ZM263 161H262V162H263ZM15 162H16V161H15ZM18 162H20V160H19ZM29 162H30V161H29L28 158H27V159H24V163H26V167H27V163H29ZM40 162H44V160H43V161H40ZM45 162H47V161H45ZM69 162L72 163L71 159L69 160ZM73 162H74V161H73ZM76 162H78V161H76ZM76 162H75V164H76ZM90 162H91V161H90ZM102 162H103V161H102ZM116 162H117V160H116ZM122 162H123V161H122ZM135 162H136V161H135ZM147 162H148V161H147ZM151 162H152V161H151ZM163 162H164V161H163ZM176 162H177V161H176ZM178 162H179V161H178ZM197 162H200L199 159H198V161H196V164H197ZM260 162H261V160H260ZM262 162L260 163V166H261V164L264 166V164H263L264 162H263V163H262ZM16 163H17V162H16ZM51 163H53V162H51ZM58 163H59V162H58ZM58 163H57V164H58ZM63 163H64V162H63ZM71 163H70V165H71ZM88 163H89V162H88ZM88 163L86 162V164H88ZM95 163H96V162H95ZM112 163H114V162H112ZM112 163H111V164H112ZM117 163H119V162H117ZM138 163H139V162H138ZM179 163H180V162H179ZM179 163H177V164H178V167H179ZM205 163H203L204 166H206ZM30 164H33V163L30 162ZM30 164H28V165L30 166ZM42 164L46 165L47 163H46V164H45V163H41L40 166H41ZM72 164L74 165L73 168H75V164H74V163H72ZM83 164H84V163H83ZM89 164H90V163H89ZM92 164H94V163H92ZM101 164H102V163H101ZM104 164H105V163H104ZM119 164H120V163H119ZM139 164H140V163H139ZM160 164H161V163H160ZM166 164H167V162H166ZM171 164H172V163H170V166H172ZM175 164H176V163H175ZM190 164H191V163H190ZM201 164H202V162L200 163V165H201ZM216 164H217V163H216ZM221 164H222V163H221ZM221 164H220V165H221ZM224 164H225V163H224ZM224 164H222V165H224ZM226 164H227V163H226ZM226 164H225V165H226ZM229 164H230V162H229ZM247 164H249V161H248V163H246L245 166H248ZM258 164H259V163H258ZM9 165H10V164H9ZM36 165H37V163H36ZM60 165L62 166V161H61V164H60ZM60 165H58V166H60ZM73 165H71V166H73ZM76 165H77V164H76ZM81 165H82V164H81ZM107 165H108V164H107ZM114 165H115V164H114ZM136 165H138V164H136ZM142 165H144V164H142ZM147 165H148V164H147ZM150 165H153V164L151 163ZM156 165H157V164H156ZM168 165H169V161H168ZM168 165H167V167H168ZM180 165H181V164H180ZM188 165H189V164H188ZM191 165H192V164H191ZM191 165H190V166H191ZM194 165H195V164H194ZM194 165L192 166V168L194 167ZM198 165H199V164H198ZM198 165H197V166H198ZM222 165H221V166H222ZM235 165H236V164H235ZM10 166H11V165H10ZM29 166H28V167H29ZM40 166H38V167H40ZM49 166H51V164H49ZM49 166H48V167H49ZM53 166H54V167H52V169L54 168V170H52V171L54 172V171H56V170H55V165H54V164H53ZM61 166H60V167H61ZM64 166H65V164H64ZM68 166H69V165H68ZM77 166H78V165H77ZM79 166H80V165H79ZM82 166H83V165H82ZM88 166H89V165H88ZM88 166H87V167H88ZM90 166H91V165H90ZM96 166H99V165H98V164H97V165L95 164V167H96ZM109 166H111V165H108V166H106V167H109ZM133 166L135 167V165H133ZM140 166H141V165H140ZM154 166H155V164H154ZM182 166H184L183 163H182ZM197 166H196L195 168H197ZM204 166H202V167H204ZM212 166H213V164H212ZM216 166H217V165H216ZM218 166H219V165H218ZM218 166H217V167H218ZM229 166H230V165H229ZM232 166H233V165H232ZM232 166H231V168H232ZM263 166H262V167H263ZM11 167H12V166H11ZM15 167H16V166H15ZM15 167H14V168H15ZM28 167H27V170H25V167H24V173H25V171H27V173H28V171H29V170H28V169H29ZM33 167H35V166L33 165ZM44 167H45V166H44ZM66 167H67V165H66ZM92 167H93V166H91L90 169H91ZM95 167H94V169H95ZM99 167H100V166H99ZM99 167H98V169H99ZM101 167H102V166H101ZM136 167H138V166H136ZM148 167H149V165H148ZM152 167H153V166H152ZM180 167H181V166H180ZM185 167H186V164H185ZM185 167H183V168H185ZM187 167H188V166H187ZM199 167H200V166H199ZM199 167H198V168H199ZM210 167H211V166H210ZM226 167H227V166H226ZM233 167H234V166H233ZM235 167H236V166H235ZM238 167L240 168V166H238ZM5 168H6V169H5ZM12 168H13V167H12ZM17 168H18V167H17ZM31 168H32V167H31ZM41 168H43V166H42ZM56 168H57V166H56ZM63 168H64V172H65V170H67V168H66V169H65V167H63ZM84 168H86V166H85ZM96 168H97V167H96ZM130 168H131V167H130ZM145 168H146V167H145ZM154 168H155V167H154ZM172 168H176V169H177L176 166L174 167V163H173V167H172ZM192 168H191V169H192ZM198 168H197V169H198ZM205 168H207V169H209V170L211 171V168H213V167H211V168H209V167H205ZM205 168H204V169H205ZM214 168H215V167H214ZM214 168L212 169V171L214 170ZM220 168H221V167H219V171H220ZM224 168H225V167H222V169H224ZM228 168H229V167H227V169H228ZM236 168H237V167H236ZM236 168H235V169H236ZM245 168H247V167H245ZM18 169L20 170L21 167H19ZM18 169H17V170H18ZM39 169H40V168H39ZM58 169H59V168H58ZM58 169H57V170H58ZM68 169H71V168L68 167ZM90 169H89V172H90ZM94 169H93V170H94ZM176 169H175V170H176ZM186 169H187V168H186ZM204 169L202 168L203 172L206 171V170H204ZM217 169H218V168H217ZM227 169H226V170H227ZM233 169H234V168H233ZM233 169H231V171H230V169H229L227 172H225L224 170H223V171H224V173L227 174V173H229V171H230V172H234L235 170H233ZM248 169H250V168H248ZM260 169H261V168H260ZM8 170H7V173L9 172ZM21 170H22V169H21ZM31 170H32V171H34V170L36 171V170H37L38 172H36V174L39 173L38 175H35V172H34V177L32 176V177H33L32 179H34L36 176H37V177L40 176V173H41L40 170H41V169L38 170V169L35 167V169H31ZM31 170H30V171H31ZM44 170H46V169H44ZM49 170H50V169H49ZM75 170H76V168H75ZM75 170H74V171H75ZM77 170H78V169H77ZM81 170H83V173H84V169H81ZM87 170H88V169H87ZM95 170H96V169H95ZM127 170H128V169H126L125 171H127ZM132 170H133V167H132ZM138 170H139V169H138ZM141 170H142V168L140 169V171H141ZM147 170H148V169H147ZM153 170H154V169H153ZM179 170H180V169H179ZM179 170L177 169V171H179ZM181 170H182V169H181ZM181 170H180V171H181ZM183 170H185V169H183ZM183 170H182V171H183ZM236 170H237V169H236ZM256 170H257V169H256ZM11 171H12V170H11ZM72 171H73V169H72ZM74 171H73V172H74ZM78 171H79V170H78ZM78 171H77V173H78ZM91 171H92V169H91ZM98 171H100V170H98ZM102 171H103V169H102ZM104 171H105V170H104ZM122 171H124V170H122ZM122 171H121V172H122ZM125 171H124V173L122 172L123 175L126 174ZM130 171H131V170H130ZM142 171H143V170H142ZM148 171H149L150 173L152 172V171H150V169H149ZM212 171H211V172H212ZM216 171H217V170H215V172H216ZM219 171H217V172H219ZM240 171H241V170H237V172H240ZM5 172H3V173H4V176L6 175ZM46 172H47V171H46ZM46 172H45V173H46ZM50 172H51V170H50ZM56 172H57V171H56ZM62 172H63V171H62ZM62 172H59V173H62ZM66 172H67V171H66ZM68 172H69V170H68ZM73 172H72V173H73ZM79 172H80V171H79ZM89 172H88V173H89ZM93 172H94V171H93ZM93 172H92V175H94ZM95 172H96V174H97V171H95ZM117 172H118V171H117ZM121 172L119 171L118 173H121ZM134 172H135V171H134ZM138 172H139V171H138ZM138 172H137V173H138ZM144 172H145V171L142 172L143 175L145 174ZM173 172H174V171H173ZM188 172H189V171H188ZM197 172H198V171H197ZM206 172H207V171H206ZM208 172H209V171H208ZM220 172H221V171H220ZM243 172H244V170H243ZM31 173H32V172H31ZM43 173H44V172H43ZM43 173H42L41 175L46 176V175H44ZM47 173H49V172H47ZM47 173H46V174H47ZM74 173H76V172H74ZM83 173H80V174H83ZM98 173H99V172H98ZM100 173H101V171H100ZM100 173H99V175H101ZM106 173H107V172H105L104 174H106ZM115 173H116V172H115ZM115 173H114L113 175H115ZM128 173H129V175H130V172H128ZM131 173H132V172H131ZM139 173H140V172H139ZM154 173H155V171H154ZM186 173H187V172H186ZM193 173H195L194 170H193ZM199 173H200V172H199ZM212 173H213V172H212ZM212 173H210V174H212ZM222 173H223V172H222ZM222 173H221V174H222ZM246 173H247V172H246ZM0 174H1V173H0ZM12 174H13V172H12ZM54 174H55V172H54ZM54 174L51 172V175L54 176ZM67 174L70 175V172L67 173ZM85 174H87V173H85ZM104 174H103V175H104ZM134 174H135V173H134ZM134 174H132V175H134ZM172 174H173V173H172ZM174 174H175V173H174ZM214 174H215V173H214ZM216 174H217V173H216ZM216 174H215V177H217ZM229 174H230V173H229ZM232 174H233V173H232ZM241 174H242V172H241ZM249 174H250V173H249ZM251 174H252V173H251ZM259 174H262V173H259ZM2 175H3V174H2ZM26 175H27V176H28V175H33V173H32V174H26ZM48 175H50V174H48ZM48 175H47V176H48ZM51 175H50V176H51ZM57 175H58V172H57ZM59 175H60V174H59ZM59 175L56 176V177H58V179L60 178ZM63 175H64V173H63ZM63 175H62V176H63ZM69 175H67V177H68ZM90 175H91V174H90ZM123 175H122V176H123ZM126 175L129 176L128 174H126ZM138 175H139V174H138ZM140 175H141V174H140ZM147 175H148V174H147ZM155 175H156V174H155ZM167 175H168V174H167ZM167 175H166V176H167ZM175 175H178V174H175ZM183 175H184V174H183ZM203 175L205 176L206 173L203 174ZM222 175L224 176V174H222ZM233 175H234V174H233ZM238 175H239V173H238ZM43 176L41 177V181H42V179H43ZM50 176H49V179H51ZM72 176H73V174H72ZM76 176L78 177L79 175L74 174V177H73V178L75 179ZM82 176L84 177V175H82ZM87 176H88V175H87ZM106 176H108V174H106ZM109 176H110V175H109ZM117 176L119 177L120 175L118 174ZM127 176H126V177H127ZM141 176H142V175H141ZM153 176H154V175H153ZM158 176H159V175H158ZM160 176H161V175H160ZM162 176H163V175H162ZM181 176H182V175H181ZM204 176H203V177H204ZM212 176H213V175H212ZM212 176H210V177H212ZM227 176H228V175H226V177H227ZM240 176H241V175H240ZM242 176H243V175H242ZM247 176H250V175H247ZM54 177H55V176H54ZM69 177H70V176H69ZM91 177H93V176H91ZM97 177H98V176H97ZM99 177H100V176H99ZM111 177H112V176H111ZM120 177H121V176H120ZM138 177H140V176H138ZM149 177H150V176H149ZM154 177H155V176H154ZM164 177H165V176H163V179H165ZM173 177H174V176H173ZM185 177H186V176H185ZM205 177H207V179L209 178L208 175H206ZM215 177H214V178H215ZM219 177H220V175H219ZM219 177H218V178H219ZM226 177H222V178L224 179V178H226ZM237 177H239V176H237ZM244 177H245V176H244ZM244 177H243V178H244ZM254 177L256 178L257 176H254ZM263 177H264V175H263ZM263 177H262V178H263ZM24 178H25V177H24ZM38 178H39V179L36 178L37 181L40 180V177H38ZM52 178H53V177H52ZM62 178H63V177H62ZM73 178H72V180H73ZM104 178H105V177H104ZM123 178H124V176H123ZM135 178H137V177H135ZM141 178H142V177H141ZM145 178H146V177H145V175H144V179H145ZM157 178H159V177H157ZM160 178H161V177H160ZM183 178H184V176H183ZM186 178L190 181L189 184H190L191 186H189V187H186V186L181 187V186H180L182 189H181L180 187H179V188L181 189V191H185V192H187V194H186V195H187V202H188V203L190 202V204L194 205V206L196 207V209H197V212H201V213L204 215V218H203V217L201 218V216H203V215H200V213H198V215H200L199 218L197 217V218H194L193 221L191 220L192 223H191V224L189 223V225H187L186 229H184V230H185V231H186V230H187V231H191V229H192L194 226H196L198 223L201 222V223H203V224L205 225V228H204V229H205V232H206V231L209 230V229H207V226H208V225H211V224H213V223L215 224V222L217 223V220H222V221H224V218H225V217H224L223 219H219L218 217H221V215H222L224 212H226V211L223 210V211H224L223 213H221L222 210H220V212H219V211H216V209L219 210V209H221V207L216 208V207H215V204H216V203H215L214 199L212 200V198H211L209 195H206V194H205L206 191H208V190H210L212 187H214L213 185H211V186H212L211 188H209V187L207 188V185H208V184L206 185V187H205V186L201 187L200 180H199V179H200V176H199L198 173H196V174H189V175H187ZM214 178L212 177V179H214ZM222 178H220V179H217V178H216V181H217V180H221ZM262 178H261V182L264 183V181L262 180ZM27 179H28V177L25 178V180H27ZM44 179H47V178H44ZM49 179H47V180H49ZM56 179H57V178H56ZM76 179H77V178H76ZM76 179H75V181H77ZM102 179H103V176H102ZM109 179H110V178H109ZM112 179H113V178H112ZM117 179H118V178H117ZM119 179H120V178H119ZM124 179H125V178H124ZM130 179H132V177H131ZM130 179L128 178V181H130ZM133 179H134V177H133ZM137 179H138V178H137ZM137 179H135V181H136ZM144 179L142 178L143 181H144ZM151 179H152V178H151ZM154 179H155V178H154ZM166 179H167V178H166ZM166 179H165V180H166ZM193 179H195L197 182L195 181V182H196V183H195V182L193 181ZM203 179L205 180V178H203ZM203 179H202V180H203ZM210 179H211V178H210ZM210 179H209V180H205V181L208 182V181H210ZM212 179H211V182H210V183L208 182L209 185L212 184L213 181H215V180L212 181ZM223 179H222V180H223ZM226 179H227V178H226ZM229 179H230V177H229ZM229 179H228V180H229ZM236 179H238V178H236ZM245 179H246V178H245ZM257 179L259 180V178H257ZM29 180H30V182L32 181L30 178H29ZM29 180H28V181H29ZM34 180H35V179H34ZM60 180H62V179H60ZM80 180H84V179H80ZM87 180H88V179H87ZM98 180H99V179H98ZM139 180H140V179H139ZM146 180H147V179H146ZM157 180H158V179H157ZM165 180H164V181H165ZM181 180H182V179H181ZM185 180H186V179H185ZM228 180H227V181H228ZM230 180H232V179H230ZM230 180H229V182H230ZM242 180H243V179H242ZM249 180H250V179H249ZM249 180H248V181H249ZM252 180H253V179H252ZM252 180H251V181H252ZM35 181H36V180H35ZM58 181H59V180H58ZM78 181H79V177H78ZM78 181H77V182H78ZM84 181H86V178H85ZM96 181H97V179H96ZM99 181H100V180H99ZM99 181H98V182H99ZM103 181H105V180H103ZM103 181H101L100 183H102ZM108 181H110V180H107V183H109ZM115 181H116V180H115ZM115 181H114V179H113L112 182H115ZM149 181H150V180H149V178H148V182H149ZM168 181H169V180H168ZM216 181H215V182H216ZM223 181H224V180H223ZM225 181H226V180H225ZM234 181H235V179L233 180V182H234ZM238 181L240 182V179H239ZM243 181H244V180H243ZM243 181H241V182H243ZM256 181H257V180H256ZM24 182H25V181H24ZM42 182H44V180H43ZM56 182H57V180L54 181V184H55ZM59 182H60V181H59ZM79 182H80V181H79ZM79 182H78V183H79ZM82 182H83V181H82ZM105 182H106V181H105ZM105 182H104L103 184H105ZM112 182L110 183V184H111V187H113V186H112V185H113ZM121 182H123V180H121ZM126 182H127V180H126ZM126 182H125V184H126ZM140 182H141V181H140ZM150 182H151V181H150ZM157 182H158V181H157ZM186 182H187V181H186ZM215 182H214L213 184H216V183H217V182H216V183H215ZM218 182H219V184H220V181H218ZM231 182H232V181H231ZM233 182H232V183H233ZM239 182H237V180H236V185H237ZM241 182H240V183H241ZM244 182H245V181H244ZM252 182H253V181H252ZM252 182H251V183H252ZM258 182H260V181H258ZM25 183H26V182H25ZM31 183H32V182H31ZM33 183H34V182H33ZM38 183H39V182H38ZM40 183H41V182H40ZM44 183H45V185H46V183H47L46 180H45ZM44 183H43L42 185H44ZM50 183H52V185H53L52 180L50 181ZM119 183H120V180H119ZM131 183H133V182H132V181L129 182V184H131ZM141 183H142V182H141ZM144 183H145V182H144ZM152 183H153V182H152ZM163 183L165 184V182H163ZM179 183H180V182H179ZM182 183H183V182H182ZM182 183H180V184H182ZM234 183H235V182H234ZM26 184H27V183H26ZM26 184H25L24 187H26ZM58 184H59V183H58ZM74 184H75V183H74ZM83 184H84L83 189H84V187H88V186H85V185L88 184V183H86V182L84 183V182H83ZM89 184H91V183H89ZM97 184H99V183H97ZM110 184H108V185H110ZM122 184H123V183H121V186H124V189H123V190H125V185H122ZM129 184H128V185H129ZM146 184H147V183H146ZM180 184H179V185H180ZM185 184H186V183H185ZM202 184H203V183H202ZM205 184H206V183H205ZM242 184H243V183H242ZM257 184H258V183H257ZM260 184H261V183H260ZM28 185H29V182H28ZM35 185H36V184H35ZM45 185H44V186H45ZM48 185L51 186V184H49V183H48ZM55 185H56V184H55ZM77 185H79V184H77ZM92 185H93V184H92ZM92 185H89V186L93 187ZM94 185H95V184H94ZM99 185H100V184H99ZM118 185H120V184H118ZM133 185H134V183H133ZM142 185H143V184H142ZM148 185H149V183H148ZM148 185H147V186H148ZM151 185H154V183L151 184ZM177 185H178V183H177ZM186 185H187V184H186ZM209 185H208V186H209ZM225 185H226V184H225ZM234 185H235V184H234ZM234 185H233V186H234ZM44 186H41V187H44ZM49 186H45V187H49ZM53 186H54V185H53ZM74 186H75V185H74ZM80 186H81V185H80ZM96 186H97V185H96ZM106 186H107V184H106ZM121 186H119L120 189H121ZM130 186H131V185H130ZM139 186H141V184H140ZM154 186H155V185H154ZM192 186H193V187H192ZM215 186H216V185H215ZM218 186H219V185H218ZM231 186H232V185H231ZM231 186L228 185V186H227L228 188H225V187L223 186V184H222V185H221V188H220V187H214V188H217L218 190H220V192L218 193V195H219L220 193H222V195L220 194V196H222V198H223V190H225V189H229V187L231 188ZM253 186H254V185H253ZM260 186H262V185H260ZM27 187H29V186H27ZM35 187H39V186L36 185ZM76 187H77V186H76ZM76 187H74V188H76ZM78 187H79V186H78ZM97 187H101V186H97ZM97 187H96V188H97ZM102 187H104V186H102ZM107 187H108V189H109L108 192L111 194V191H112V190H110V188H109L110 186H107ZM107 187H106V189H107ZM132 187H133V186H132ZM135 187H137V190L139 189V188H138V184H137V186H134V188H135ZM141 187H142V186H141ZM150 187H152V186H150ZM248 187H249V186H248ZM251 187H252V186H251ZM256 187H258V186H256ZM33 188H34V187H33ZM49 188H51V187H49ZM52 188L54 189V187H52ZM81 188H82V187H81ZM127 188H129V187H127ZM127 188H126V191L129 190V189H127ZM143 188H144V187H143ZM148 188H149V187H148ZM157 188H158V187H157ZM159 188H161V186H160ZM159 188H158V189H159ZM177 188H178V187H177ZM179 188H178V189H179ZM206 188H207V189H206ZM214 188H213V189H214ZM223 188H224V189H223ZM246 188H247V186H246ZM253 188H255V187H253ZM258 188L260 189V187H258ZM25 189H26V188H25ZM25 189H24V190H25ZM88 189H89V191H92V190H94V187H93L92 190H91L90 188H88ZM88 189H86V191H88ZM106 189L104 188V190H106ZM115 189L117 190V187H116ZM118 189H119V188H118ZM130 189H131V188H130ZM141 189H142V188H141ZM146 189H147V188H146ZM153 189H154V188H153ZM153 189H151V190L149 189V192H150V191H153ZM169 189H171V187H169ZM178 189H176V190H178ZM213 189H212V190H213ZM221 189H223L222 192H221ZM256 189H257V188H256ZM256 189H255V190H256ZM26 190H27V189H26ZM26 190H25V191H26ZM35 190H36V188H35ZM44 190H45V188H44ZM54 190H55V189H54ZM73 190H74V189H73ZM80 190H81V189H80ZM80 190H79V191H80ZM98 190H99V189H98ZM98 190L95 189V191H98ZM100 190H103V189L101 188ZM100 190H99V191H100ZM113 190H114V187H113ZM121 190H122V189H121ZM121 190H120V191H121ZM135 190H136V189H135ZM139 190H140V189H139ZM156 190H157V189H156ZM159 190H160V189H159ZM171 190H172V189H171ZM171 190H170V191H171ZM174 190H175V189H174ZM212 190H211V191H212ZM218 190H215V191H212V192H216V191H218ZM240 190H241V189H240ZM45 191H46V190H45ZM52 191H53V190H52ZM52 191H49V192H52ZM60 191H61V190H60ZM68 191H69V189H68ZM76 191H77V190H76ZM83 191L86 192L85 189H84ZM89 191H88V192H89ZM99 191H98V192H99ZM118 191H119V190H118ZM140 191H141V190H140ZM140 191H139V192H140ZM146 191H147V190H146ZM162 191H163V190H162ZM164 191H165V190H164ZM211 191H208V192H206V193H209V192H210L209 194L211 195ZM225 191H227V190H225ZM238 191H239V189H238ZM246 191H247V190H246ZM253 191H254V189H253ZM40 192H41V193H44V192H42V191H40ZM47 192H48V191H46V193H47ZM53 192H58V191L55 190V191H53ZM72 192H73V191H72ZM74 192H75V191H74ZM77 192H78V191H77ZM92 192H93V194H94V191H92ZM98 192H97V193H98ZM113 192H114V191H112V193H113ZM123 192H124V191H123ZM128 192H131V191L129 190ZM128 192L125 193V195H126V194H129ZM139 192H138V193H139ZM142 192H143V189H142ZM144 192H145V190H144ZM160 192H161V190H160ZM166 192H167V191H166ZM240 192H241V191H240ZM242 192H243V190H242ZM28 193H29V190H28ZM59 193H60V192H59ZM75 193H76V192H75ZM79 193H81V192H79ZM95 193H96V192H95ZM97 193H96V196H97ZM103 193H104V191L101 193L102 196L107 195L106 193H105V195H103ZM114 193H115V192H114ZM119 193H120V192H119ZM155 193H156V192H155ZM164 193H165V192H164ZM226 193H227V192H226ZM232 193H233V192H232ZM236 193H237V192H236ZM246 193H248V192H246ZM253 193H254V192H253ZM261 193H262V192H261ZM261 193H260V194H261ZM47 194H48V193H47ZM50 194H51V193H50ZM50 194H49V196H51ZM52 194H53V193H52ZM81 194H82V193H81ZM89 194H90V196H89L90 199H89V200H91V194H92V193L90 192ZM136 194H137V192H136L134 195L136 196ZM145 194H146V193H145ZM147 194H148V193H147ZM153 194H154V193H153ZM156 194H158V193H156ZM181 194H182V193H181ZM229 194L231 195V193H229ZM256 194H257V193H256ZM262 194H263V193H262ZM45 195H46V194H45ZM53 195H54V194H53ZM53 195H52V198H53ZM57 195H59V194L57 193ZM57 195H56V198H59V199H60V197L57 196ZM76 195H77V193H76ZM79 195H80V194H78L77 197H79ZM85 195L88 196V193H87V194L85 193ZM85 195L83 194L82 197H84ZM101 195H100V196H101ZM132 195H133V194H131V195L129 194L128 196L131 197ZM143 195H144V194H143ZM143 195L141 194V197H143ZM150 195H151V193H150ZM163 195H164V194H163ZM171 195H172V194H171ZM218 195H213V194H212V197H215V196L217 197ZM230 195H229V196H230ZM237 195H238V193H237ZM248 195L250 196V194H248ZM252 195H253V194H252ZM46 196H47V195H46ZM49 196H47V197L49 198ZM74 196H75V195H74ZM93 196H94V195H93ZM102 196H101V197H102ZM135 196H134V197H135ZM156 196H158V195H156ZM167 196H168V195H167ZM174 196H175V195H174ZM178 196H179V193H178ZM178 196H177V197H178ZM183 196H184V195H183ZM226 196H227V195H226ZM231 196H232L233 198H235L233 194H232ZM258 196H259V194H258ZM61 197H62V196H61ZM66 197H68V196H66ZM70 197L72 198V196H70ZM82 197H80L79 199H81ZM85 197H86V196H85ZM122 197H123V196H122ZM125 197H126V196H124L123 199H125ZM137 197H138V196H137ZM137 197H136V198H137ZM184 197H186V196H184ZM236 197H238V196H236ZM243 197H244V195H243ZM253 197L257 198V195H256V196L254 195ZM56 198H55V200H56ZM93 198H94V197H93ZM139 198H140V195H139ZM174 198H175V197H174ZM174 198H173V199H174ZM210 198H211V199H210ZM239 198H240V197H239ZM244 198H246V196H245ZM247 198H249V197H247ZM247 198H246V199H247ZM258 198H259V197H258ZM263 198H264V197H263ZM62 199H63V198H62ZM73 199H74V198H73ZM73 199H72V200H73ZM77 199H78V198H77ZM77 199H75V200H77ZM83 199H85V198H83ZM87 199H88V198H86V200H87ZM126 199H127V197H126ZM133 199H134V198H133ZM171 199H172V198H171ZM173 199H172V200H173ZM176 199H177V198H176ZM241 199H242V198H241ZM251 199H252V198H251ZM251 199H250V200H251ZM51 200H53V199H51ZM55 200H53V201H55ZM63 200H64V199H63ZM63 200H62V201L59 200V202H60V201L63 202ZM65 200H68V199L65 198ZM93 200H94V199H93ZM99 200H102V199L100 198ZM99 200H98V201H99ZM103 200H104V199H103ZM131 200H132V198H131ZM154 200H155V199H154ZM154 200H153V201H154ZM157 200H158V199H157ZM159 200H160V198H159ZM164 200H165V199H164ZM177 200H178V199H177ZM179 200H180V199H179ZM183 200H184V198H183ZM215 200H217V199L215 198ZM226 200H227V199H225V202H226ZM228 200H229V199H228ZM230 200H231V202L234 201V200H232V199H230ZM230 200H229V201H230ZM235 200H237V199H235ZM243 200H244V199H243ZM254 200H255V199H254ZM260 200H261V198H260ZM83 201H84V202L78 201V203H79V204L81 203L82 205H84V204H85V200H83ZM91 201H92V200H91ZM117 201H118V199H117ZM117 201H116V202H117ZM137 201H138V200H137ZM174 201H175V200H174ZM240 201H241V200H240ZM248 201H249V199H248ZM251 201H252V200H251ZM61 202H60V203H61ZM66 202H67V201H65L64 203L66 204ZM69 202H70V200H69ZM72 202H73V201H72ZM75 202H76V201H75ZM92 202H94V201H92ZM92 202H91V203H92ZM95 202H97L96 199H95ZM141 202H142V200L140 201V203H141ZM164 202H165V201H164ZM164 202H163V203H164ZM170 202H171V201H170ZM176 202H177V201H176ZM218 202H219V201H218ZM227 202H228V201H227ZM236 202H237V201H236ZM241 202H242V201H241ZM243 202H245V201H243ZM64 203H63V204H64ZM91 203L89 202L88 205L90 204V205L92 206ZM97 203H98V202H97ZM99 203H100V202H99ZM138 203H139V202H138ZM140 203H139V204H140ZM142 203H144V202H142ZM156 203H157V202H156ZM156 203H155V202L152 203L153 206H155ZM160 203H162V201H161ZM178 203H179V202H178ZM180 203H181V201H180ZM184 203H186V200H185V202H183V204H184ZM257 203H259V205H257ZM260 203L262 204L263 201H262V202H260V201L256 202V203H255L256 207H257V206L259 207V206H260ZM63 204H62V205H63ZM67 204H68V203H67ZM76 204H77V202H76ZM86 204H87V203H86ZM93 204H95V203H93ZM144 204H145V203H144ZM144 204H143V205H144ZM152 204L149 203V206H151ZM176 204H177V203H176ZM183 204H182V206H183ZM218 204H219V203H218ZM221 204H222V203H221ZM224 204H225V203H224ZM224 204H223V205H224ZM231 204H232V203H231ZM234 204H235V203H234ZM239 204H241V203L239 202ZM239 204H238V206L240 207L241 205H239ZM245 204H246V203H245ZM245 204H244V205H245ZM247 204H248V203H247ZM253 204H254V201H253ZM60 205H61V204H60ZM69 205H70V204H69ZM71 205H72V204H71ZM73 205H75V203H74ZM143 205H142V206H143ZM158 205H160L159 207H161L162 204H158ZM180 205H181V204H180ZM219 205H220V204H219ZM223 205H222V206H223ZM236 205H237V203H236ZM255 205H251V206L254 207ZM262 205H263V204H262ZM262 205H261V206H262ZM77 206H78V205H77ZM80 206H81V205H79V207H80ZM93 206H94V205H93ZM96 206H98V205L95 204L94 207L96 208ZM99 206L101 207L100 204H99ZM146 206H147V205H146ZM156 206H157V205H156ZM168 206H169V204H168ZM182 206H181V207H182ZM188 206H189V205H188ZM194 206H193V207H194ZM229 206H230V204H229ZM242 206H243V205H242ZM261 206H260V207H261ZM56 207H57V206H56ZM59 207H61V206H59ZM59 207H57V209H58ZM62 207H63V206H62ZM64 207H66V206L64 205ZM79 207H77V208H79ZM81 207H82V206H81ZM81 207H80V208H81ZM86 207H88V206H87V205H86L85 207L83 206V209L86 208ZM94 207H91V208H94ZM103 207H104V208H102V209H105V206H104V205H103ZM129 207H130V206H129ZM133 207H134V206H133ZM139 207L141 208V206H139ZM139 207H138V208H139ZM143 207H144V206H143ZM169 207H171V206H169ZM183 207H185V205H184ZM186 207H187V206H186ZM190 207H192V206H190ZM193 207H192V209H193ZM212 207H214V208L212 209ZM223 207H224V206H223ZM223 207H222V208H223ZM227 207H228V206H226V204H225V208H227ZM236 207H237V206H236ZM239 207H238V208H239ZM260 207H259L257 210H260ZM263 207H264V205H263ZM69 208H72V209H71L72 212L69 211V212L71 213V216L74 215V214L76 215V213H75L74 210H73V207H70V206H69ZM75 208H76V207H75ZM75 208H74V209H75ZM80 208H79V211L81 210ZM88 208H89V207H88ZM91 208H90V209H91ZM106 208H107V207H106ZM130 208H131V207H130ZM138 208H137V209H138ZM140 208H139V209H140ZM148 208H149V207H148ZM151 208H152V207H151ZM161 208H162V207H161ZM161 208H160V209H161ZM165 208H166V205H165ZM172 208H173V205H172ZM175 208H176V207H175ZM177 208H178V204H177ZM234 208H235V206H234ZM244 208H245V207H244ZM59 209H60V208H59ZM66 209H68V208L66 207ZM108 209L110 210L111 208H108ZM132 209H133V208H132ZM139 209H138V210H139ZM156 209H157V208H156ZM156 209H155V210H156ZM158 209H159V208H158ZM167 209H168V208H167ZM167 209H164V210L166 211ZM170 209H171V208H170ZM170 209H169V210H170ZM188 209H189V208H188ZM228 209H229V208H227V210H228ZM231 209L233 210V207H231ZM231 209H230V210H231ZM235 209H236V208H235ZM245 209H246V208H245ZM247 209H248V206H247ZM250 209H251V207H250ZM253 209H254V208H253ZM69 210H70V209H69ZM95 210H97V209H95ZM95 210H94V211H95ZM99 210H101V208H100ZM123 210H126V209H123ZM134 210H135V209H134ZM138 210H137V211H138ZM150 210H151V209H150ZM155 210H154V211H155ZM164 210H161V211H164ZM169 210H168V211H169ZM171 210H174V209H171ZM171 210H170V211H171ZM180 210H181V209H180ZM182 210H183V209H182ZM189 210H190V209H189ZM214 210H215V211H214ZM225 210H226V209H225ZM230 210H229V211H230ZM240 210H241V208H240ZM248 210H249V209H248ZM248 210H247V211H248ZM261 210H262V212L264 211L263 209H261ZM58 211H59V210H58ZM60 211H61V209H60ZM63 211H64V208H63ZM63 211L61 212L62 214H63ZM66 211H67V210H66ZM66 211H65V213L67 214L68 211H67V212H66ZM79 211H78V213H77V216H79V214L82 215L81 212H83L84 210L80 211V213H79ZM94 211L92 210L91 216H92V214H94V213H93ZM103 211H104V210H103ZM105 211H106V210H105ZM128 211H129V210H128ZM144 211H145V210H144ZM159 211H160V210H159ZM178 211H179V209H178ZM183 211H184V210H183ZM229 211H228V212H229ZM235 211H238V209L235 210ZM235 211H233V212H235ZM242 211H244L243 208H242ZM242 211H241V213H243ZM254 211H256V209H255ZM73 212H74V213H73ZM86 212H87L86 214H89V213H90V210H89V213H88V210H87ZM96 212H97V213H98V212L103 213L102 210H101V211H96ZM123 212H124V211H123ZM133 212H134V211H133ZM147 212H148V211H147ZM171 212H172V211H171ZM171 212H170L169 214H171ZM184 212H185V211H184ZM186 212H188V211H186ZM233 212H232V214H233ZM244 212H245V211H244ZM248 212H249V211H248ZM250 212L253 213V211H251V210H250ZM260 212H261V211H260ZM56 213H58V212H56ZM59 213H60V212H59ZM72 213H73V214H72ZM97 213L95 214V218L98 217V216L96 217ZM101 213L99 214V216L101 215ZM140 213H141V211H140ZM142 213H145V214H146V212H142ZM142 213H141V214H142ZM155 213H156V212H155ZM155 213H154V214H155ZM162 213H163V212H162ZM172 213H173V212H172ZM179 213H180V212H179ZM215 213H216V214H215ZM230 213H231V212H230ZM236 213H237V212H236ZM239 213H240V212H239ZM239 213L237 214V217L240 215ZM252 213H251V214H252ZM257 213H258V212H257ZM86 214H83V216H84L83 219H84V220H85V219L88 220V221L85 220L86 223L88 224L89 222H93L94 218H93V219H92V218L89 219V218H87L88 215H86ZM124 214H126V211L124 212ZM124 214H121V216H123ZM128 214L130 215V212H129ZM141 214H139V215H141ZM145 214H144V215H145ZM151 214H152V213H151ZM157 214H158V213H157ZM160 214H161V213H160ZM181 214H182V213H181ZM181 214H179V215H181ZM192 214H194V213L192 212ZM224 214H227V213H224ZM228 214H229V213H228ZM234 214H235V213H234ZM245 214H248V213L245 212ZM251 214H250V215H251ZM261 214H263V213H261ZM261 214L259 213V216H260ZM75 215L72 216V217H73V219H74V217H75V220H74V221H75V223H76V216H75ZM85 215H86V216H85ZM132 215H133V214H132ZM139 215L137 214L136 216H139ZM144 215H143V216H144ZM235 215H236V214H235ZM254 215H255V213H254ZM63 216H64V214H63ZM149 216H150V214H149L148 217H147L148 219H149ZM151 216H152V215H151ZM167 216H168V215H166V214H164V213L161 214V216H160V221H159L160 224H162V223H164V222L166 223V221H168ZM192 216H193V215H192ZM196 216H197V215L195 214V216H193V217H196ZM223 216H224V215H223ZM223 216H222V217H223ZM225 216H226V215H225ZM240 216H243V214L240 215ZM240 216H239V217H240ZM256 216H257V214H256ZM262 216H264V215H262ZM60 217H61V216H60ZM65 217H67V215H65ZM85 217H86V218H85ZM129 217H130V216H129ZM129 217H128V218H129ZM133 217H134V216H133ZM139 217H141L140 224L142 225L141 222H144V221H145V218H143L144 221H142V220H143V219H142V216H139ZM145 217H146V216H145ZM168 217H169V216H168ZM176 217H177V214H176ZM182 217H183V216H182ZM188 217H189V216H188ZM193 217H192V218H193ZM229 217L231 218V217H233V215H232V216H231V215H229V216L227 215V216H226V221H227V218L229 219ZM235 217H236V216H235ZM237 217H236V218H237ZM249 217H251V216H248V218H249ZM61 218H62V217H61ZM67 218H68V217H67ZM100 218H101V219H100ZM100 218H99L100 220L97 218V219H98L97 221H100L99 223L102 224L101 221H102L103 218H102L101 216H100ZM121 218H122V217H121ZM121 218H120V219H121ZM136 218H137V217H136ZM147 218H146V219H147ZM190 218H191V217H190ZM252 218H253V219H256V218H254L253 214H252ZM252 218H251V219H252ZM260 218H262V217H260ZM260 218H259V220H260ZM69 219H71V218L69 217ZM80 219H82L81 216H80ZM126 219H127V217H126ZM132 219H133V218H132ZM151 219H153V217H152ZM151 219H150L149 221H151ZM181 219H182V218H181ZM200 219H203V220H200ZM233 219H234V217H233ZM233 219L231 218V219H229V221H231V220H233ZM243 219L246 220L247 218L245 217V218H243ZM251 219H250V220H251ZM253 219H252V220H253ZM71 220H72V219H71ZM71 220H70V221H71ZM103 220H104V219H103ZM116 220H117V219H116ZM122 220H123V221H126V220H124V217H123ZM129 220H130V219H129ZM153 220H154V219H153ZM174 220H175V219H174ZM179 220H180V219H179ZM189 220H190V219L188 218V222H190ZM237 220H238V219H237ZM240 220H241V219H240ZM247 220L249 221V219H247ZM257 220H258V217H257ZM261 220H262V219H261ZM261 220H260V221H261ZM79 221H83V220H78V222H79ZM108 221H109V220H108ZM127 221H128V220H127ZM133 221H134V220H133ZM133 221H131V222H133ZM155 221H157L156 218H155ZM171 221H172V220H171ZM180 221H181V220H180ZM183 221L185 222V220H183ZM234 221H235V220H234ZM234 221H232V222L235 224L236 221H235V222H234ZM242 221H243V220H242ZM242 221H241V222H242ZM263 221H264V220H262V223H264ZM78 222H77V223H78ZM83 222H84V221H83ZM102 222H103V221H102ZM110 222H111V221H110ZM110 222H108V223H109V224H112V223H110ZM128 222H130V221H128ZM157 222H158V221H157ZM157 222H154V223L157 224ZM172 222H173V221H172ZM184 222H183V223H184ZM186 222H187V220H186ZM232 222H231V223H232ZM237 222H238V221H237ZM245 222H246V221H245ZM250 222H251V221H250ZM253 222H254V221H253ZM71 223H72V221H71ZM77 223H76V224H77ZM79 223L81 224L80 227L82 226V224H83V225L85 224V222H84V223L79 222ZM97 223H98V222H96L94 225L92 224V226H91V227L89 226V228H92V229H93L96 225L98 226ZM120 223H122V222H120ZM120 223H118V224L120 225V227H122V229H123V231H124V228H126V227L123 228V225H124V224H123V223L120 224ZM134 223H135V221H134ZM134 223H132V224L134 225ZM148 223H149V222H148ZM154 223H152V224H154ZM170 223H171V222H170ZM174 223H175V222H174ZM178 223H179V222H178ZM183 223L181 222V224H183ZM221 223H222V222H221ZM227 223L229 224L230 222H225V224H227ZM231 223H230V224H231ZM233 223L231 224L232 227H236L235 225H233ZM238 223H239V222H238ZM251 223H252V222H251ZM254 223H255V222H254ZM256 223H258V222H256ZM89 224H90V223H89ZM89 224H88V225H89ZM104 224H105V226H104ZM104 224H102V226L106 227V226H107V225H106V224H107V220H105V223H104ZM113 224H115V222H114ZM113 224H112V226H113ZM125 224H126V223H125ZM136 224H138V223H136ZM143 224H144V223H143ZM152 224H150V225H152ZM171 224H173V223H171ZM181 224H179V225L181 226ZM203 224H201L200 227H201ZM219 224H220V223H219ZM219 224H218V227H219ZM243 224H244V221H243ZM243 224H242V226H244ZM245 224H246V223H245ZM247 224L249 225V223H247ZM247 224H246V226H247ZM73 225H75V224H73ZM85 225H86V224H85ZM85 225H84V226H85ZM116 225H117V223H116ZM116 225H115V226H116ZM121 225H122V226H121ZM127 225H128V224H126V226H127ZM129 225H130V224H129ZM138 225H139V224H138ZM141 225H140V226H141ZM154 225H155V224H154ZM154 225H152V229H153V226H154ZM158 225H159V223H158ZM163 225H164V224H163ZM163 225H162V226H163ZM168 225H169V224H168ZM168 225H167V226H168ZM177 225H178V224H177ZM177 225H176V227H177ZM179 225H178V226H179ZM185 225H186V224H185ZM206 225H207V226H206ZM216 225H217V224H216ZM221 225H224V224H221ZM231 225H230V226H231ZM253 225H254V224H253ZM77 226L79 227V224H78ZM93 226H94V227H93ZM97 226H96V227H97ZM99 226H100V225H99ZM102 226H101V228H104V227H102ZM147 226L149 227V225H147ZM164 226H165V225H164ZM167 226H166V227H167ZM183 226H184V225H183ZM211 226H212V225H211ZM240 226H241V223H240ZM240 226H239V227H240ZM249 226H250V225H249ZM254 226H255V225H254ZM254 226H250V229H246V227H245V230H247V232H248V230H250L249 232H250V234H251V232H252L251 230H253V229L255 228ZM87 227H88V226H87ZM128 227H129V226H128ZM135 227H136V226H135ZM135 227L133 226V228H135ZM144 227H146V226H144ZM157 227H158V226H157ZM160 227H161V226L159 225V228H160ZM166 227H165V228H166ZM176 227H175V228H176ZM181 227H182V226H181ZM218 227H217V228H218ZM220 227H221V226H220ZM224 227H226V226L224 225ZM232 227H230V230H229V231H233ZM239 227H236V231H237V229H238ZM257 227H258V226H257ZM261 227L263 228L264 226H261ZM82 228H83V226H82ZM84 228H85V227H84ZM116 228H119V227H116ZM129 228H131V226H130ZM133 228H131V230H132ZM210 228H211V227H210ZM212 228H214V227H212ZM215 228H216V227H215ZM240 228L242 229V227H240ZM243 228H244V227H243ZM251 228H252V229H251ZM74 229H78V228H75V227H74ZM95 229H96V228H94L93 231H97V230H98V229H97V230H95ZM110 229H111V227H110ZM110 229H109V231H110ZM120 229H121V228H120ZM122 229H121V230H122ZM137 229H138V228H137ZM149 229L151 230V228H149ZM149 229H147V230H149ZM156 229H157V228H156ZM163 229H164V227H163ZM170 229H171V228H170ZM179 229H180V227H179ZM181 229H182V228H181ZM181 229H180V230H181ZM195 229H196V228H195ZM197 229H198V228H197ZM197 229H196V230H197ZM218 229L221 230V233H222L223 230H224L223 233L225 234V229H223V230H222L221 228H218ZM231 229H232V230H231ZM241 229H239V232L242 231ZM83 230H84V229H83ZM104 230H105V229H104ZM116 230H117V229H116ZM128 230H129V229H128ZM133 230H134V229H133ZM140 230H141V229H139L138 231H140ZM147 230H146V231H147ZM150 230H149V231H150ZM173 230H174V229H173ZM175 230H177V229H175ZM213 230H214V229H213ZM240 230H241V231H240ZM243 230H244V229H243ZM79 231H80V230H79ZM79 231H78V232H79ZM81 231H82V230H81ZM86 231H88V229H86ZM90 231H91V229H90ZM90 231H89V232H90ZM106 231H107V230H106ZM113 231L115 232V230H113ZM113 231H112V232H113ZM118 231H120V230H118ZM149 231H148V235H149ZM152 231H156V230H152ZM152 231H151V232H152ZM157 231H158V230H157ZM160 231H161V228H160ZM166 231H168V230L166 229ZM178 231H179V230H178ZM193 231H194V228H193ZM209 231H210V230H209ZM211 231H212V230H211ZM216 231H217V233H218V230H216ZM227 231H228V230H227ZM253 231H254V230H253ZM256 231L259 232L260 229H258V230L256 229ZM89 232H88V234L90 235ZM91 232H92V231H91ZM100 232H101V230H100ZM103 232H104V231L102 230L101 233L103 234ZM107 232H108V231H107ZM112 232H111V234H112ZM116 232H117V231H116ZM124 232H125V231H124ZM132 232H133V231H132ZM135 232H136V230H135ZM144 232H145V231H144ZM151 232H150V233H151ZM164 232H165V231H164ZM164 232H163V233H164ZM168 232L170 233V231H168ZM175 232H176V231H175ZM180 232H181V231H180ZM180 232H178V233H180ZM183 232H184V231H183ZM183 232H181V233H182L181 235H183V234L185 235V233H183ZM205 232H204V234H207V232H206V233H205ZM233 232H235V231H233ZM233 232H232V233H233ZM245 232H246V231H245ZM76 233H77V232H76ZM81 233H82V232H81ZM98 233H99V232H98ZM98 233H97V234H98ZM101 233H100L99 235H101ZM117 233H118V232H117ZM121 233H122V231H121ZM121 233H120V234H121ZM125 233H126V232H125ZM129 233H130V231H129ZM156 233L158 234L159 232H155V233L153 234V237H152V238H154V236H155ZM178 233H177V234H178ZM198 233H199V232H197V234H196L197 236H198V235H201L200 233H202V235H203V232H202V231H200L199 234H198ZM211 233H212V232H211ZM211 233L209 232L210 235H211ZM213 233H214V232H213ZM223 233H222V234H223ZM227 233H228V232H227ZM227 233H226V234H227ZM230 233H231V232H230ZM230 233H229V235H231ZM237 233H238V232H237ZM242 233H243V234H240V233H239V234L243 236L245 233H244V231H243ZM78 234H79V233H78ZM84 234H87V233L85 232ZM84 234H83V235H84ZM88 234H87V235H88ZM93 234H94V233H93ZM93 234L91 233V235H93ZM108 234H109V233H108ZM131 234H134V233H131ZM139 234H140V233H139ZM151 234H152V233H151ZM166 234H167V233H166ZM166 234H165V235H166ZM170 234H171V233H170ZM170 234H169V236H170ZM172 234H173V233H172ZM194 234H195V233H194ZM215 234H216V233H215ZM215 234H214V236L216 237V240H218V239H217V236H216ZM219 234H220V233H219ZM219 234H218V235H219ZM226 234H225V235H226ZM233 234H234V233H233ZM235 234H236V232H235ZM239 234H238V235H239ZM258 234H259V233H258ZM91 235H90V236H91ZM95 235H96V233H95ZM95 235H94L93 237H96ZM103 235H104V234H103ZM103 235H101V238H103V237H104V238H107V237H108V235H107V237H105L106 234H105L104 236H103ZM122 235H123V234H122ZM127 235H129V234H127ZM136 235H137V234H136ZM141 235H143V233H141ZM144 235H146V233H144ZM161 235H163V234H161ZM161 235H160V236H161ZM181 235H180V236H181ZM188 235H189V234H188ZM190 235H191V234H190ZM212 235H213V234H212ZM212 235H211V236H212ZM220 235H221V234H220ZM240 235H239V236H240ZM254 235H255V234H254ZM81 236H82V235H81ZM102 236H103V237H102ZM109 236H111V235L109 234ZM114 236H117V235H114ZM114 236H113V237H114ZM134 236H135V235H134ZM137 236H138V235H137ZM137 236H135V237L137 238ZM150 236H152V235H150ZM169 236H168V239H169ZM192 236H193V233H192ZM192 236H191V237H192ZM203 236H204V235H203ZM242 236H241V237H242ZM244 236H245V235H244ZM244 236H243V237H244ZM248 236H250L249 234H248L246 237L248 238L249 241H251V240H250L251 238L248 237ZM259 236H260V234H259ZM259 236H258V239H260ZM261 236H262V235H261ZM86 237H87V236H86ZM120 237L122 238L121 235H119V238H120ZM129 237H131V235H130ZM129 237H127V238H129ZM135 237H134V239H135ZM139 237H140V235H139ZM141 237H143V236H141ZM156 237H157V236H156ZM164 237H165V236H164ZM164 237H163V238H164ZM166 237H167V236H166ZM171 237H172V236H171ZM171 237H170V240L172 239ZM174 237H176V236H174ZM174 237H173V238H174ZM178 237H179V236H178ZM201 237H202V236H201ZM209 237H210V236H209ZM212 237H213V236H212ZM215 237H214V239L212 238L211 241L214 240V242H215ZM218 237H219V240H222V239H220V238L223 237V236H221V237L218 236ZM231 237H232V236H231ZM236 237H237V234H236ZM246 237H244V240H245ZM253 237H254V236H253ZM255 237H256V235H255ZM83 238H84V236H83ZM89 238H91V237L88 236V239H89ZM99 238H100V236H99ZM99 238H97V240H98ZM104 238H103V239H104ZM109 238L111 239V244H112V242H113V241H112V237H109ZM124 238H125V237H124ZM160 238H162V237H160ZM187 238H188V237H187ZM194 238H195V239L197 238V240H198L199 236H198V237H194ZM84 239L87 240V238H84ZM95 239H96V238H95ZM95 239H94V240H95ZM129 239H130V238H129ZM132 239H133V237L130 239L131 241L128 242V244H127L123 249H121V250H123L122 253H120V254H121V260H123L124 264H138L139 259L141 258V257H140V256H141V255H140V251H139L140 249L138 250L139 252L137 251V249L141 247V244H142L143 242H145V240H144L143 238H142V239H141V238H138L137 242H135V241L133 242ZM139 239H140V241H139ZM145 239H146V238H145ZM157 239H158V238H157ZM166 239H167V238H166ZM166 239L164 238V241H165ZM178 239H179V238H178ZM180 239H181V238H180ZM183 239L185 240L184 237H183ZM200 239H203V238H200ZM200 239H199V241H201ZM204 239H206V236L204 237ZM204 239H203V240H204ZM225 239L227 240L226 237H224V240H225ZM228 239H229V242H227V243H228V246L226 245L225 241L223 240V243L218 242V243L220 244V246H218V247L223 248V247H221V245H222V246H223V245H224V246L226 245L227 247L232 248L234 245H236L235 243L240 244L239 242H236V241H237V238H236V241H235L234 239H232V238H228ZM238 239H239V238H238ZM240 239H241V238H240ZM256 239H257V238H256ZM261 239H262V238H261ZM86 240H85V241H86ZM89 240H90V239H89ZM89 240H88V241H89ZM94 240H92V242H94ZM113 240H114V239H113ZM116 240H117V238H116ZM121 240H123V239H121ZM124 240H125V239H124ZM153 240H155V239H153ZM158 240H161V241H162V239H158ZM175 240H176V239H175ZM203 240H202V243H205L206 241L204 242ZM219 240H218V241H219ZM241 240H242V239H241ZM246 240H247V239H246ZM105 241H106V240H105ZM109 241H110V240H109ZM109 241H108V242H109ZM118 241H120V240H118ZM126 241H127V240H126ZM146 241H147V240H146ZM178 241H179V240H178ZM185 241H186V240H185ZM188 241H189V240H188ZM188 241H187V242H188ZM192 241H194V240H191V242H192ZM195 241H196V240H195ZM195 241H194V244H197V242L195 243ZM199 241H198V242H199ZM208 241H209V240H208ZM211 241H210V242H211ZM227 241H228V240H227ZM239 241H240V240H239ZM249 241H247V242H249ZM258 241H259V240H258ZM86 242H87V241H86ZM92 242H91V244H90V247H91V245H92ZM98 242H99V241H98ZM116 242H117V241H116ZM120 242H121V241H120ZM122 242H125V241H122ZM155 242H156V241H153V243H155ZM167 242H169V241H167ZM171 242H173V241H171ZM171 242H170V243H171ZM175 242H176V241H175ZM189 242H190V241H189ZM210 242H209V243H210ZM212 242H213V241H212ZM212 242H211V243H212ZM214 242H213L214 245L211 244V245H213L212 248H213L215 245H217V244L214 243ZM241 242H242V241H241ZM251 242H252V241H251ZM251 242H249V243H251ZM88 243H90V241H89ZM88 243H87V244H88ZM101 243H103V240L101 241ZM101 243H100V244H101ZM109 243H110V242H109ZM109 243H108V244H109ZM118 243H119V242H118ZM118 243H117V245H120V244H121V243H120V244H118ZM157 243H158V242H157ZM159 243H160V242H159ZM170 243H169V244H170ZM173 243H174V242H173ZM173 243H172V244H173ZM176 243H177V245H176V247L174 248V250L177 251L178 248L180 249V243H179V244H178V242H176ZM183 243H184V242H183ZM209 243H207V244H209ZM224 243H225V244H224ZM245 243H246V242H245ZM255 243H256V242H255ZM255 243H254V244H255ZM257 243H258V242H257ZM259 243H260V242H259ZM96 244H97V243H96ZM96 244H95V245H96ZM98 244H99V243H98ZM111 244H110L109 246H112V245L115 246V245H116V243H115V245H114V242H113L112 245H111ZM125 244H126V243H125ZM161 244H162V242L160 243L159 246H161V247L163 248V246H162ZM190 244H192V243H190ZM190 244H189V245H190ZM207 244L205 243V245H204V244H203V245L206 246ZM219 244H218V245H219ZM241 244H242V243H241ZM241 244H240V245H241ZM247 244H248V243H247ZM101 245H102V244H101ZM106 245H107V241H106L105 246L102 245L103 248H104V247H107ZM156 245H157V244H156ZM156 245H155V246H156ZM164 245H166V244H164ZM189 245H187V246L190 247ZM203 245H202V246H203ZM209 245H210V244H209ZM251 245H252V244H251ZM257 245H258V244H257ZM120 246H121V245H120ZM139 246H140V247H139ZM194 246H195V247H193V244H192V248H195L194 251L191 250L192 248H188V247H187V248L190 249V250H186V254H185V249H183L184 254H185V257H186V261H187L188 264H196V262H197V264H200V261H201V260H206V259L208 258L206 255H204V254L202 255L201 252L203 251V248L201 249L202 251L199 252L200 249L197 250V247H196L197 245H194ZM200 246H201V243H200ZM200 246H199V247H200ZM253 246H254V245H253ZM255 246H256V245H255ZM86 247H87V245H86ZM88 247H89V245H88ZM117 247H118V249H119V246H117ZM143 247H144V246H143ZM143 247H142V248H143ZM152 247H153V246H152ZM157 247H158V246H157ZM161 247H160V248H161ZM164 247H165V246H164ZM185 247H186V245H185ZM215 247H216V246H215ZM234 247H235V246H234ZM242 247H245L244 244L242 245ZM100 248H101V247H100ZM100 248L97 247V249H99V251L103 249V248H102V249H100ZM107 248H108V247H107ZM112 248H113V247H112ZM120 248H121V247H120ZM142 248H141V249H142ZM149 248H150V246H149ZM154 248H155V247H154ZM154 248H152V249H154ZM158 248H159V247H158ZM158 248H156V249H158ZM160 248H159V249H160ZM168 248H169V245H168ZM210 248H211V247H210ZM225 248H226V247H225ZM230 248H228V249H230ZM236 248L238 249L239 247H236ZM247 248H248V247H246V249H247ZM88 249H89V248H88ZM90 249H91V248H90ZM90 249H89L88 251H90ZM92 249H93V248H92ZM97 249H96V251H98ZM108 249H109V248H108ZM110 249H111V248H110ZM143 249H144V248H143ZM147 249H148V248H147ZM150 249H151V248H150ZM169 249H170V248H169ZM169 249H168V250H169ZM171 249H172V248H171ZM213 249H214V248H213ZM216 249H218V248L216 247ZM216 249H215V250H216ZM242 249H243V248H242ZM114 250H115V248H114ZM144 250H146V248H145ZM166 250H167V248H166ZM205 250H206V249H204V251H205ZM210 250H211V249H210ZM220 250H222V249H220ZM225 250H227V248H226ZM240 250H241V248H240ZM240 250H237V251L239 252ZM248 250H249V249H248ZM252 250H253V249H252ZM91 251H92V250H91ZM91 251H90V253H91ZM96 251H94V252H96ZM99 251H98V253H100ZM141 251H142V250H141ZM150 251H151V250H150ZM157 251H158V250H157ZM161 251H162V250H161ZM176 251H175V252H176ZM206 251H208V248H207ZM216 251H217V250H216ZM229 251H230V250H229ZM232 251H233V250H232ZM243 251H244V250H243ZM102 252H103V251H102ZM105 252H106V250H105ZM105 252H104V253H105ZM107 252H110V254H111V253L113 254V250H112V251L108 250ZM146 252H147V250H146ZM153 252H154V251H153ZM159 252H160V251H159ZM212 252H213V251H212ZM217 252H218V251H217ZM220 252H221V251H220ZM223 252H225L224 249H223ZM227 252H228V251H227ZM233 252H234V251H233ZM235 252H236V251H235ZM240 252H241V251H240ZM240 252H239L238 254H240ZM245 252H247V251H245ZM92 253H93V251H92ZM92 253H91V254H92ZM98 253H97V254H98ZM115 253L118 254V253H117V249H116V252H115ZM115 253H114V254H115ZM143 253L145 254V251H143ZM162 253H164V252H162ZM162 253H161V254H162ZM165 253H166V252H165ZM165 253H164V255H165ZM170 253H171V252H170ZM172 253H173V251H172ZM176 253H177V254H176ZM176 253H175V254L178 255L179 253H182V250H181V252H179V253L176 252ZM206 253H207V252H206ZM225 253H226V252H225ZM231 253H232V252H231ZM236 253H237V252H236ZM248 253H250V251H249ZM95 254H96V253H95ZM114 254H113V255H114ZM149 254H150V253H149ZM151 254L153 255L154 253H152V251H151ZM161 254H160V255H161ZM167 254L169 255V252H168ZM175 254H174V255H175ZM214 254H217V253H215V251H214ZM219 254H220V253H219ZM232 254H233V253H232ZM245 254H246V253H245ZM88 255H89V253H88ZM142 255H143V254H142ZM180 255L182 256V254H180ZM221 255H222V252H221ZM221 255H219V256L221 257ZM229 255H230V254H228V256H229ZM235 255H236V254H235ZM241 255H242V254H240L239 256L237 255L236 257L239 258ZM243 255H244V254H243ZM243 255H242V257H243ZM247 255H248V254H247ZM89 256H91V255H89ZM94 256L97 257V255H94ZM146 256H147V254H146ZM154 256H155V255H154ZM156 256H157V255H156ZM178 256H179V255H178ZM201 256H203L202 259H201ZM208 256H210L209 258L212 259L211 256H213V254H210V253H209ZM214 256H215V255H214ZM95 257H93V258H95ZM142 257H143V256H142ZM147 257H149V255H148ZM147 257H146V258H147ZM159 257H160V256H159ZM161 257H162L163 259L165 258V257H163V256H161ZM166 257H167V255H166ZM169 257H170V256H169ZM169 257H168V258H169ZM171 257L173 258L174 256H172V254H171ZM223 257L225 258V256H222L221 260L223 259ZM234 257H235V256H234ZM234 257H232L231 259L233 260ZM236 257H235V258H236ZM245 257H246V256H245ZM89 258H90V257H89ZM91 258H92V257H91ZM143 258H144V257H143ZM150 258H152V257H150ZM153 258H156V257H153ZM153 258H152V260H153ZM168 258H167V259H168ZM216 258H217V256L215 257V259H216ZM226 258H227V256H226ZM226 258H225V259H226ZM243 258H244V257H243ZM243 258H241V260H242ZM156 259H157V258H156ZM160 259H161V258H160ZM160 259L158 258V261H159ZM200 259H201V260H200ZM213 259H214V257H213ZM217 259H218V258H217ZM239 259H240V258H239ZM246 259L251 260L252 257H251V259H250V256H249L248 258L246 257ZM246 259H245V261H244V260H243V261L246 262V261H247ZM254 259H255V258H254ZM257 259H258V258H256V260H255V263H256V264H257L259 261H260V262L262 261V260H260L261 258H259V261H257ZM93 260H95V259H93ZM93 260H91V261H93ZM142 260H143V259H142ZM147 260H148V259H147ZM149 260H150V259H149ZM152 260H151V261H152ZM161 260H162V259H161ZM161 260H160V261H161ZM165 260H166V259H165ZM170 260H171V259H170ZM179 260H180V258H179ZM181 260H183V259L181 258ZM208 260H209V259H208ZM208 260H207V261H208ZM219 260H220V259H219ZM223 260H224V259H223ZM226 260H227V259H226ZM226 260H225V261H226ZM91 261L89 260V262H91ZM140 261H141V259H140ZM145 261H146V260H145ZM151 261H150V263H153V264H154V262H151ZM154 261H155V264H157V263H156L157 260H154ZM175 261H176V260H175ZM184 261H185V260H184ZM184 261H183V262L180 261L179 264H180V263L183 264ZM186 261H185V263H186ZM211 261H212V260H211ZM211 261H210L209 264H212ZM213 261H214V260H213ZM215 261H216V260H215ZM236 261H238V260H236ZM243 261H242V262H243ZM252 261H253V260H251V262H252ZM162 262H163V264L166 263V261H165V263H164V261H162ZM169 262H171V261H169ZM201 262L204 263L203 261H201ZM216 262H217V261H216ZM220 262H222V261H220ZM227 262H228V261H226V263H227ZM262 262H263V261H262ZM262 262H261V264H262ZM91 263H94V262H91ZM139 263L142 264V261L139 262ZM143 263H145V262H143ZM146 263H148V262H146ZM158 263H159V262H158ZM173 263H174V261H173ZM173 263H172V264H173ZM177 263H178V262H176L175 264H177ZM187 263H186V264H187ZM205 263H206V262H205ZM205 263H204V264H205ZM213 263H214V262H213ZM218 263H219V262H218ZM224 263H225V262H224ZM226 263H225V264H226ZM229 263H230V261L228 262V264H229ZM232 263H235V261L232 262ZM238 263L240 264V262H238ZM248 263L250 264V262H248ZM252 263H253V262H252ZM263 263H264V262H263ZM169 264H170V263H169ZM207 264H208V263H207ZM215 264H217V263H215ZM258 264H259V263H258Z\"/></svg>","mask_w":264,"mask_h":264},{"label":"crops","instance_id":"obj_3","mask_svg":"<svg viewBox=\"0 0 264 264\" xmlns=\"http://www.w3.org/2000/svg\"><path fill=\"white\" fill-rule=\"evenodd\" d=\"M20 133H19V136H20ZM20 137H21L20 139H24V137L23 138H22V136H20ZM16 138H19V137H16ZM19 141H20L19 139L18 140L16 139V142L13 143L14 145L13 144L11 145L12 148L14 146L12 151H14L18 154L17 155L15 153V156L13 159L14 161L10 160L11 162H8L13 168L9 164H7L6 168H7V166H9L10 168H9V170H8V168L7 169L5 168L6 172H5V170L3 171V172H5L6 175L4 176V173L0 172L1 173L0 174V187H5V189H4V192H5L4 207L6 208L8 215H11L13 213L14 209H19V208L24 209V200L29 201L31 204L34 203L35 206H38L37 203H39V201L45 199L49 195V194H47L49 192V189L47 187H45L47 185H45V186L40 185L39 187L33 188L30 185H28V183L26 182V180L24 178V140H22L20 142ZM19 154H20V156H19ZM16 156L17 157L19 156L18 161L20 160V162L17 161ZM17 167L18 168L21 167L22 170L21 169L19 170ZM7 170L9 171L8 173H7ZM12 172H13V174H12ZM25 184H26V187H24ZM27 186H29V187H27ZM41 186H44V187H41ZM35 188H36V190H35ZM44 188L46 191H48L47 193L44 190ZM28 190H29V193H28ZM40 191H42L44 193H41ZM29 206H31V205H29ZM10 222H12V221H10ZM31 237H32V235H30L29 232H26L24 234V239H29Z\"/></svg>","mask_w":264,"mask_h":264}]
</instances>
